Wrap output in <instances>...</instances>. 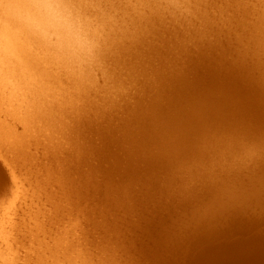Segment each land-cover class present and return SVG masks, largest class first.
I'll return each mask as SVG.
<instances>
[{"label": "rangeland", "instance_id": "374dc122", "mask_svg": "<svg viewBox=\"0 0 264 264\" xmlns=\"http://www.w3.org/2000/svg\"><path fill=\"white\" fill-rule=\"evenodd\" d=\"M67 1H69V4H70V6L71 5H75V8H73L74 6H71V7H67V9L68 8H70L71 10H69V11H71V12H77V14L76 13H74V14H72L71 12H70V14H72L73 16L75 15L76 16V19H74L75 18V16H74V18H73V16H72V18L74 19V20H76L77 22H75L74 20H72L73 22H74V27L76 28L77 26H79L78 28H76V34H78V33H81L80 31H78V29L80 30L81 29V31L83 32V28H85V30L88 28L89 29V27H90V29L92 30V31H85L84 30V32H90L89 34H87L88 36L90 35V34H92V32L93 33H97V34H92V35H90V36H92V37H90L89 36V40H88V36L84 33V36L86 35V37H83V36H81L80 37V34H78L79 35V37H80V39H82V40H84L85 38V41H83L84 42V45L86 46L87 44V46H88V49H89V47L90 48H94L95 47V52H96V50H97V52H98V50H99V52L97 53H92V51L91 50H89V52L87 51V53L84 51V49L82 48V51H84L83 52V55H81V54H79L78 55V57H80V59L78 58V59H71L72 58V56L73 57H75L76 58V56H74V54H71L70 56V58L69 57H67L66 56V54H68V51H66L67 53L66 54H64L66 57H64L66 60H71L72 61V65H69V64H71L70 62L71 61H68V63H67V61H66V63H65V59L63 58V61H64V64L67 66H65V65H63V61H60V63L58 64V62H56V65L55 66H53L54 64H55V62H53L54 64L52 65L50 62L49 63H45V64H43V66H45V67H48L49 65L48 64H51L50 66H52V67H54V69H51L50 68V66H49V68L53 71V72H51V70H50V72L51 73H53V75L54 76H56L54 79H52V82H51V84L54 86L53 88V92L52 93H47L48 95L46 96V98H45V101H51L52 100V102H53V100H54V102L55 101H57V100H61V98H63V100H61L62 102H64L65 104L67 103V105L65 106V104H63V106H65V108L63 109V110H59L58 109V113H56L55 115H57V116H59V115H61L60 117H58L57 119H59V118H61V123H62V125H61V127H60V125L58 124V120L57 119H55L54 120V122L57 120V122H49L48 121V119H44L45 121H43V120H40V119H36L34 122H33V125H32V128L30 129V132H26L27 130H28V128L27 129H25L26 127L24 126V122L22 121H20V118L19 117H21V114H20V111H21V109L18 111V115H20L19 117H16L17 115L15 114V115H13L12 113V115H10V114H8V113H10V112H7L8 110H10L9 108H12V105H11V102H10V100H9V98H7V97H5V98H7L8 99V102H3L2 100L0 101V118H1V121H3V123H5L11 130H15L14 131V133L16 134V136L15 137H11L10 139H3V138H1L0 139V169H2V171L4 172V178H2V179H0V264H68L69 262H68V259L67 258H65V255H63V253L64 254H66V252H67V254H69V256H71V257H74L75 255V260L76 259H78L79 261H83L82 260V258L81 259H79L78 258V256L80 255H82L81 257H83V259H84V262H85V260H87V262L86 263H84V264H90V263H93V264H162V261H161V259L163 260V257H166V256H168L169 257V254H171L172 252H171V250H170V247H169V249L167 248L168 246L166 245L167 243H166V241H163V237L165 236V238L168 236V235H170L171 233H176V232H178V228L180 227V229H179V233L180 234H182V232L183 231H185L186 232V229H187V231H188V228L189 229H191L190 227H192L193 226V224H194V221L196 220V218H198V217H202V216H204L205 214H206V212L205 211H209V209H211V208H213V206L215 205V199L217 198V200H218V198H219V200H220V195L222 196L221 197V201H225L226 199H225V196L227 195L228 197H229V194H234V192H235V194H239L242 190L243 191H245V192H243L242 191V193H240V194H244V195H246L244 198H247L248 200V207L246 206L245 208L247 209L248 208V211H252V212H250V214H252V213H254V212H261V211H264V185L262 184V183H264L263 181H264V173H263V175H262V171L264 170V159H262V158H264V155H262V157L260 156V154L259 153H262V151H261V147H259V145L261 146V144H262V147L264 146V123L263 122H261L260 121V123H259V121L258 120H256V118H254V117H252V116H249V117H247L246 119H248V120H244V124H242V122H241V120H234L233 118V120L232 119H229V121H228V119L227 120H225V123L224 122H220V123H216L215 124V122L214 121H212V120H210V122H207L206 121V125H205V121H203L204 122V124H202V127L197 131V133H193V137L191 136V138L190 139H186V140H180V142L181 141H183V143H181V146L179 145V147L177 146V149L176 150H174V151H182L181 153V157L179 156V155H175V156H173V158L175 157V160H176V156H178L177 157V161H179V159H180V161L179 162H177V161H175L174 160V163H177V164H180V166H178V167H181V169L179 168L178 169V167L177 166H175V164L173 163V167H174V171H172V165H171V169L169 168V167H167L168 165H170V164H172V163H167V165H166V163H165V168L162 166V165H164V164H160V165H158V166H160L161 168H157L158 166H155V170H157L159 173H160V175L162 176V178H161V176L160 175H158L157 173V171H155L154 169H153V167L154 166H152V167H149L148 168V166L146 165V167H145V169H144V167H143V165L145 164V161H143L144 159H142V158H144L143 156V154H142V149H144L143 150V153L145 152V154H146V151H145V148L146 147H148V148H146V149H148V150H155L154 152H160V151H158L156 148H158V147H160V145L161 144H158V143H162V145H164V143H166L167 141H165V140H168V137L167 136H169V135H171V134H173V133H175L174 135V137H177L178 136V134L179 133H176V131H178V129H180V128H176V127H178L179 125H180V122H175V121H173L174 123H171V125L172 126H174V127H171V125H170V127H169V125L167 126H165V124H163L164 122H165V120H162V124H161V122H160V119H159V121L158 122H160V123H155L156 122V120L154 121V119H156L157 118V116H158V114H157V112H154V109L152 108V104L153 103H155L156 101H158V102H160V104H166V108H167V117H165L164 116V118H171L172 117V115H176V113H177V109L179 108V107H181V108H188V106H189V108H190V106H192L191 104L192 103H190V102H188V106L186 105V103L187 102H182L179 106H177V107H175V106H173V105H168L167 106V101H168V99H166V97H165V99L163 98V95L161 94L162 93V90L163 89H165L166 87H167V90L168 91H171L172 93L170 94L171 96H173L174 95V92H173V87H172V89L170 90V88H171V85H167L166 83H164V81L166 82L167 81V79H168V81L169 80H171V79H173L177 74L179 75V74H182V73H179L180 71L182 72H184L183 74H185L186 75V73H185V71H187L188 69V71H187V75L186 76H188L189 78H191V79H194L195 78V76H193V74H192V71H193V73L194 72H196V70L194 71L193 69H197V67L198 66H200L201 64H203V65H201V67H199L198 69H200V70H202L201 68H203V66L205 67V65H206V62L207 61H205V59H204V57H207L208 56V52H210V57H213V58H216L217 59V62L218 61H220V60H223V59H220L221 58V54H222V57H224V52L222 53V51H226V50H224V49H227V53H230V54H227L226 56H225V60H223V63H219V64H223V66H225V64L224 63H226V66H228L229 65V63H230V65L229 66H231V67H234V66H236V64H237V66H242L244 63H246V62H248V60L250 59V57L252 56V58L250 59L251 61H253V62H251L250 60V63L248 62V64L246 63V67H249V66H251L249 69L251 70V71H253V73H251L254 77V79H257V75H260L262 72H263V70H264V63H263V65L262 66H260L259 65V63H261V62H264V60H262V59H264V24H263V22H264V2H262V0L261 1H259V2H261V3H259L258 2V0H248L249 2H246V5L248 6H245V4H244V6L245 7H247V10L250 8V10H248L249 12H253V10L255 11V13L256 14H254V12L251 14V13H249L245 8H244V6H243V4H242V6L240 5V3H238L239 1L240 2H244V1H246V0H238V1H236V0H233V2H231V3H233V4H235V6L237 7V9L236 8H234L233 7V4H232V6H231V3H229L230 1L229 0H223V2L221 1L220 3H218L220 0H218L217 2L215 1V0H213V1H215L214 3H215V5H213L214 3H213V1L212 0H204V2H203V0H201V2H199V3H197L195 0H193V1H195V2H193V5L191 4L190 5V3H192V2H187L186 3V1H192V0H182V4L184 5V7H183V5H182V7H183V9H182V7L181 6H179L180 5V2H181V0H176V5L173 3V1L175 2V0H164V1H166L165 3H164V1L163 0H161V3H160V1L159 0H146L147 2L149 1V3L151 4V6H154L153 8H151V6H150V4L149 3H147V2H145V0H142V2L140 1V0H137V2H136V0H121V1H123V2H121L122 4L124 3V1H126V3L127 4H129L130 2H132V3H130V6H133L134 4L133 3H136L137 5H138V3L141 5V3H144V6H142L141 5V7H140V5H136L135 4V8H134V6H133V10H134V12L136 13H134V12H131L130 11V9L132 8V7H130L129 8V5L127 6V10H125L126 9V6L124 7V9H123V7H121L122 6V4L119 2V0H109L110 2H109V4L111 5V7L108 5V3L106 2V1H108V0H97V1H95V0H86V2H85V0L83 1V0H80V2H82L81 4H86L85 6H87V8L90 10L91 9V13L90 12H87L88 10H84V8L85 9H87L85 6L83 7V5L81 6V4H79L80 2H78V0H67ZM71 1V2H70ZM73 1V2H72ZM74 1H75V3H77V4H74ZM90 1V4L89 5H91L92 3L95 5V6H97L96 7V9H97V11L95 10V12L93 13V11H94V9L92 10V8L91 7H88L89 5L87 4V2H89ZM113 1H115V5L114 4H112V3H114ZM117 1V2H116ZM130 1V2H129ZM156 1V2H155ZM159 1V3H157ZM162 1H163V3L164 4H162ZM177 1H179V2H177ZM205 1H207V2H211L212 4H210V3H207L208 5H205L206 3H205ZM225 1V2H224ZM229 1V2H228ZM232 1V0H231ZM264 1V0H263ZM85 2V3H84ZM100 4H99V3ZM103 2V3H102ZM129 2V3H128ZM186 4V5H190V7H188V6H186L184 3ZM226 2H228V3H226ZM235 2V3H234ZM253 2H255V4L253 3ZM97 3V4H96ZM102 3V4H101ZM117 3V4H116ZM119 3V4H118ZM157 3V4H156ZM172 3L174 4V5H172ZM189 3V4H188ZM195 3V4H194ZM201 3V5L203 6L204 5V7L205 6H208V7H210L209 5H212L210 8L211 9H209L208 7H206L205 9H203L204 7H202V6H200L199 4ZM203 3H205V4H203ZM217 3V4H216ZM223 3H225V4H228L230 7H232L231 9H233V10H231L232 11V13H231V11L229 10V8H228V5L226 6H224L223 5ZM238 3V4H237ZM248 3V4H247ZM78 4H79V6H81V8H76V7H78ZM103 4H105L104 6H100V5H103ZM126 4V5H127ZM146 4H148V5H146ZM155 4V5H154ZM197 4V6L196 7H202L201 8V10H200V8H199V10L200 11H198V8H196L195 7V5ZM218 4H222L223 5V7L221 8V7H219V6H222V5H219V6H217ZM257 4V5H256ZM77 5V6H76ZM106 5L108 6V7H106ZM145 5L148 7V8H150L151 10H153V11H150L147 7H145ZM161 5H162V8H155V6L157 7H161ZM199 5V6H198ZM249 5H250V7H249ZM255 5V6H254ZM95 6L93 7V5H92V7L93 8H95ZM100 6V7H99ZM137 6V7H136ZM170 6H172L171 8H170ZM175 6V7H174ZM186 6V7H185ZM216 8V7H219V8H217V9H215L214 7ZM243 7V8H239V7ZM256 6H257V8H256ZM104 7H106V8H104ZM116 7H118L116 10L117 11H115V9L114 8H116ZM138 7H140V9L138 8ZM225 7V11H224V8ZM252 7V8H251ZM254 7V8H253ZM83 8V10L87 13V14H85V12L83 11V10H81V11H78V10H80V9H82ZM111 10L112 9V11H110L111 12V15H113V14H115L116 12H117V14H115V15H113L114 17H116L117 15H120V16H117V19L118 20H116L115 18L113 19V17H111V15L109 14V9ZM129 8V9H128ZM141 8H142V11H146L147 12V15H145L146 14V12H144L145 14H143L142 13V11H141ZM145 8H147V9H145ZM154 8H155V10H154ZM163 8H164V10L167 8V10H166V12L169 14V15H167V13L163 10ZM170 8V9H169ZM179 9L181 12H188V16L187 15H183L181 12H180V14L181 15H183V16H185V17H182L180 14H179V10H177V9ZM186 8V9H185ZM189 8V9H188ZM196 8L197 9V12H196V14H192L191 12H193L194 11V9ZM239 8V9H238ZM74 9H76L75 11H74ZM100 9V10H99ZM107 9H108V12H106L107 11ZM139 9V10H138ZM160 9V10H162V11H164V12H159L158 10ZM173 9H176V10H173ZM191 10V11H183V10ZM192 9H193V11H192ZM196 9H195V11H196ZM207 9V10H206ZM218 9H219V13L221 14H219L217 11H218ZM220 9H223V11H221ZM227 9H228V11H227ZM244 11H243V10ZM258 9V10H257ZM129 10V11H128ZM132 10V9H131ZM171 10H173L172 12H171ZM210 10H212V11H210ZM239 10H240V12H239ZM241 10H242V12L244 13V12H248L249 13V15L247 14V16H250V22H251V24H249V22H247V21H249V20H246L245 21V19L247 18V16H246V14H244L243 15V13L241 14ZM82 11H83V13H82ZM100 11V13H101V15H99V12ZM105 11V13H103ZM115 11V12H114ZM118 11H120V13L118 12ZM137 11H139V12H137ZM148 11H150V12H148ZM156 11V12H155ZM169 11L171 12V13H173L172 15H171V13H169ZM176 11H177V13H176ZM201 11L203 12V14L201 15L200 13H201ZM206 11H209V12H207L206 13ZM213 11L214 12H217L216 14L215 13H213ZM230 11V12H229ZM233 11H235V13L237 14V11H238V15H240L239 17H243L242 19H240L239 17L237 18V16H235L236 14L233 12ZM262 11V13H259V12H261ZM78 12H79V14H78ZM81 12V13H80ZM127 12H131V13H133V16H134V14L136 15V16H134L135 17V22H134V20H132V18H134L133 16H130V15H132L131 13H130V15H129V13H127ZM199 12V13H198ZM210 12H212V14H210ZM225 12H228L231 16H229L228 15V13H225ZM246 12V13H247ZM91 15H90V14ZM98 13V14H97ZM108 13V14H107ZM119 13V14H118ZM138 13H140V17L138 16L139 14ZM142 13V14H141ZM148 13H149V15H148ZM158 14V17L159 16H161V18L159 19V20H161V21H165L166 20V18L168 19V16H170V18L172 17H181L182 18V20L180 19V17L178 18L179 19V21H175L176 23H180V21L182 22H185L184 21V19L186 18V17H188V19H189V21H188V19H187V21H188V24H189V26L188 25H185V23H180V26H183V25H185V27L186 26H188L190 29H191V27L194 25V28L196 27V30H198V32L196 33V30L195 31H193V27H192V30H190V29H188L187 30V28L188 27H186V28H184V27H182V28H180V26H178V30H183V28H184V30H183V32H185L186 33V31H188V32H192V34H190V33H186L185 35L186 36H184V33L183 32H181V31H179V32H177V33H175L177 30H176V27H177V25H179V24H175L174 23V21L171 23H168L169 22V20L170 19H168V20H166L164 23V26H162L161 25V27L159 26L160 24H162L161 23V21L159 22V20L157 19L158 17L157 16H155V14ZM176 13V14H175ZM189 13H190V15H192L193 16V18H195V20L197 19L196 17L198 16V18H199V15H201L200 17L202 18L203 17V19L201 20V22L199 21V22H197L196 23V21H194V23H193V25L190 27V25L192 24L191 22H193L192 21V19L193 18H191V20H190V17H192V16H189ZM204 13H206V15L204 14ZM223 13H225V14H223ZM81 14L82 15H85V16H81ZM95 14V15H94ZM106 15V17H105V15ZM127 14V15H126ZM164 14H166L165 16H164ZM177 14L179 15V16H177ZM213 14H215V18L213 17ZM227 14V15H226ZM232 14L234 15V16H232ZM259 14H261V15H259ZM87 15H90L89 17L87 16ZM92 15H94L96 18H97V21H99V25L97 24V22H96V20H95V18H94V16L93 17H91ZM96 15H98V16H96ZM107 15L108 16H110L111 17V20L112 21H115V22H113V23H115V24H118V25H120V27H121V29H122V27H123V29L122 30H124V28L125 27H127L128 28V31H130V32H128L127 33V30H124V31H120V27H119V31H116V30H118L117 29V26L118 25H116V27L115 26H113V23L112 24H110L112 21L110 20V19H108V18H110V17H108L107 18ZM124 16V17H126V18H123L122 16ZM142 15H143V17H142ZM147 16L148 17V19H146V17L145 16ZM176 15V16H175ZM197 15V16H196ZM208 15H209V17L212 19H210L209 17H208ZM218 15H220V16H218ZM222 15H226V17L228 18V16H229V18L228 19H230V20H228V22H227V18L226 17H224V16H222ZM253 15V16H252ZM255 15V16H254ZM256 15H257V17H256ZM260 17H259V16ZM79 16H81V17H79ZM100 16L101 17H104L103 19L104 20H102L101 21V19H100ZM153 16H155L154 17V19H153ZM221 16H222V19L224 18H226V21L223 19V21H225V22H227L228 24L230 23V21H231V23H232V25H231V23L229 24V25H226V23L224 22L223 24H222V19H221V21H220V19H219V17L221 18ZM252 16V17H251ZM79 17V18H78ZM85 17H87L88 19H86ZM121 17V18H120ZM130 18V21H128L129 19L128 18ZM151 17V18H150ZM157 17V18H156ZM163 17V18H162ZM164 17H166V18H164ZM208 17V18H207ZM217 17V18H216ZM234 17H236L237 19H236V21H234L235 20V18ZM260 19H259V18ZM94 20H93V19ZM136 18H144L143 19V21L145 22V24L143 25V23L144 22H142L141 21V23H140V20L139 19H136ZM157 19V22H156V19ZM171 18V20H174V18L172 19ZM201 18H199V19H201ZM231 18H232V20H231ZM261 18H263L262 20H261ZM84 20L85 22H88L89 23V25L90 24H92V25H88L87 23L85 24L84 23V21H83V24L82 23H80V21H78V20ZM122 19V20H121ZM124 19V20H123ZM150 19V20H149ZM152 19L153 20H155V22L153 21V22H151L152 21ZM162 19H165V20H162ZM176 19V18H175ZM207 21H205V20ZM210 19V20H209ZM215 19V20H214ZM234 19V20H233ZM240 19V20H239ZM252 19V20H251ZM255 19H257V20H255ZM258 19H259V21H258ZM89 20H91L90 22H89ZM105 20H106V23H105ZM107 20H108V22L110 21V23H108L107 22ZM120 20V21H119ZM125 20H127L128 22L127 23H125L126 21ZM147 20V21H146ZM186 20V19H185ZM216 20H219V24L221 25V29L223 30V32L221 33L220 31H222L221 29L219 30L218 28H220L218 25L219 24H217V22H216ZM244 20V21H243ZM254 20H255V22H256V27H255V22H254ZM95 21V22H94ZM122 21H124L123 22V24L125 25V26H123V24H121L122 23ZM132 21L134 22V23H132ZM136 21H137V24H136ZM138 21H139V23H138ZM168 21V22H167ZM187 21H186V24H187ZM208 21H210L209 22V24H208ZM212 21H214L216 24L215 25H213L211 22ZM238 21V22H237ZM80 24H79V23ZM93 22V23H92ZM121 22V23H120ZM131 23V26L128 24V23ZM151 23V24H148V25H153L152 23H154L155 25H153V26H151V27H149V26H147V23ZM166 22H167V25H168V27L169 26H175V28H171V27H169V30H165L166 29ZM190 22V23H189ZM205 22H206V24H205ZM234 22V23H233ZM242 24L243 22H244V24H242V25H244V26H242L240 23ZM259 22V23H258ZM77 25H76V24ZM96 23V24H95ZM101 23V24H100ZM103 23H104V25H103ZM175 25H174V24ZM199 23H201L200 25H199ZM206 25V27L207 26H211V28L209 29V31H208V27L206 28V27H204L203 28V25L204 24ZM210 23H211V25H210ZM235 23H239V24H235ZM246 23H248L249 25H250V27H246V26H248V25H246ZM258 23V24H257ZM87 25V26H83V25ZM110 24V25H109ZM114 24V25H115ZM137 26H142V28H137V29H141V32H143V33H141V35L139 36L138 34H140V31L139 30H137L136 29V25ZM141 24V25H140ZM170 24V25H169ZM233 24H235V25H237V27L238 26H240L239 27V29H241V30H238V28L236 29V27H233V26H235V25H233ZM82 25V26H81ZM93 25H95V27H96V29H98L99 27H101L100 28V30L104 33V34H102L101 33V31L100 30H97V31H95V28H94V26ZM101 25V26H100ZM103 25V26H102ZM199 26L200 28L202 27V29H200V28H198L197 26ZM202 25V26H201ZM223 25H225V26H223ZM252 25V26H251ZM105 26H108V28H111L110 26H112V28H111V30L113 31L114 30V28H115V30H114V33L113 32H111V30L109 29L108 30V28H106L105 29ZM146 26H147V29H146ZM155 26H157L156 27V29L155 28H153L152 29V27H155ZM166 26V27H165ZM217 26V27H216ZM223 26V27H222ZM228 26H230L229 28H231L230 30H234V32H233V34H232V32L230 31L229 32V29H228ZM255 27V28H253L254 30H252V27ZM259 26V28H257ZM82 27V28H81ZM98 27V28H97ZM102 27H103V29H102ZM162 27H164V28H162ZM213 27H216L215 28V30H214V28ZM226 27V32H227V35H226V39H227V43L229 44H227L226 43V39L224 38L225 37V28ZM246 27V28H245ZM132 28V30H130ZM133 28H134V31L135 32H132L133 31ZM157 28H161V30L163 31V33H165V32H167V33H169L170 35H167L166 33L164 34V35H166L165 37L167 38H165L164 39V36H162L163 34L162 33H158V32H162V31H160L159 29V31L157 30ZM198 28V29H197ZM144 29V30H143ZM148 30V32H146V30ZM149 29H152L153 31H155V32H152V30L149 32ZM168 29V28H167ZM173 29H175V30H173ZM186 29V30H185ZM202 31H200V30ZM213 29V32L211 31L210 32V30H212ZM243 29V30H242ZM250 29H251V31H250ZM94 30V31H93ZM107 30H108V32H107ZM137 30V31H136ZM143 30V31H142ZM205 30V31H204ZM247 30V31H246ZM263 30V31H262ZM99 31H100V34H99ZM145 31V32H144ZM158 31V32H157ZM165 31V32H164ZM170 31V32H169ZM174 31V32H173ZM200 31V32H199ZM242 32L243 34L241 35V38H245V36H246V32L248 33L247 34V36H246V40H249L248 38V35L250 36V43H247L248 41H246L245 39H243V41H242V39L241 38H237V37H240V34L238 33V32ZM248 31H250V32H248ZM256 33H255V32ZM262 31V32H261ZM78 32V33H77ZM106 32H107V34H106ZM111 32V33H110ZM115 32H116V34L118 35H120V33H123V32H126V34L125 33H123V34H125V35H123V34H121V35H123L124 37L126 36V35H132V34H134L133 36H127L128 38H127V40L124 38H122L121 37V35H120V37H119V39H117V38H115L114 36H116V34H115ZM139 32V33H138ZM156 33L157 35H160V36H156L155 34H153V35H150V34H152V33ZM171 32H173L172 34H171ZM181 32V33H180ZM203 32H206L207 34H208V32H210V34L209 35H211V38L213 39H209L210 38V36L209 37H206V38H203L202 36H206L207 34H205V33H203ZM214 32H218L217 33V37H218V39L215 37L214 38V36L216 35ZM252 32H254V33H252ZM51 33H53V35L55 36V31H52ZM50 33V34H51ZM110 33V34H109ZM130 33V34H129ZM138 33V34H137ZM150 33V34H149ZM183 33V35L181 36L180 34H182ZM193 33L195 34L196 33V37H197V35H199V36H201L202 38H203V40H202V38L201 37H199V40H198V37L197 38H195V35L193 36ZM199 33V34H198ZM200 33H203V34H200ZM235 33V34H234ZM236 33H237V35H236ZM249 33H251V34H249ZM107 36H106V35ZM111 34H115L114 36L113 35H111ZM137 34V35H136ZM147 35V38L150 36L151 38H154V36H155V42H157V44H155L154 45V40L153 39H149V41H148V39H147V42H149L148 43V45H146L147 43H145L146 42V39H145V37H146V35ZM149 34V35H148ZM175 34H179V35H177V38H176V35ZM190 34V35H189ZM213 34H214V36H213ZM219 34H223L222 36H224V37H222V36H220ZM230 34V35H229ZM244 34H245V36H244ZM259 34V35H258ZM53 35H52V38H53ZM56 35L57 36H55V38L54 39H56L57 38V41H59V38L58 37H60V35L59 34H57L56 33ZM59 35V36H58ZM82 35V34H81ZM94 35H97V36H94ZM104 35V37H105V39H104V37H101V36H103ZM110 35V36H109ZM118 35V36H119ZM174 35V36H173ZM231 35H233V36H231ZM153 36V37H152ZM161 36H162V39L164 40H162V39H160L161 38ZM169 36V37H168ZM180 38H179V37ZM242 36H244V37H242ZM96 37H98L97 39H96ZM111 37V38H110ZM112 37H114V38H112ZM117 37V36H116ZM132 37V38H131ZM133 37H135V38H133ZM171 37V38H170ZM172 37H173V39H172ZM174 37L178 40V41H181V42H183V44L181 43L180 44V42H178L177 40L175 41V39H174ZM183 37V39L181 40V38ZM190 38V40H194V38H195V40L197 39V43H195L193 40H192V42H193V44L191 43V41L188 39V38ZM193 37V38H192ZM220 37L222 38V39H225V40H220ZM233 37V38H232ZM237 39V41H235L234 39L235 38ZM248 37V38H247ZM254 37V38H253ZM257 37H259V38H257ZM261 37V38H260ZM50 39H51V36L49 37ZM90 38H95V39H93L94 41H96V42H94L93 41V43H95V44H90V43H92V39H91V41H90ZM99 38H101V39H99ZM108 38H109V40H116V42H114V40L110 43L109 42V40H108ZM122 38V39H121ZM138 40H137V39ZM172 39V40H168V39ZM201 38V39H200ZM53 39V40H54ZM137 40V41H135V40ZM140 39H145V40H142V42H141V40ZM160 39V41H158ZM184 39L185 40H188V41H186V43H185V41H184ZM241 39V40H240ZM53 40L51 39L50 41H52L53 42ZM86 40H88L90 43H88V41H86ZM99 40H101V41H99L100 43L104 40V41H106V42H104L105 44L106 43H108V44H106V46L105 45H103V44H101L100 45V43L98 42ZM108 40V41H107ZM123 40V41H122ZM127 42H126V41ZM129 40H131V41H129ZM151 40V41H150ZM157 40V41H156ZM200 40L201 41H205L204 43L205 44H202V45H204V46H202V49H201V44H200ZM208 40H209V42H208ZM214 40H216V42H218L219 40L221 41V43H220V45H219V43H216V42H214ZM228 40H230V41H232L233 40V42L235 41L236 43L235 44H233V42H232V44L230 43V41H228ZM244 40L246 41L245 43H243L244 42ZM257 40V41H256ZM260 41V43H259V41ZM120 41H121V43H120ZM125 41V42H124ZM133 41V42H132ZM137 42L136 43V45H135V42ZM139 41H140V44H141V47H140V44H139ZM144 41V42H143ZM166 41V42H165ZM167 41H173V43L169 46V42L167 43ZM190 41V42H189ZM206 41H207V43H206ZM219 41V42H220ZM253 41V43L252 44H254L253 45V47L251 48V46L249 45V47L251 48V49H248L249 51H251L252 53H254L255 51V47H256V45H257V47H258V49H256L257 51H259V54H257L256 52L254 53V55L252 54V55H250L249 56V54H251L248 50H247V48H249V47H247L248 46V44H251V42ZM51 42V43H52ZM86 42V43H85ZM102 42V43H103ZM118 42V43H117ZM128 42H130V43H128ZM151 42L153 43V47H152V45H151ZM160 42H163V43H161L160 44ZM164 42L166 43L165 45L166 46H164ZM176 42H178L179 43V50L177 49V51L178 52H174L173 50H172V48H175V47H173V46H176V48H177V44H175ZM214 42V43H213ZM54 44L56 43V40H55V42H53ZM52 43V44H53ZM99 43V44H98ZM110 43V44H109ZM115 43H116V45L117 44H119V45H117L118 47H120V45H121V47L120 48H118V49H116L115 50V48L112 50L111 48V46H115ZM122 43H123V46L125 45V44H127V45H125V47L127 46V47H130V48H133V50L134 49H137L138 48V50H134L135 52L136 51H140L142 48V53H141V51H140V54L139 55H137L138 57H136V53H134L133 52V50H131L130 48H128V50H126L125 51V48L124 49H122L123 48V46H122ZM125 43V44H124ZM134 43V44H133ZM187 43H189L188 45H187ZM202 43V42H201ZM216 43V44H215ZM223 43V44H222ZM237 43H239L240 45H241V43H243L241 46L243 47H241L240 45H237V46H235L234 47V49H233V47H231V50H233V53H234V56H235V58H232L233 56H232V52H231V50L229 49V48H226V47H230L231 45H236ZM247 43V44H246ZM259 43V44H258ZM90 44V45H89ZM99 45L98 47H97V49H96V46L95 45ZM113 44V45H112ZM130 44V45H129ZM131 44H133V46L134 47H132L131 46ZM138 44H139V46H138ZM145 44V45H144ZM149 44L151 45V46H149ZM173 44H175V45H173ZM185 44V45H184ZM197 44V45H196ZM206 44H207V46H206ZM212 44H215V45H212ZM218 44V45H217ZM227 44V45H226ZM231 44V45H230ZM246 44V45H245ZM251 44V45H252ZM108 45H109V47H108ZM129 45V46H128ZM160 45H163L162 47H167V51H166V48H165V51H161V50H159V49H162L161 48V46ZM168 45V46H167ZM173 45V46H172ZM184 46V47H181L180 48V46ZM191 45H195V46H193V47H195L194 49H193V47H191ZM217 45V46H216ZM260 45V46H259ZM103 46H104V49H103ZM113 46V47H114ZM117 46H115L116 48H117ZM145 46V47H144ZM146 46H148L147 48H146ZM159 47V49H156V52H157V50L159 51V52H157V54L158 55H160V57L155 53V51H154V47ZM190 46V47H189ZM197 46L199 47V48H197ZM220 46V47H219ZM221 46H222V49H221ZM224 46H226L225 48H224ZM245 46H246V50H245ZM126 47V48H127ZM149 47H151L152 48V53H150L151 52V49L150 50H148V48ZM157 47V48H158ZM169 47H170V49H171V51H170V53L172 52L174 55H172V53H171V55L170 54H166V53H168V51H169ZM172 47V48H171ZM186 47V48H185ZM205 47V48H204ZM210 47V48H209ZM218 47V48H217ZM237 47V48H236ZM238 47H239V50H238ZM263 47V48H262ZM101 48H102V51H101ZM107 49V51H106V49ZM183 48V49H182ZM185 48V49H184ZM191 49L192 51V53L189 51V49ZM197 48V49H196ZM207 49V50H209V51H207V54H206V51L204 50V49ZM212 48V49H211ZM217 48V49H216ZM224 48V49H223ZM237 49V51H239L238 53L235 51L236 49ZM242 48V49H241ZM111 49V50H110ZM123 50V53H122V51L121 50ZM145 49H147V51H149V52H147V51H145ZM181 49H182V51H181ZM188 49V50H187ZM198 49H199V51H200V49H201V51L200 52H202V53H200L199 51H198ZM213 50L212 52V55H215V56H212L211 55V50ZM93 50V49H92ZM120 50V51H119ZM162 50H164V48L162 49ZM176 50V49H175ZM184 50H186V51H184ZM195 50V51H194ZM202 50H204V51H202ZM215 50V51H214ZM216 50H219L218 52L216 51ZM229 50V51H228ZM240 50H241V52H240ZM245 50V51H244ZM253 50V51H252ZM75 51H76V49H75ZM93 51V52H94ZM101 51V52H100ZM143 51H145V52H143ZM184 53V52H186V53H184L183 55H182V53ZM184 51V52H183ZM197 51V52H196ZM235 51V52H234ZM244 53H243V52ZM246 51H248L249 52V54H248V57H246L247 56V53L248 52H246ZM117 52V53H116ZM135 54H133V53ZM160 52H162L161 54H159ZM181 54H180V53ZM187 52L189 53H191V54H187ZM196 52V54H194ZM260 52H262V53H260ZM101 53V54H100ZM111 53H112V56H111ZM125 53V54H124ZM127 53V54H126ZM129 53V54H128ZM154 53V55L152 56V64H154V65H152V64H150L151 62H149L150 61V59H151V55ZM163 53H165V54H163ZM203 53H205V54H203ZM232 53V54H231ZM236 53V54H235ZM239 53H240V55H239ZM241 53H242V56H241ZM245 53H246V55H245ZM70 54V53H69ZM84 54H85V56H84ZM86 54H87V56H86ZM97 54V55H96ZM98 54H99V57H98ZM104 54V55H103ZM106 54V55H105ZM131 54V55H130ZM151 54V55H150ZM176 54V55H175ZM178 54V55H177ZM180 54V55H179ZM188 56H187V55ZM193 54H194V56H193ZM202 54V55H201ZM255 54H257V56L255 55ZM261 54V55H260ZM63 55V56H64ZM85 57L84 59L86 60V65H85V62L82 60V57ZM95 57H94V56ZM103 55V57L105 56L106 58H110V59H102L103 57H101ZM118 55H120V58H119V56ZM126 55V56H125ZM158 57H157V56ZM165 55V56H164ZM171 56L170 57V60H168L169 59V57L168 56ZM185 55V56H184ZM191 55H192V57H194V59L195 60H201V62H196L192 57H191ZM205 55V56H204ZM219 55V56H218ZM247 58L246 60H245V57ZM91 58H90V57ZM94 57V59H93V57ZM109 56V57H108ZM112 58H111V57ZM116 56V57H115ZM122 56H124V57H126L125 59H124V57H122ZM136 57V58H132V57ZM154 56H155V58L156 59H154ZM163 56V57H162ZM168 58H167V57ZM173 56V57H172ZM181 57V61L183 60L182 58H184L185 60H187L188 59V61H183L185 64H186V66H188V64H191V65H189V67H188V69H186L187 67H185V64L183 63V62H181L180 61V57ZM189 56H190V58H189ZM199 58H198V57ZM201 56V57H200ZM218 56V57H217ZM229 56V57H228ZM232 56V57H231ZM237 56L240 58V60H238V58H237ZM259 56H261V57H263V58H259L258 59V57ZM119 59H118V58ZM122 57V58H121ZM130 57L133 59V60H131L130 61ZM175 57H176V61L178 60V61H180L179 63H177V64H175ZM179 57V58H178ZM185 57H188V58H185ZM197 57V58H196ZM210 57H208V58H210ZM231 57V59H228V58H230ZM241 57H243V58H241ZM254 57H257V59L256 58H254ZM88 58H90V60H92V61H90ZM98 58V59H97ZM116 60L117 59V63L116 62H113L114 61V59ZM127 58H129V60L127 59ZM140 58H142L141 60H140ZM144 58H145V61H147V62H143L142 60H144ZM158 58H162V59H158ZM163 58H167L166 59V61H165V59L163 60ZM174 58V59H173ZM193 59V61L196 63H194V62H192V59ZM220 60H219V59ZM256 60V62H255V60ZM113 59V60H112ZM121 59V60H120ZM124 59V60H123ZM190 59V60H189ZM241 59H242V61H241ZM97 60H99L98 62H97ZM103 60H105V62L103 63ZM111 60V61H110ZM123 60V61H122ZM162 60H163V64L161 63L162 62ZM174 60V61H173ZM245 60V62H243ZM260 60H262L261 62H258V61H260ZM74 61V62H73ZM76 61H78V63L76 62ZM80 61H82L83 63H81ZM107 61V62H106ZM119 61V62H118ZM121 61H122V63H121ZM137 61L139 62V63H137ZM154 61H156V62H154ZM168 61L170 62V63H168ZM172 61V62H171ZM190 61V62H189ZM91 62L93 63V62H95V63H93L94 64V66H92L93 64H91ZM99 62H101L100 64H99ZM109 62H110V64H109ZM134 62H136V63H134ZM165 62V63H164ZM186 62H189V63H186ZM234 62V63H233ZM236 62V63H235ZM243 63V64H241V63ZM255 62V63H254ZM79 63H81L80 65L81 66H83L84 67V69H83V67H80V69H79ZM114 63V64H113ZM116 63V64H115ZM121 63V64H120ZM133 63V64H132ZM145 63V64H144ZM147 63V64H146ZM159 63V65H156V67H153V66H155V64H158ZM168 65H167V64ZM174 64V65H172V64ZM183 63V64H182ZM194 63V66L192 65ZM197 63H198V66H197ZM231 63H232V65H231ZM240 63V64H239ZM254 64V65H252V64ZM75 64V65H74ZM96 64H97V67H96ZM107 64V65H106ZM113 65V67H112V65ZM136 64V66H134ZM138 64H141V65H138ZM181 64V65H180ZM200 64V65H199ZM233 64H234V66H233ZM239 64V65H238ZM48 65V66H47ZM59 65H61L58 69L56 68V67H58ZM62 65H63V67H62ZM71 66L70 68H75V69H71V70H69V69H65V68H68L69 66ZM86 67H85V66ZM87 65H89V67L87 66ZM98 65H99V67H98ZM101 65V66H100ZM111 65V66H110ZM138 65V66H137ZM143 65V67H141ZM149 65L150 66H152V68L150 67L149 68ZM176 65H179L181 68L183 67V69H185V70H183V69H181L179 66H178V68H176L177 66ZM183 65V66H182ZM72 66H75V67H72ZM105 66V67H104ZM108 68H107V67ZM119 66H121V68L123 67V69H121ZM131 66H134L133 67V70H141V71H139V74L141 75V73L143 74V73H145V74H143L144 75V77H139V74H137L138 72H136V71H133L132 70V67ZM140 66V67H139ZM146 66V67H145ZM165 66V67H164ZM170 66V67H169ZM172 66V67H171ZM197 66V67H196ZM257 66H258V69H259V67H262V69H260V70H258L257 69ZM76 67H78V68H76ZM87 67H88V69H87ZM93 67V68H92ZM102 67V68H101ZM104 67V68H103ZM112 67V69H109V68H111ZM119 67V68H118ZM131 67V68H130ZM137 67V68H136ZM148 67V68H147ZM192 67V70L190 69ZM193 67H195V68H193ZM48 68V69H49ZM62 68V69H61ZM81 68L83 69V73H82V70H81ZM89 68H91V69H89ZM100 68V69H99ZM119 69V70H116V69ZM145 68V69H144ZM162 68V69H161ZM170 68L172 69H174V72L172 71V70H170ZM177 70H176V69ZM251 68H255V69H251ZM55 69H56V71H55ZM77 69V70H76ZM79 69V70H78ZM87 70V72H86V70ZM105 69H107V72H106V70ZM142 69H144V71L142 70ZM153 71H152V70ZM167 69V70H166ZM178 69H180V70H178ZM248 69V68H247ZM66 70V71H65ZM81 70V71H80ZM92 72H90V71ZM116 70V71H115ZM120 70L122 71L121 73H123V74H119L120 73ZM150 70V72H152V73H150V74H148L149 72H147V71H149ZM191 70V71H190ZM203 70H204V68H203ZM258 70V71H257ZM54 71H55V73L57 74H59V76H58V74L56 75V74H54ZM68 71V72H67ZM77 71L80 73V75H83V74H85V73H87L86 75H88V76H79V73H78V75H75V74H77ZM97 71H99V72H101L100 73V75H98L99 73L97 72ZM105 73H104V72ZM112 71V72H111ZM118 71V72H117ZM132 71H133V73H134V75H133V73H132ZM146 71V72H145ZM157 71V72H156ZM160 73H159V72ZM176 71H177V74H176ZM250 71V72H251ZM68 73V74H66V73ZM71 72V73H70ZM88 72H90V74L88 73ZM115 72H117V75L115 74ZM132 74V77L133 76H135V74H137L136 76L138 77V79L137 78H135V77H133V78H135L136 79V83L134 82L135 81V79H134V81L132 80L133 78L131 77V74ZM188 72H190V73H188ZM197 72L199 73V70H197ZM196 72V74H194V75H197L198 73ZM201 72V71H200ZM261 72V73H260ZM69 73H70V75L72 74L73 75V73H74V77H76V80H75V78L71 75H69ZM96 73H98V74H96ZM102 73H103V75H102ZM111 73H113L112 75L115 77V79L116 80H114V77L112 78V75H110ZM154 73V74H153ZM164 73V74H163ZM173 73V74H172ZM176 75H175V74ZM257 73V75H255V74ZM258 73H260V74H258ZM109 74V75H108ZM119 74V75H118ZM149 75L150 77H145L146 75ZM157 74V75H156ZM159 74V75H158ZM168 74H169V76H168ZM189 74V75H188ZM190 74H192V77H191V75ZM52 75V74H51ZM68 75L70 76V77H68ZM96 75H97V77L99 78V76H100V78L99 79H97V77H96ZM121 75H123V76H121ZM125 75L127 76L126 78H125ZM152 75V76H151ZM155 75V76H154ZM162 75V76H161ZM175 75V76H174ZM177 75V76H178ZM82 78L81 80H80V78ZM95 76V77H94ZM110 76V77H109ZM116 76H117V78H116ZM119 76L122 78H124V80H121L120 78H119ZM156 76H158V77H156ZM61 78V79H63L62 81H61V79H60V81L61 82H59L60 83V85H59V83H58V80L59 79H57V78ZM63 77V78H62ZM64 77H65V80H64ZM94 77V78H93ZM102 77V78H101ZM152 77H153V79H152ZM155 77V78H154ZM168 77V78H167ZM79 78V79H78ZM108 78V79H107ZM113 79V80H111L112 82H110V80L109 79ZM146 78V79H150V82L148 81V80H144V79ZM159 78H161V79H159ZM165 78V79H164ZM170 78V79H169ZM55 79H57V81L55 80ZM68 79H73L74 80V82L73 81H69ZM118 79H120V81H118ZM53 80L55 81V83L53 82ZM79 80V81H78ZM101 80V81H100ZM130 80H132L130 83H132V82H134V83H132L131 85L133 86V87H135V90L137 91H132L134 88L133 87H131V85H130V83L128 82V81H130ZM140 80V81H139ZM164 80V81H163ZM63 81H64V84H62L63 83ZM76 81H78V84H79V87H77L78 85L76 84L77 82ZM100 81V82H99ZM103 81V82H102ZM109 81V82H108ZM114 81H116V82H114ZM143 81V82H142ZM147 83H146V82ZM153 83H152V82ZM56 82L58 83V85L56 86ZM70 82V83H69ZM73 82V83H72ZM86 82V85H81V84H84ZM92 82L94 83V84H92ZM122 82H125V83H123L124 84V86L126 87L127 85L130 87V90L129 91H127V90H125L124 89V92H123V89H121V88H123V85L121 84ZM140 82V83H139ZM159 82V83H158ZM69 83V84H68ZM81 83V84H80ZM98 83H100V84H98ZM102 83V84H101ZM105 83V84H104ZM108 83H115V84H113V86H115V87H113L112 85H111V87L109 86L110 84H108ZM118 83V84H117ZM144 83V84H143ZM148 83H149V85H148ZM157 83V84H156ZM161 83V84H160ZM164 83V84H163ZM74 84H76V85H74ZM88 84V85H87ZM136 85V86H134V85ZM138 84V85H137ZM141 84V85H140ZM148 86L147 88H151L152 86V89H147L146 88V85ZM151 84H152V86H151ZM166 84V85H165ZM89 85H91V88H92V85H93V88L91 89V91H90V88H87V87H89ZM104 85H108V86H104ZM117 85H119V87H121V88H119ZM139 85L140 86H143V87H141V89L140 88H138L139 89V91L136 89V87H139ZM157 85V86H156ZM161 85H163V86H161ZM75 86V87H74ZM82 86V87H81ZM96 86V87H95ZM100 86H102V87H100ZM150 86V87H149ZM164 86H166V87H164ZM67 87V88H66ZM84 87H85V89H84ZM95 87V88H94ZM98 87H100V88H104V89H106V91L107 92H113V93H111V94H106L105 95V93H106V91H102V89H101V91H100V88H98ZM109 87V88H108ZM117 87V88H116ZM155 87V88H154ZM170 87V88H169ZM66 88V89H65ZM78 88H80L79 90H78V92H77V89ZM114 88H116V90H117V93L115 92L116 90H112V89H114ZM118 88L122 91V92H120L119 93V91H118ZM131 88H133V89H131ZM69 89V90H68ZM82 89H83V91L84 92H82ZM90 91H88V90ZM108 89V90H107ZM111 89V90H110ZM126 89H127V87H126ZM155 89V90H154ZM159 91H158V90ZM161 89V90H160ZM68 90V91H67ZM85 90L87 91V94H85L86 92H85ZM140 90H142V91H140ZM76 92L75 94L78 96L77 98H73V95L76 97V95L75 94H73L72 96L70 95V93H68V92H71V94L72 93H74V92ZM80 91V92H79ZM126 91V92H125ZM146 93H145V92ZM155 91V92H154ZM156 91H157V93H156ZM201 91H203L202 89L200 90V93H201ZM89 92V93H88ZM129 92V93H128ZM150 92H152V93H150ZM154 92V93H153ZM104 93V94H103ZM134 93V94H133ZM135 93H137V94H135ZM140 93H141V95H140ZM143 93V94H142ZM149 93V94H148ZM54 94V98L52 97V95ZM82 94V95H81ZM83 94L85 95V96H83ZM120 94H122L121 96H120ZM124 94V95H123ZM147 94V96L145 97V95ZM150 94H152L150 97H148V95H150ZM110 95H114L113 97H109ZM129 95H131V96H129ZM137 96V97H139L138 99H135L134 98V96ZM161 95H162V98H161ZM106 96H108L109 97V99H107V101L109 100V102H107L106 101V103H113L111 106V109H113V110H108L109 112L108 113H110V112H112L113 113V115H112V113H110L111 115H107L106 113V110L107 109H105L104 108V104H106V103H104L105 101L104 100H106ZM126 98H125V97ZM132 96H133V98H132ZM143 96V97H142ZM59 97V98H58ZM69 97V98H68ZM83 97V98H82ZM86 97V98H85ZM102 97H103V99H102ZM114 97H117V98H114ZM127 97L129 98V97H131L132 99H130V101L127 99ZM142 97V98H141ZM153 97V98H152ZM56 98V99H55ZM71 98H72V100H71ZM79 98H81V100L80 101H82L83 99L85 100H83L82 101V103H80L79 104V102L80 101H78V99ZM100 98H101V100H100ZM112 98V99H111ZM116 99V100H114V99ZM141 98V99H140ZM143 98H144V100H143ZM146 98V99H145ZM151 98V99H150ZM89 99H90V101L92 102L93 100H94V102H93V105L94 104H98L97 102H99V104H102V106L100 105L99 106V104L97 105V106H95V108H97V107H102L103 109H101V108H98V110H95V109H93V107L94 106H92V103L90 102L89 104H88V101H89ZM98 99H99V101H98ZM141 101H140V100ZM189 99H192L193 100V98H189ZM65 100H66V102H65ZM111 100H113V101H118V102H116V105L118 104V103H120V105L119 106H121V107H119L118 105L116 106L114 103L115 102H113V101H111ZM119 100H120V102H119ZM133 100H135V101H137V102H135L134 103V101ZM143 100V101H142ZM145 100H147V101H145ZM167 100V101H166ZM16 101V99L14 100V102ZM60 101V102H61ZM78 101V102H77ZM102 101H104V102H102ZM129 101V102H128ZM133 101V102H132ZM61 102V103H62ZM87 102V103H86ZM146 102V103H145ZM147 102H148V104H147ZM59 102H57V104H58ZM68 103H69V105H68ZM83 103H85V104H87V106L89 105H91L92 107H84L85 106V104H83ZM128 103H132L133 105H135L134 107H136V109L131 105V104H128ZM138 103V104H137ZM140 103L142 104V106H144L142 109H141V105H140ZM144 103V104H143ZM184 103V104H183ZM190 103V104H189ZM56 104V103H55ZM73 104V105H72ZM83 104V105H82ZM54 105V104H53ZM78 106V108H77V106ZM82 105V107H80ZM113 105H115V106H113ZM124 105V106H123ZM137 105H140V107L139 106H137ZM60 106V105H59ZM58 106V107H59ZM61 106H62V104H61ZM107 107H108V109H109V104L108 105H106ZM105 106V107H106ZM126 106V107H125ZM147 106V107H146ZM57 107V108H58ZM66 107H68V108H71V107H73L72 109H73V111L71 112V109H68V108H66ZM84 107V108H83ZM106 107V108H107ZM118 107V108H117ZM78 109L77 111H76V109ZM83 108V109H82ZM85 108H87L86 110H87V112H86V110L85 111H83V113H81V111L82 110H84ZM119 110H117V109ZM122 108H126V109H122ZM137 108H138V110H137ZM149 108V109H148ZM177 108V109H176ZM8 109V110H7ZM90 109V110H89ZM102 111H101V110ZM140 109V110H139ZM66 110V111H65ZM67 110H69V112H67ZM75 110V111H74ZM81 110V111H80ZM118 112H117V111ZM134 110V111H133ZM143 110V111H142ZM169 110H171V111H169ZM91 112V114L92 113H94L93 111H96L95 113H97V114H99V115H101V114H103L104 113V115L102 116V118H101V116H100V118H99V116H97V115H95V113L94 114H92V116L94 117H92L91 116V114H90V112ZM104 111V112H103ZM114 111H116L115 113L118 115V116H120L121 118H122V121H121V118H119L118 119V116H117V118H114V117H116V115L114 116ZM125 111V112H124ZM138 112V114L136 113V112ZM143 113V114H141V112ZM173 111H175L173 114H172V112ZM57 112V111H56ZM66 113L65 114V116L66 117H69V118H71V115H73L74 117H75V115H74V113H76V115H78V117H75V119H77L76 121H78V123L75 121V119L73 118V116H72V118L74 119V122H73V120H72V118H71V120L70 121H68L69 120V118H66L65 116H64V113ZM74 112V113H73ZM79 112L82 114V116L84 117V113H85V119L84 120H86L85 122H84V120H82V118L80 119V117H81V114H79ZM99 112V113H98ZM100 112H103V113H100ZM106 112V113H105ZM148 112V113H147ZM22 113V112H21ZM61 113H63V114H61ZM68 113H72L71 115H69ZM87 113H89V114H87ZM171 114V116H170V114ZM185 113V112H184ZM59 114V115H58ZM105 114H106V116H105ZM125 114H127V115H125ZM131 116V117H129V115ZM134 114V115H133ZM144 114H147V115H144ZM157 114V115H156ZM161 114V113H160ZM79 115H80V117H79ZM124 115H125V117H124ZM142 115V117L140 118V120L138 119L139 118V116H141ZM153 117V123H155L154 125L156 126L157 124H159L161 127H159V125H158V127H155L154 129H155V132H154V134H152V135H149V138L148 137H146L147 138V141H149V142H146V140H144V138H142L143 140H141V141H144V142H141L140 140V142L141 143H139V146L137 147L136 146V142H137V144H138V142L139 141H134L133 142V140H135V139H133L132 141H131V139L133 138V136L134 135H136V134H138L139 135V133H140V131L142 130V125H143V122L144 123H146V121H148V118L150 117ZM156 115V116H155ZM63 116V117H62ZM86 116H87V118H86ZM88 116H89V119H91L90 118V116L92 117V121H90L89 119H88ZM95 116H97L96 118H95ZM108 116L110 117H112V118H114V119H110V118H108ZM138 116V118H135V117H137ZM144 116V117H143ZM148 116V118L146 119V117ZM170 116V117H169ZM65 117V118H64ZM104 117H105V119L107 118V119H109V121L108 122H110V123H108L105 119H104ZM127 117H129L130 118V120H128L129 118H127ZM159 117V116H158ZM19 118V119H18ZM64 118V119H63ZM134 118H135V120H134ZM252 118V119H251ZM254 118V119H253ZM4 119V120H3ZM66 120V119H68V120H66V121H64L65 123L63 124V120ZM81 120V121H83V123H81V122H79V120ZM103 119V120H102ZM136 119H138V120H136ZM144 119H145V121H144ZM53 120V119H52ZM105 120V121H104ZM114 120V121H113ZM116 120V121H115ZM121 122H120V121ZM151 120V119H150ZM250 120H251V122H250ZM68 121V122H67ZM113 121V122H112ZM126 121V122H125ZM138 121V122H137ZM140 121V122H139ZM164 121V122H163ZM228 121V122H227ZM235 121V122H234ZM246 121V122H245ZM7 122H9V123H7ZM71 122V123H70ZM88 122L89 123H93L94 125H98V127H99V125H100V129H102L103 130V128L102 127H105V129H104V131L107 133V135H106V138L103 140V138L105 137V135L104 134H106V133H101V130L98 128V130H100V131H98V130H96L95 128H97V125L95 126V128H94V125L93 126H91V124L89 125L88 124ZM111 122L113 123L112 125H114L115 127H112V125H109V124H111ZM129 122V123H128ZM214 122V123H213ZM233 122V123H232ZM238 122H240V124L238 123ZM249 123L250 122V126L248 125V124H246V123ZM50 123L52 124V125H50ZM55 125H54V124ZM70 124V128H67L66 126H68L69 127V124ZM72 123L74 124V123H77V125H79V127H77L76 126V124H74L75 126H73L72 125ZM86 123H87V126H86ZM96 123V124H95ZM118 123H119V125L120 126H124V125H126V126H124V129H123V127H122V129L123 130H125V133H123L122 131V133L123 134H126V130H128L129 132V135L132 133L131 131H133V135L131 136H127V137H130L129 139L127 138L126 140H128V141H131L132 143H130V142H127L126 143V141L124 142V144H123V140H125V139H123L124 137H125V135H122V133L120 132V131H118L117 129H121V127L120 126H118ZM121 123V124H120ZM140 123H142V125H140ZM224 123V124H223ZM253 123H255V125H263V127L261 126H255V125H252ZM80 124H82V126H84L86 129H89L90 128V130H83V128H81L80 127ZM174 124V125H173ZM209 124V125H208ZM218 124V125H217ZM221 124V125H220ZM243 125V126H241L240 127V129H239V125ZM58 125H59V127H58ZM65 127H64V126ZM89 125V126H88ZM138 125V126H137ZM176 125H178V126H176ZM213 125V126H212ZM217 126V129H216V127L215 126ZM234 125V126H233ZM235 125H236V128H235ZM246 125V126H245ZM58 128H57V127ZM73 128H72V127ZM92 128H91V127ZM117 126H118V128H117ZM140 126V127H139ZM207 126V127H206ZM232 126V127H231ZM12 127V128H11ZM64 127V128H63ZM75 127H77L78 129H76ZM89 127V128H88ZM109 127V128H108ZM110 127H112L111 129H113V128H116V131L114 132L115 134H116V132H117V134H116V136H115V134L114 133H111V132H113L115 129H113V131H111V129H110ZM120 127V128H119ZM167 127H169L170 128V130H169V128H168V131H166L167 130ZM243 127V128H242ZM251 127V128H250ZM253 127V128H252ZM68 129V130H71V128H72V130L74 131V132H72L73 133V135L71 136L70 134V131H69V135L71 136V137H69L68 138V136L69 135H67L66 133L68 132L66 129ZM75 128V129H74ZM81 130H80V129ZM94 128V129H93ZM131 128H132V130H131ZM157 128H159V129H161V130H159V129H157ZM219 128V129H218ZM92 129V130H91ZM130 129V130H129ZM156 129L158 130V131H156ZM166 129V130H165ZM172 129H176V131H174L173 133H171L170 134V131L172 130ZM257 129V130H256ZM23 130L25 131V133L23 132ZM66 130V131H65ZM71 130V131H72ZM78 130H79V132H78ZM109 130H110V133H108L109 132ZM138 130V131H137ZM208 132H207V131ZM209 130H210V132H209ZM213 130V132H212V135H210L211 134V131ZM23 133H22V132ZM64 131L66 132L65 134L67 135H64ZM76 131V132H75ZM84 131L86 132V131H91V134H90V136L91 135H93V136H91V137H93V138H90L89 137V134L86 132V134H88V135H82L83 133H84ZM94 131V134H92V132ZM96 131V132H95ZM108 131V132H107ZM164 131H166L165 133H163ZM180 131V130H179ZM205 131V132H204ZM235 131V132H234ZM262 131H263V133H262ZM16 132H18V133H16ZM19 132H21V133H19ZM77 132H78V134H80L81 135V138L80 139H78L79 140V144L78 145H80L81 144V139L83 138V136H84V139L88 136L90 139H93L92 141H90L89 142V140L90 139H88V138H86L85 140H87V142H89V143H91V144H89V143H86V141H83V144H81V145H84V147L86 148V147H88V148H86V149H88V152H87V150L86 149H83L82 151L84 152H82L81 151V149L83 148V146H77L76 144L78 143L77 142V136L76 135H78L77 134ZM99 132V133H98ZM103 132V131H102ZM119 132V133H118ZM172 132V131H171ZM199 132V133H198ZM201 132H204V133H201ZM234 132V133H233ZM242 132H243V134H244V136H243V134H242ZM255 132V133H254ZM90 133V132H89ZM95 133H97V134H95ZM159 133H161V134H159ZM166 133H169V135L167 134V136L165 135V136H163L164 134H166ZM214 133H217V134H214ZM236 133H237V135H236ZM246 133V134H245ZM254 133V134H253ZM258 133L259 134H262V136L260 137L259 135H258ZM21 134L23 135V134H25V135H29L28 136V138H27V140L25 139V141H24V143H27L26 144V146H25V144H23V147L24 148H22V146H21V142L19 141V137L18 136H21ZM100 134H103V135H101V137L99 136ZM109 134H111L110 135V137H111V139H112V137H114L112 140L111 139H109ZM112 134H114L113 136H112ZM163 134V135H162ZM199 134V135H198ZM200 134H202V136H203V138L201 137V135ZM205 134H207V135H205ZM241 134V135H240ZM18 135V136H17ZM74 135L76 136V138L74 137ZM80 135H78V138H79V136ZM98 135V136H97ZM118 135H120V136H124V137H122V141H119L120 143H115L114 144V142H116V141H114V139H118V138H120V136H118ZM177 135V136H176ZM197 135L199 136L198 138H197ZM205 135V136H204ZM216 135V137H214V136ZM224 135V136H223ZM251 135H257L258 136V138L260 139V141L258 140L257 141V144H259V145H257L256 144V140L258 139H256V137L254 136V138L253 139H251L253 136H251ZM96 138H95V137ZM118 136V137H117ZM173 136V135H172ZM171 136V137H172ZM207 136V137H206ZM209 136V137H208ZM210 136H212L213 137V139H215V140H212V139H209V138H212V137H210ZM231 136V137H230ZM235 136V137H234ZM238 138H237V137ZM241 136V137H240ZM249 137V138H247V137ZM27 137V136H26ZM72 137L73 138H75V140H76V142L74 143V140L72 141L73 143H74V145H76V147L77 148H74L75 146L73 145V147H72V142H70L71 140H69L70 138L72 139ZM108 137V138H107ZM152 137V138H151ZM153 137H154V139H153ZM167 138V139H165L164 140V138ZM196 139H195V138ZM222 137H223V139H222ZM240 137V138H239ZM251 137V138H250ZM97 138H99V139H97ZM157 139V141H156V139ZM170 138V137H169ZM194 138V139H193ZM229 138V139H228ZM233 138H235V141H234V139ZM150 139V140H149ZM192 139V140H191ZM200 139V140H199ZM203 139V141L201 142V140ZM206 141H205V140ZM216 139L217 140H219L220 142H218V141H216ZM227 139V140H226ZM236 139H240V140H238V143H239V145L236 147V149L233 147V146H231L232 144L231 143H228V141L229 140H232V141H230V142H236ZM99 140V141H98ZM105 140H107V142L109 141V140H111V141H113V142H108V144H107V142L105 141ZM118 140H120V139H118ZM118 140H117V142H118ZM171 140H174L173 139V137H172V139ZM189 140V141H188ZM190 140H191V143H190ZM226 140V141H225ZM96 143H95V142ZM97 141L100 143V141H101V144H99V143H97ZM106 143H105V142ZM160 141V142H159ZM169 141H170V139H169ZM168 141V143H167V146L171 143V141L169 142ZM192 141H195L194 143L197 145V146H195V145H193L194 143L192 142ZM211 141H215V143H211ZM223 141V142H222ZM242 141V142H241ZM84 142L88 145L89 144V146H85V144H84ZM94 142V143H93ZM102 142H104V144H107L106 146L102 143ZM122 142V143H121ZM157 142V143H156ZM175 142V141H174ZM197 142V143H196ZM243 142H245V143H243ZM254 142H255V145H254ZM70 143V144H69ZM72 143V144H71ZM114 145H113V144ZM128 143H130V144H132V145H130V144H128ZM147 144V146L146 147H144V145H146ZM185 143H187V144H185ZM193 143V144H192ZM201 145H203V144H205V143H208V144H210L211 143V145H206L205 144V146L203 145V146H201ZM217 143V145L215 146V144ZM237 143V142H236ZM237 143V144H238ZM243 143V144H242ZM93 144H94V146L96 147L98 144V146L97 147H99V148H97V150H98V152H99V149H100V151L102 152V150L104 151V154L107 152V149L109 150V153L107 152L106 153V155L109 157V160L107 159L108 157L106 156H104V157H101V156H103L104 154H103V152L100 154V152L99 153H97L96 151V149H93V150H95V151H93L92 149H90V145H92L93 146ZM97 144V145H96ZM112 144V145H111ZM116 144H121L122 146H124V148L123 147H121V149H120V146L118 145V147H116L117 145ZM135 144V145H134ZM141 144V145H140ZM144 144V145H143ZM191 144V145H190ZM198 144H199V147H198ZM219 144V145H218ZM226 144H228V145H226ZM229 144H231V145H229ZM245 144L247 145V144H249V145H247V146H249L250 147V150H249V147H247V146H245ZM56 145V146H55ZM104 145V146H103ZM116 145V146H115ZM127 145V149L128 148H130L131 149V147L133 146V147H135L136 148V154H137V157H136V154L134 155L135 157L133 158L132 156H130V154L132 153V150L134 149V148H132V150L130 151V149H128V151L129 152H131V153H129L128 151H127V149H126V151L125 152H128L129 153V155H127L126 153H123V152H119V150L120 151H122L123 149H125V146ZM151 145H152V148L151 149H149L150 147H151ZM182 145H183V148H182ZM186 145V146H185ZM223 145H226L225 147L228 149V153L226 152V149H224V147H222ZM233 145L234 146H236L234 143H233ZM241 145H243V147L245 146V148H243ZM20 146H21V148L22 149H24L25 151H22V149L20 148ZM60 147L59 149H58V147ZM69 146L70 147H72V148H74V150L75 149H77L78 150V148L79 147H81V148H79L80 149V151H72L71 153H73V154H76L77 156H73L72 154H69L70 153V151H69V149H71V148H69ZM114 146V148L112 149V147ZM141 146V147H140ZM142 146H143V148H142ZM150 146V147H149ZM185 146V147H184ZM193 148H192V147ZM195 146V147H194ZM201 146V147H200ZM208 147L207 149L206 148H204V147ZM218 146L220 147L221 146V148H222V151H221V153L220 152H218V150H219V148H218ZM227 146H229V147H227ZM230 146L234 149V152L235 151H238V153L237 152H235V153H233V149L232 148H230ZM26 147V148H25ZM55 147H57V148H55ZM100 147H108L107 149L106 148H102V150H101V148ZM140 147V148H139ZM155 147V148H154ZM189 147H190V149L192 148V150H188L189 149ZM196 147H197V149L198 150H196ZM217 147V148H216ZM243 149H242V148ZM247 147V148H246ZM255 147H258L257 149L255 148ZM57 149V150H60V151H54L53 152V149ZM117 148H119V150L117 151ZM186 148H188V149H186ZM200 148V149H199ZM220 148V149H221ZM238 148V149H237ZM68 149V151H69V153H68V151H66ZM106 151H105V150ZM112 149V150H111ZM139 149H141V151L139 150ZM185 149H186V151L188 150L189 152H186L185 151ZM232 151H230V150ZM244 149H246V151L244 150ZM256 149V150H255ZM63 152H65V153H68L67 154V156L69 155H71V157H72V159H74L73 161H76L75 160V158L77 159V161H78V159L80 158H82V156L81 155H84V154H88V156L91 154V150H92V153L94 152H96L95 154H92L93 155V157H95V158H91L92 156L90 155V157L88 158L87 156V158H85V155H84V158L85 159H88L89 161H86V160H84V158H82V160H81V162H85V164L83 165L81 162V164H82V166L81 165H79V161H78V164H77V162H73L72 161V159L70 160L69 158L70 157H68V159L70 160V162H72V163H74L75 165H76V168L78 167L79 169H80V166H81V169L79 170L78 168V172H79V174H78V172L77 173H75V170L77 171V169L76 168H74L75 167V165H73V164H71V163H69V161H68V159H67V157H63L62 156V151ZM73 150V149H72ZM85 150H86V152L87 153H85ZM114 150H116V151H114ZM139 150V151H138ZM148 150H147V152H148ZM197 151V153H196V151ZM203 150V151H202ZM240 150H242V152H243V150L245 151V152H247V154H240V155H238L239 154V152H240ZM248 150V151H247ZM260 150V151H259ZM262 150H264V148L262 149ZM124 151V150H123ZM134 151V150H133ZM139 153H138V152ZM152 151V152H153ZM183 151H185L184 153H183ZM226 152V153H224V152ZM250 151V152H249ZM252 151H254V152H252ZM51 152H53L52 154H51ZM57 152V153H56ZM61 152V153H60ZM79 152H81V155H78V153ZM90 152V153H89ZM115 152L116 153H119L120 155H127L128 157H127V159H129L130 160V162L132 161V159H133V162H131V164H133L134 163V159H136V161H137V163H134L135 165L136 164H138V166H135L134 164H133V167H130V166H132V165H130L129 163V160H128V162H126L125 163V165H128L127 167H130V168H126V166L124 165V158H125V161H127L126 160V155L125 156H121L122 157V159H121V161L123 162V166L125 167V168H123V166L120 168V164L118 165V168H120V169H118L117 168V166L115 167V165H117V162L118 163H120L119 162V160H115V161H117L116 163H114L113 161H114V158L115 159H117L120 155L119 154H117L118 155V157H114L113 158V155H115ZM140 152H141V154L143 155L142 156V158H141V154H140ZM152 152H150V153H152ZM192 152H194V154L196 155V157H195V155L192 153ZM202 152H203V154H202ZM205 152H208L209 154H210V152L212 153L211 155H209L208 153H207V155H209V157L208 156H206L205 154ZM242 152H240V153H242ZM258 152V154H259V156H258V154H256V153ZM61 154V156H62V160H64V161H62V163L61 162H59V161H61V159H59V157H61V156H58L57 154ZM83 153V154H82ZM133 153H135V152H133ZM133 153H132V155H133ZM150 153H148V154H150ZM180 153V152H179ZM186 153H187V155H186ZM188 153L189 154H191V155H188ZM223 153H224V155H223ZM232 153H233V155H232ZM244 153V152H243ZM250 153V154H249ZM253 153V154H252ZM80 154V153H79ZM96 154H97V157H99L98 156V154H100V157H101V159H102V161L103 160H105V162L103 161H101L102 163L101 164H98L99 166H97V169H99V170H101V171H99L100 173L102 172L103 173V175L102 174H100L99 176H101L100 178L102 179H99V177L97 178V176H98V170L96 169V168H94V166H95V163H97V161H99V160H97V159H99V158H97L96 157ZM103 154V155H102ZM110 154V155H109ZM111 154H113V155H111ZM139 154V155H138ZM198 154V155H197ZM221 156H220V155ZM262 154H264V153H262ZM55 156V155H57L56 156V158L54 157L53 158V156ZM65 156H66V154H64ZM186 155V157H184ZM192 155L195 157H192ZM200 155H203L202 157H198V156H200ZM213 155V156H212ZM218 156V159L216 158L217 156ZM223 155V156H222ZM236 155H238V156H236ZM251 155H252V159H253V163H252V160H251ZM22 156H23V158H22ZM78 156H81V157H78ZM112 156V157H111ZM116 156V155H115ZM140 156V158H138ZM146 156V155H145ZM188 156H190V157H188ZM215 156V157H214ZM220 156V157H219ZM224 156H225V162H226V164L227 165H229L228 163L229 162H231V160L233 161V163L234 162H236L238 165L240 164L239 162L241 161V160H243V158L246 160H243V162H246L248 165L250 164V167L251 166H253L252 168H255L256 166V168L255 169H257V171H258V169H262L263 168V170H261V172H260V170L258 171V173L255 171V169H253L254 171H252V170H248V172L246 171V168L247 167H249L246 163V165L241 161V164H240V166H238V165H234V167L236 168V170H234L235 168L233 167L232 169H231V167H232V165H233V163L231 164L230 163V167H229V169H228V167H227V165L225 166V164H223V163H225L223 160H221V157H223L222 159H224ZM236 156V157H235ZM256 156H257V160H256ZM29 157V158H28ZM74 157V158H73ZM111 157V158H110ZM121 157H119V158H121ZM132 157V158H131ZM188 157V159H186V160H183V158L185 159V158H187ZM203 157H206V159L207 158H209L208 159V161H210L211 160V162H210V164H208V162H206V159H205V162L207 163H202V162H200V161H204L203 160ZM210 157L212 158V157H214V159L212 160V159H210ZM232 157H233V159H232ZM248 157H250L249 158V160H251V163H250V161H248L247 160V158ZM260 157H261V159H260ZM64 158V159H63ZM90 158H91V160L92 159H94L96 162L94 163V162H92V161H90ZM97 158V159H96ZM104 158H106V159H104ZM113 158V159H112ZM118 158V159H119ZM137 158L138 159H142V161L144 162V164L142 165V161L141 160H139L140 162H142V163H140V162H138V160H137ZM179 158V159H178ZM194 159V161H191V159ZM199 158V159H198ZM227 158V159H226ZM240 158H242L241 160H240ZM258 158H259V160H258ZM59 161H58V160ZM79 159V160H80ZM192 159V160H193ZM228 159H230V160H228ZM237 159H239V161L237 160ZM84 160V161H83ZM112 160V161H111ZM173 159H171L170 161H172ZM188 160V161H187ZM220 160L222 161V163H219L220 162ZM227 160V161H226ZM68 161V162H67ZM135 161V162H136ZM184 162L183 164L185 165V166H183V164L181 163V162ZM191 161V162H190ZM212 161H215V162H212ZM216 161H217V163H219V164H222L223 165V171H222V169L220 168L221 166H217L218 164L216 163ZM59 162V163H58ZM91 165V166H93L92 167V169H91V166L89 167V164ZM93 164H91V163ZM188 162V163H187ZM198 162H200V163H198ZM249 162V163H248ZM57 163H58V165H57ZM64 165L65 163H67V164H65V166H64V171H63V173H62V171H60L61 169H63V168H59V166L61 165ZM64 163V164H63ZM68 163L69 164H71V165H68ZM99 163H100V161H99ZM198 163V164H197ZM202 163V164H201ZM212 163V164H211ZM256 165H255V164ZM263 164V166L261 165V164ZM48 164H49V168H48ZM52 164H54V167H58L57 168V170L58 171H53V169H52ZM110 164H115L114 166L113 165H110ZM122 164V163H121ZM182 164V165H181ZM190 167V165L191 166H193V165H196V166H198L197 168L198 169H196V171H191V170H193V168H194V170H195V168H196V166H194L193 168L192 167H190V168H188V166ZM199 164H201V165H203V167H201V165H199ZM261 166H260V165ZM47 165V166H46ZM56 165V166H55ZM68 165V166H67ZM73 165V166H72ZM77 165H79V166H77ZM88 168H90L87 172L89 173V172H93V174H95V176L93 175V174H91V173H87V172H84L83 171V169L85 170L87 167ZM97 165V164H96ZM130 165V166H129ZM140 165H142L141 167H139ZM206 165H207V167H206ZM211 165H213V166H211ZM241 165H244V166H247V167H245V169H244V167L242 168V166ZM51 166V167H50ZM67 166V167H66ZM69 166H70V168H69ZM109 166H113L114 167V169L116 170V168H117V170L116 171H114V169H113V167H112V169L109 167ZM145 166V165H144ZM47 167V168H46ZM53 167V168H54ZM96 167V166H95ZM102 167V168H101ZM135 167V168H134ZM136 167H138V168H143V170H146L147 172H150L151 171V169H153L152 171H155L154 173L153 172H150V173H148V174H145V172L146 171H143L142 173H141V171H139V170H137L138 168H136ZM201 167V169H202V174L200 175L199 173L201 172L200 170L201 169H199ZM210 167V169H208ZM226 167V168H225ZM241 167V169H238V171H237V168H240ZM259 167V168H258ZM49 169L50 171H53L54 173L55 172H58V174L56 173L54 176H55V179L52 177L51 179H52V181H54L55 182V186L53 185V183H52V181L49 179V177H51V174L50 173H47L49 170H47L46 171V174H45V170L46 169ZM51 168V169H50ZM56 168H54V170L56 169ZM71 168H73L72 170L74 171H71ZM87 168V169H88ZM94 168V169H93ZM101 168V169H100ZM133 168V169H132ZM146 168H148V169H146ZM151 168V169H150ZM164 168V169H163ZM185 168H187V170H184ZM211 168H212V170H213V168H214V173L217 175V177L215 176V174H213L212 172H210L209 173V171L211 170ZM220 168V169H219ZM225 168V169H224ZM251 168V169H252ZM75 169V170H74ZM86 169V170H87ZM128 169V170H127ZM132 169V170H131ZM163 169V170H162ZM169 171H168V170ZM179 171H178V170ZM190 169V170H189ZM231 169V170H230ZM245 171H244V170ZM248 169V168H247ZM65 170H69L67 173H68V175L67 176H69L70 178V180L68 181V177L66 176V171ZM85 170V171H86ZM127 170V171H126ZM134 170L136 171V172H140L141 174L140 175H136L137 173L136 172H134ZM165 170V171H164ZM176 170H177V172L179 173H181V171H188L187 173L188 174H190V172H191V174L189 175V177L188 178H184L183 177V179H185L184 181H189L188 183H186V182H184L185 184H184V186L185 185H187V186H182V176L181 175H183V176H187L188 174L186 173V175H185V172H184V174H183V172L181 173V175H180V173H179V175L181 176H179V175H175V173H176ZM181 170V171H180ZM199 171V173H198V171ZM211 170V171H212ZM227 171L228 172V170H230L229 172H228V174L226 173L225 174V171ZM240 170H243L242 171V174H240L241 172H240ZM49 171V172H50ZM80 171H83V172H80ZM96 171V172H95ZM120 171H123L124 172V174L126 175V173H127V175H128V172L130 171V172H132V175H131V173L129 172V174L131 175V177H130V175H129V177L130 178H125V175H124V177H123V174L121 175V172ZM125 171H126V173H125ZM232 171V172H231ZM235 171V172H234ZM237 171V172H236ZM65 174L64 176L61 174ZM65 172V173H64ZM69 172H70V174L73 172L74 173V175H69ZM105 172V173H104ZM113 172V173H112ZM117 172H120V173H118V174H116ZM122 172V173H123ZM165 172V174H163ZM168 172V173H167ZM175 172V173H174ZM193 172L194 173H196L197 175H199V177L195 174L194 176H196V178H193ZM231 172V173H230ZM234 172V173H233ZM243 172H244V174H246V177L247 178H249V179H253L254 178V180L253 181H257L258 179L259 180H262V181H260L261 182V184H259L258 182H255V183H253L251 180L249 181L247 178L245 179V178H242L243 176H245L244 174H243ZM247 172V173H246ZM261 174H260V173ZM264 172V171H263ZM52 173V172H51ZM54 173H52V174H54ZM72 173V174H73ZM84 175V176H86L87 174V177H84L82 174ZM107 173H109L110 175H113V177H110V175H109V179L111 180L110 182H102L103 180L104 181H107L108 180V175L107 176H105V178L103 179V176L104 175H106ZM136 173V174H135ZM151 173H153L154 175H155V177L157 176H159L158 178H160V179H156ZM170 173H174L173 174V177H175V178H177L178 179V181H180V179H179V177L181 178V181L180 182H182V183H178V181L176 182V179H170V178H173L172 177V174H170ZM218 173H220V174H218ZM225 174L226 175V177L227 178H225V175L223 176V174ZM235 173H237V175L235 174ZM239 173V174H238ZM48 174V175H47ZM50 174V175H49ZM61 174V175H60ZM139 174V173H138ZM145 174V175H147V176H150V177H154V180H155V183L157 184V182H158V184H157V187H159V184H160V187L159 188H161V189H163V190H161V191H163V193H164V190H165V196H163L164 194L163 193H161V196L160 197H158L159 196V192H158V188L157 187H155V185L156 184H154V186H151V185H153V181L151 180L150 181V186H151V188L152 189H154V188H157V189H155V190H157L156 192H158L157 194H156V196H157V198H159V199H155L154 197V199H155V201H154V199H152L151 201L153 202V203H151V205H150V202L151 201H149L151 198H152V196H155L154 195V193L152 194V191L153 190H151V188H150V190H147V188H148V186H149V184H148V182H149V180L147 181V179H149V178H147V177H144L143 175ZM177 174V173H176ZM248 174H249V177H248ZM81 175H82V177H81ZM134 175H136V176H134ZM152 175V176H151ZM168 175H170L169 177H168ZM203 175H205V176H203ZM209 175V176H208ZM220 175H221V177H220ZM228 175V176H227ZM230 175H233L232 177H233V179H237V180H233L232 179V177L230 176ZM234 175H236L237 176V178H236V176H234ZM238 175H240V176H242V177H238ZM59 176H61V177H59ZM67 177V181H68V185H67V183L65 182V180H66V177ZM89 176H90V178H89ZM91 176H93V177H91ZM119 176V177H118ZM141 176V178H143L144 177V179H140V178H138V177H140ZM143 176V177H142ZM167 176V179H169L168 181H167V179L165 180V177ZM176 176H179V177H176ZM191 176V177H190ZM201 176V177H200ZM203 176V177H202ZM213 177V178H207V177ZM48 177V178H47ZM57 177L60 179L61 178V180L63 179V178H65L64 180H62V181H60V183L61 182H65V185H66V187H65V185L63 184V183H58L59 181H57V180H59V179H57ZM76 177H77V179H76ZM78 177H81L82 179L84 178V181L87 179V182H88V178L89 179H93V178H95V181H94V179L93 180H90L89 181V183H85V187H81L80 186V183H79V180H82L81 178H78ZM107 177V178H106ZM126 177H128V176H126ZM133 177H135V179L133 178ZM136 177H137V180H136ZM163 177H164V180L165 181H167L168 183H170L169 181H171V182H176V183H174L175 184V187L178 189H174V184L173 183H170L172 186H173V188H172V186H171V189H170V187L169 186H167L166 185V183H165V185H163L164 183L163 182H165L164 180H162L163 179ZM229 177V178H228ZM235 177V178H234ZM131 178H133V180H134V183H136V181H137V183L136 184H130V183H132L133 181H131L130 183H129V181L130 180H132ZM146 178V179H145ZM195 179V182H194V180L193 179ZM204 178H205V180H204ZM214 178H216V179H214ZM43 179H45L46 181H45V184H44V180ZM48 179H49V181H48ZM99 179V180H98ZM114 179V180H113ZM120 179V180H119ZM129 179V180H128ZM140 179V180H139ZM150 179H153V178H150ZM198 179H200L201 180V184L202 185H211V186H206L207 187V189H204V187L203 186H201V188L203 189V194L205 193V195L207 194L206 193V191L205 190H207V192L208 193H210L211 192V190L210 191H208V189H212V193H214V194H212V195H210V196H212V198L215 200V201H213V199L210 197V196H208L209 194H207V197L205 196V195H203V194H201L202 192H201V190L199 191V184L200 183H198V186L197 185H195V183L197 184V180ZM207 179L209 180V181H211V182H209V181H207ZM227 179V180H226ZM241 179H243V182L245 181V183L246 184H243V182L241 181ZM245 179V180H244ZM96 180H98V181H96ZM128 182H127V181ZM191 180H193V182H194V185L195 186H197V187H195L194 185H192V183L190 184V181ZM199 180V181H200ZM204 181V184H203V181ZM213 180V181H212ZM214 180H216L215 182H214ZM219 181V183L221 184V185H223V186H221V185H218V181ZM224 180V181H223ZM239 180V181H238ZM258 180V181H259ZM48 181V182H47ZM51 181V182H50ZM93 181H94V183H93ZM100 181V182H99ZM114 183H118L119 185H120V187H119V185L117 184H115L116 185V188L118 189V188H121V190L124 188V190L123 191H125V189H129L130 187V192L132 191L133 193H130L129 191H128V194H126L127 192H125L124 194H126V195H124L123 194V191H120V189L119 190H117L116 192H117V195H113V194H116V193H112L111 194V189H112V192H115V191H113V190H115L116 188H115V185H113V182ZM116 181V182H115ZM138 181H140V182H138ZM142 181H146V183L148 184H145V182H142ZM160 181H163V182H161L160 183ZM198 181V182H199ZM70 182H72L73 183V187H75V185L76 186H80L81 187V190L79 191V188L80 187H75L79 192H77V191H75L76 189H72V187H70L71 185V183ZM86 182V181H85ZM124 182H126L125 184H123V187H121L122 185L120 184V183H124ZM192 182V181H191ZM205 182H207V183H205ZM213 182V184H215V186H217V187H215L213 184H211ZM247 182H249V184L248 185H250L251 183L250 182H252L253 184H256L254 187H255V189L254 190H258L259 191V193L260 194H262V195H259V193L257 192H255L254 190H252L251 188L249 189V187H252V186H249L248 187V185H247ZM50 183V185L49 186H47L48 184ZM52 183V184H51ZM70 183V184H69ZM84 182H82L81 181V185H83L84 186V184H83ZM90 183H93V185L92 184H90ZM96 183H100V185H101V183H103L102 184V186L99 188V184H97L96 185V187H98L99 188V190L102 188V187H104V190H103V188H102V190H100V192H102L103 194H104V196H102L103 194L102 193H100L99 192V190H98V188L96 189V187H95V185L94 184H96ZM106 183V184H105ZM107 183H108V185H109V183H111L109 186L107 185ZM128 183H129V185H131L129 188H127L129 185H128ZM139 183H141V184H139ZM167 183V184H168ZM177 183H178V185H177ZM58 184V186L59 187H63V189L61 188H58V186H56ZM60 184V185H59ZM139 185V187H138V185ZM181 184V185H180ZM200 184V185H201ZM258 184V185H257ZM91 185H92V187H91ZM106 185H107V187H111V189L110 190H108V191H105L106 189ZM128 185V186H127ZM132 185H134V188H133V186ZM135 185H137L136 187H135ZM141 185H145V187H144V190H143V186H141ZM147 185V186H146ZM169 185V184H168ZM194 186V188H196V189H198L197 191H199V192H193V191H195V190H192L191 188H192V186ZM229 185H231V186H229ZM246 187H245V186ZM263 185V186H262ZM94 186V187H93ZM118 186V187H117ZM127 186V187H126ZM162 186V187H161ZM168 187L169 188V190H168V188H165V187ZM178 186H180L179 188H178ZM181 186H182V188L186 191L187 190V193L185 194V191L181 188ZM212 186H214V187H212ZM258 187V189H257V187ZM259 186H260V189H259ZM68 187H70V188H68ZM88 187H89V189H90V197H89V190H88ZM114 187V188H113ZM126 187V188H125ZM147 187V188H146ZM154 187V188H153ZM187 187V188H186ZM205 187V188H206ZM225 187H226V189H228L227 187H229V189L228 190H225ZM232 187H234L235 189H232ZM54 188H58V189H54ZM82 188L83 189H85V190H82ZM135 188H137L136 190H135ZM142 189V191H141V189ZM193 188V189H194ZM216 188H219L220 189V191L221 192H225V193H220V192H218L217 194H216V192H217V190L218 189H216ZM223 188V189H222ZM244 188V189H243ZM246 188L248 189V190H246ZM262 188V189H261ZM47 189V190H46ZM52 189H54V190H52ZM93 189V190H92ZM94 189H95V191H94ZM109 189V188H108ZM132 189H134V190H132ZM145 189H146V193L147 194H145L144 195V193H145ZM166 189H167V191H166ZM179 189H180V191H181V193H182V190H183V196H180L179 194H181L180 193V191H179ZM216 189V190H215ZM238 189H241V190H238ZM57 190H59L58 192H62V193H58V192H56ZM64 190H66V191H64ZM71 190H73L74 191V194H73V191H71ZM138 190H139V192H138ZM154 190V191H155ZM159 190V191H160ZM170 190L173 192V193H171L170 192ZM174 190H175V193H174ZM215 190V191H214ZM250 190H252V191H254V192H252V193H250L251 191ZM67 191L69 192H72V193H69V194H66L67 193ZM81 191H82V193H83V195L81 194ZM84 191V192H83ZM87 191V192H86ZM91 191H94V192H91ZM96 191H97V193L99 194H97L96 193ZM103 191H105V192H103ZM135 191V192H134ZM148 191H150V193L148 192ZM176 191H177V193H178V195L176 194ZM226 191H229V192H226ZM230 191H231V193H230ZM239 191V192H238ZM248 191H250V192H248ZM263 191V192H262ZM56 192V193H55ZM63 192L65 193V195H71L70 196V198L72 199L73 198V202H77L75 205L77 206L78 205V207H82L81 205H83L84 206V208L82 209H80V208H78V207H76L75 205H74V203L72 204L71 203V199L69 200V199H67L68 197L66 196V198L65 197H63V195H61V194H63ZM77 193V195H82V197H81V199H79L78 197H80V196H77L76 195V193ZM106 192H107V194H106ZM138 194H137V193ZM155 192V193H156ZM171 194H170V193ZM191 192H193V193H191ZM201 192V193H200ZM247 192V193H246ZM262 192V193H261ZM85 193V194H84ZM87 193V194H86ZM120 193H122V194H120ZM135 193V194H134ZM142 193V194H141ZM168 193V194H167ZM194 193H197V194H195L194 195ZM198 193L200 194V195H198ZM228 193V194H227ZM59 194H60V196H59ZM97 194V195H96ZM102 194V195H101ZM108 194H109V196H115L114 197V200H112L113 199V197H108ZM111 194V195H110ZM136 194L138 195V196H140V197H142L143 196V198H141V200H140V197H136L135 198V196H136ZM150 194V195H149ZM167 194V195H166ZM187 195V196H185V195ZM216 194V195H215ZM226 194V195H225ZM256 194V195H255ZM257 194L259 195V196H257ZM58 195V196H57ZM76 195V196H75ZM84 195H86L84 198H83V196ZM100 195H101V197H100ZM121 195H122V197L124 198V200H122L123 198H121ZM132 195H135V196H132ZM146 195H148V196H146ZM178 196V197H174V198H172L173 196ZM193 195V196H192ZM197 195H198V197H197ZM96 196H98L99 198H101V199H103V200H105V201H102V200H100L98 197L96 198ZM146 196V197H145ZM149 196H151L150 197V199H147ZM155 196V197H156ZM165 197V198H169V199H167V201L168 202H166L165 200L166 199H162L161 197ZM190 196H192V197H190ZM262 198H261V197ZM52 197V198H51ZM55 197H57V198H55ZM59 197V198H58ZM103 197V198H102ZM108 197V199H110V201H106V198ZM131 197V198H130ZM134 197V198H133ZM182 197V198H181ZM186 197V198H185ZM189 197H190V202H188L187 200L189 199ZM202 197H203V199H202ZM206 197V198H205ZM210 198L209 200L207 199V198ZM224 197V198H223ZM77 198V199H76ZM126 198L128 199V201L126 200ZM129 198L130 199H134V200H132L133 202L136 200L137 201V203L138 204H141V202H142V207L144 206L145 208H146V206L148 207V208H146L145 210H147L149 213L151 212V211H149V209H151L152 210V212L149 214L147 211L146 212H142V211H144V208H142L140 205L138 206V204L136 203V201L134 202V205H135V207H133L132 206V201L130 200L129 201ZM144 198H146V199H144ZM172 198V199H171ZM176 198H178V199H176ZM180 198V199H179ZM186 200H185V199ZM192 198V199H191ZM202 200H201V199ZM227 198V197H226ZM66 199H67V201H66ZM96 199H97V203H96ZM98 199H99V203H98ZM160 199H162V200H164L165 201V203L163 202V201H160ZM171 199V200H170ZM175 199L177 200V201H175ZM198 199H200L201 200V203H199L200 201L198 200ZM207 199V200H206ZM212 199V200H211ZM253 200V201H249V200ZM258 199V200H257ZM76 200H78V201H76ZM81 202H80V201ZM120 200V201H119ZM126 200V201H125ZM144 200H147L148 201V203H147V201H145L144 202ZM179 200H183V202L181 201V203L179 202ZM196 201V200H198V205L197 206H195L197 203H195V205H194V203L192 204L191 203V201ZM218 200V201H219ZM70 201V202H69ZM100 201L101 202H103V203H100ZM118 201V202H117ZM121 201H123V205H121ZM141 201V202H140ZM172 201H173V203H172ZM187 201V202H186ZM192 201V202H193ZM205 201H206V203L208 204H206L205 203ZM208 201V202H207ZM218 201L216 202V203H218ZM80 202V204H78ZM108 204H107V203ZM125 202V203H124ZM155 202H157L156 204H155ZM159 202L160 203H162L163 205H158L159 204ZM170 202V203H169ZM175 202V203H174ZM177 202H179V203H177ZM184 202H185V205H183V207H182V205L181 204H184ZM209 202H210V206H209ZM251 202V203H250ZM254 202L256 203L255 205H253L254 204ZM57 203V204H56ZM67 203H69V204H66ZM104 203H105V205H104ZM113 203H115V205L117 204V205H121V208L119 209L118 207L120 206H115V205H113ZM136 203V204H135ZM172 203V204H171ZM189 205H188V204ZM190 203H191V205H190ZM202 203H204V204H202ZM212 203V204H211ZM219 203H220V201H219ZM250 203V204H249ZM58 204H60L61 206L59 207V205ZM102 204L104 205V206H102ZM126 204H127V206L128 207H130V206H132V208H134V210L132 209H129L131 212H132V214H131V212H129L128 211V209L126 210V209H124V206H126ZM130 204V205H129ZM144 204V205H143ZM147 204V205H146ZM148 204L150 205V206H148ZM155 204V205H154ZM166 204V205H165ZM178 205L177 207L175 206V205ZM199 204H202V205H199ZM214 204V205H213ZM259 204H260V207H261V210H259L260 208H259ZM55 205H57V206H55ZM68 205H70V206H73V208H76V209H72V207L70 208V206H68ZM137 205V206H136ZM154 205V206H153ZM168 205V207H167V211H164L165 209V207ZM171 205L173 206V208L174 207H176V208H178L177 210H179V208L180 207H182L183 209H180L179 211H181L180 213V215H178L179 214V211H177L176 210V208H175V210H170V209H172V207H171ZM180 205V206H179ZM193 205V206H192ZM250 205V206H249ZM252 205V206H251ZM258 205V206H257ZM97 206H99V207H97ZM100 206H102V207H107V206H109V208L107 207L106 209H108L109 210V213H108V210H106L105 208H100ZM114 206L116 207V208H114ZM127 206H126V208H127ZM153 206V207H152ZM161 207L160 209H162V206L164 207L163 208V210L162 211H160V209L158 210V208L159 207ZM192 206V207H191ZM200 206H202V207H200ZM203 206H205V207H203ZM209 206V207H208ZM55 207H57L56 209H55ZM58 207H59V209H58ZM86 207V208H85ZM95 207L97 208L96 210H95ZM111 207L113 208V214L111 213V211H112V209H111ZM137 207V208H136ZM154 207L155 208H157L156 210H157V214H162V215H160V217H162V219L164 220L165 219V216H167V215H169V214H166L165 212H168L169 213V211H171L170 213H172L173 211H174V213L172 214L173 216L174 215H177V218H175V219H171V218H174V217H170V215H169V218L167 219H165L164 220V222H166V223H164L163 221H162V219H160V217H159V215H157L156 214V216L157 217H155V214H154V212H156V210H154ZM190 207H191V209H190ZM194 207V208H193ZM196 207H198V208H196ZM199 207L200 208H202V210L203 209H205V211L203 210H201V209H199ZM78 208V209H77ZM98 208H100L101 209V211L102 212H100V209H98ZM117 208H118V212L116 213L115 211H117ZM136 208V209H135ZM141 208V210H139V209ZM195 208H196V210H195ZM249 208H250V210H249ZM257 208V209H256ZM259 208V209H258ZM57 209H58V212H57ZM80 209V211L82 210V212H83V210L85 211V213H83L82 214V212H78V210ZM103 209V210H102ZM104 209H105V212H103L104 211ZM116 209V210H115ZM137 209H138V211H140V212H137L138 214H135L136 212L135 211H137ZM169 209V210H168ZM252 209V210H251ZM111 210V211H110ZM201 210V212L204 214H202L201 215V213H199L198 211H200ZM230 210H234V209H232V208H229L228 207V209H227V211H230ZM254 210V211H253ZM258 210V211H257ZM56 211V212H55ZM96 211V212H95ZM107 211V212H106ZM121 211V212H120ZM125 211V213H124V215L126 214L129 218H130V220H129V218L127 217V218H125L126 217V215L124 216H122V214H123V212ZM127 211L129 212V213H127ZM162 212V213H158V212ZM164 211V212H163ZM176 211V212H175ZM195 211V212H194ZM178 212V213H177ZM182 212H183V216H182ZM77 213V214H76ZM79 213V214H78ZM81 213V214H80ZM101 213H104V216H102L101 215ZM107 215H106V214ZM112 215H114L115 214V216H112ZM119 213V214H118ZM141 213H143L144 215H141ZM176 213V214H175ZM197 213V214H196ZM116 214H118L119 215V218L120 217H122V219L125 221L126 220V223L125 222H123V220L120 218H118V215H116ZM146 214V215H145ZM149 214V215H148ZM152 214V215H151ZM154 214V215H153ZM164 214V215H163ZM166 214V215H165ZM79 215H81L80 216V218L78 217V219H77V216H79ZM130 215V216H129ZM135 216L136 215V218L135 217H133V218H131V216ZM137 215L139 216V217H137ZM171 215V216H172ZM258 215V217H256V216ZM263 216L264 215V213H259V214H254L253 216H248V218L249 219H252V221H255V222H263V220H264V217H261V216ZM83 216V217H82ZM84 217H85V222H84V220H83V222H82V218L84 219ZM95 217V218H94ZM105 217H106V219H105ZM111 217V218H110ZM124 217V218H123ZM110 218V221L112 222V223H116V224H118V226L115 224H113L112 225V223L110 222V221H108V219ZM112 218H114V219H112ZM119 220H122V222H120V221H118V219ZM182 218V219H181ZM81 219V222L79 221ZM94 219V220H93ZM100 221H99V220ZM103 219V220H102ZM105 219V220H104ZM127 219H128V221H127ZM131 219H132V222H130L131 221ZM158 219H160L161 220V223H160V221L158 220ZM179 219H181V220H179ZM186 221H185V220ZM254 219V220H253ZM99 223V225L96 223V225H95V222L96 221ZM135 222H134V221ZM144 220V221H143ZM149 220V221H148ZM167 220H169L170 222L172 221V220H174V221H172V223H170V222H168ZM183 220V221H182ZM107 221V222H106ZM158 221V222H157ZM178 221V222H177ZM248 221V220H247ZM101 222V223H100ZM105 222H106V226H105ZM108 222H109V224L111 225V227L112 226H114L113 228H115V229H113V230H115V231H113L112 230V232H115V233H112L111 232V227H108V226H110L109 224H108ZM138 222V223H137ZM148 222V223H147ZM173 222H175V223H173ZM182 224H181V223ZM240 220H238V222H236V224L235 225H233L232 227H230V229L227 231V233L226 234H221V235H219L217 238H218V240L216 241L217 243L218 242H220V241H225V243H229L227 240H233V241H240V240H246V241H248L249 242V249H253V250H255V251H257V255H251V254H249L251 257H243L241 260H239L237 263L239 264H264V251H263V253H262V257H261V243L260 242H264V228H261L263 225H262V223H261V226L259 227L258 225V223H257V225L255 224V222H254V224L256 225V227L257 228H259V229H257V230H259V231H262V229H263V233H262V235H261V232H259V231H257V230H253L255 227H251V226H249L248 224H249V222L247 223V222H240ZM83 223V224H82ZM121 223H122V225H121ZM132 223H135V225H133ZM181 224L182 225V227H181V225H172V224ZM187 224V226H186V224ZM82 224V225H81ZM104 224V225H103ZM125 224H126V226H125ZM128 224H129V226H128ZM166 224H169L168 226L166 225ZM248 225V227H245V225ZM263 224H264V222H263ZM103 225V226H102ZM120 225V226H119ZM131 225H133V227L131 226ZM137 225V226H136ZM165 225L166 227H168V228H171V226H172V228L171 229H169L168 230V228L166 229V227L165 228H163V231H161L162 230V227ZM171 225V226H170ZM183 225H185V226H183ZM254 225V226H255ZM100 226V227H99ZM101 226H102V228H101ZM117 226V227H116ZM124 226V227H123ZM127 226L129 227L128 229H127ZM136 226V227H135ZM148 226V227H147ZM160 226H162V227H160ZM175 226H177V227H175ZM245 227V228H241V227ZM103 227L104 228H106V229H103ZM119 227V228H118ZM122 227V228H121ZM156 227H159L158 229H156ZM173 227H175L176 229H173ZM184 227H188V228H184ZM253 228V229H251V228ZM84 228V229H83ZM101 228V229H100ZM110 228V229H109ZM132 228H135V229H133L132 230ZM183 228L185 229V230H183ZM250 228V229H249ZM150 229V230H149ZM152 229V230H151ZM165 229V230H164ZM103 230V231H102ZM106 230H110V232L112 233V235H115L114 237L112 236V235H110L109 234V231H106ZM118 230L120 231V232H118ZM125 230H127V232L125 231ZM129 230L132 232H129ZM139 230V231H138ZM141 230V231H140ZM146 230V231H145ZM147 230L148 231H151V232H147ZM155 230H156V232H159V231H161L160 233H161V237H160V234H159V236H158V234H157V237H159V238H157L156 237V235H154V233H155ZM158 230V231H157ZM166 230H168V232H166ZM171 230H173V232H171ZM175 230H177V231H175ZM181 230H183V231H181ZM124 231V233H122L121 234V232H123ZM152 231H153V234H152ZM165 231V232H164ZM169 231L171 232V233H169ZM107 232H108V234H107ZM185 232H183V234L185 233ZM69 234L70 235V237H71V242L70 241H68V240H70V238L67 240L66 238L67 237H69V236H67V234ZM106 233V234H105ZM117 233H119V235L120 236H118V234ZM126 233V234H125ZM143 233H145L144 235H143ZM147 233V234H146ZM148 233H151V237H150V234H148ZM163 233V234H162ZM165 233V234H164ZM167 233V234H166ZM179 233H176V234H179ZM191 233V232H190ZM123 234H125V235H123ZM129 234V235H128ZM156 234V233H155ZM257 234H258V236H262L263 237V241H261V236L260 237H257ZM62 236V237H60V236ZM108 235V236H107ZM122 235H123V238H122ZM138 237H137V236ZM139 235H140V237H139ZM142 235V236H141ZM152 235H153V238H152ZM164 235V236H163ZM186 235V234H185ZM111 236H112V238H111ZM155 236V237H154ZM59 238V240L60 239H62L63 238V242H61V241H59L58 240V238ZM119 237H121L123 240H121V238H119ZM124 237H126V238H124ZM57 238V239H56ZM111 238V239H110ZM117 238V239H116ZM144 238V239H143ZM151 238V239H150ZM146 239V240H145ZM159 239V240H158ZM56 240H58V241H56ZM127 240H128V242H127ZM138 241V244H137V241ZM142 240H145V241H142ZM148 240V241H147ZM152 240V241H151ZM157 241V243H156V241ZM124 241V242H123ZM155 241V242H154ZM53 242H55V243H53ZM60 243L61 242V244H57V243ZM70 242V244L67 246L66 244L67 243H69ZM73 242V243H72ZM129 242H130V244H129ZM118 243H119V246H118ZM126 243V245L124 246V244ZM135 243V244H134ZM152 245H151V244ZM156 243V244H155ZM160 243H162V244H160ZM220 243H222V242H220ZM88 244H89V247H88ZM117 245V246H114V245ZM122 244V245H121ZM129 244V245H128ZM185 244V243H184ZM222 244H224V243H222ZM232 244V243H231ZM59 245V246H58ZM71 245V246H70ZM144 245V246H143ZM147 245V247H145ZM149 245V246H148ZM226 245H230V244H226ZM63 246H66L67 248H68V250L67 249H65L66 247H63ZM78 248L77 249V251H79L78 253H79V255H78V253L77 252H75V250H74V248ZM113 246L114 247H116V248H114V249H116V251L117 252H121V253H119V257L118 256H116V254H117V252L114 250L113 251ZM124 246V247H123ZM129 246V247H128ZM135 246V247H134ZM158 246H159V249H158ZM189 246V244L187 243V247ZM123 247V248H122ZM134 247V248H133ZM156 247H157V249H156ZM62 248H64V249H62ZM73 249V250H70L69 251V249ZM82 248V250H80ZM112 248V249H111ZM129 248V249H128ZM166 248V250H164V249ZM185 248H186V245H185ZM84 249V250H83ZM96 249V250H95ZM154 249V250H153ZM63 250H67V251H63ZM125 250V251H124ZM173 250V249H172ZM212 250V252H213V250L214 249H211ZM240 250H241V252H243L242 250H244V249H241L240 248ZM60 251V252H59ZM73 252V254H75V255H72V253L70 254L69 252ZM81 251H83V253H81ZM86 251V252H85ZM162 251V252H161ZM255 251H253V252H255ZM63 252V253H62ZM93 252V253H92ZM97 252V253H96ZM115 252V253H114ZM128 252V253H127ZM210 250H209V253H212ZM60 253H62V255H60ZM89 253H92V254H89ZM112 253V254H111ZM195 253H197V252H195ZM258 253H259V257H258ZM66 254V256H68ZM84 254H87V255H85V257H84ZM98 256H97V255ZM107 254H108V256H107ZM115 254V255H114ZM120 254H122V255H120ZM176 254V253H175ZM91 255V259L89 258V256ZM93 255H94V257H93ZM96 255V256H95ZM100 255H101V257L103 258L104 257V259H102L101 257H100ZM103 255V256H102ZM105 255V256H104ZM178 255H182V254H178ZM178 255H176V256H178ZM68 256V257H69ZM79 256V257H80ZM86 256H88V257H86ZM113 256H115L114 258H113ZM123 256V257H122ZM183 256V255H182ZM180 257V256H178V258L180 259V261H183L184 260V258L183 257ZM71 257H69L70 259H71ZM116 257L117 258H119L118 259V261H117V259H116ZM64 258V259H63ZM74 258H73V262H72V260H71V262L74 264V263H76V262H78L77 260L75 261L74 260ZM89 258V259H88ZM96 260H95V259ZM100 258V259H99ZM108 258V261L106 260ZM228 258V256L227 255H224V254H221V256H219V258L218 257H216V258H214L213 260H210L209 262L211 263V264H213V263H216V262H218V261H225L226 259ZM70 259H69V261H70ZM91 260V261H90ZM101 260V261H100ZM90 261V263H88ZM106 261V262H105ZM130 261V262H129ZM80 262V264H83V263H81ZM101 262H103V263H101ZM118 262V263H117ZM72 263H70V264H72ZM184 264V263H183ZM194 264H198V263H196V262H194ZM208 264V263H207Z\"/></svg>", "mask_w": 264, "mask_h": 264}, {"label": "bare ground", "instance_id": "6f19581e", "mask_svg": "<svg viewBox=\"0 0 264 264\" xmlns=\"http://www.w3.org/2000/svg\"><path fill=\"white\" fill-rule=\"evenodd\" d=\"M83 1H84V0H83ZM92 1H93V0H92ZM95 1H97V0H95ZM100 1H101V0H100ZM120 1H121V0H119V2H120ZM140 1L142 2V0H140ZM150 1H151V0H150ZM152 1H153V0H152ZM156 1H157V0H156ZM156 1H155V2H156ZM159 1H160V3H161V0H159ZM159 1H158L157 3H159ZM163 1H164V0H163ZM163 1H162V4H164V3L166 2V1H164V3H163ZM169 1H170V0H169ZM184 1H185V0H184ZM195 1H196V0H195ZM195 1H193V0H192V1H186V3H187V2H189V3L192 2V3H190V5H191V4L193 5V2H195ZM197 1H198V0H197ZM197 1H196V2H197ZM212 1H213V0H212ZM215 1L217 2L218 0H215ZM215 1H213V3H214ZM221 1L223 2V0H220L218 3H220ZM226 1H227V0H226ZM229 1H230V2H229ZM229 1H228L229 3L233 2V0H232V1L229 0ZM236 1H238V0H236ZM250 1H251V0H250ZM252 1H253V0H252ZM252 1H251V2H252ZM259 1H261V0H258V2H259ZM70 2H71V1H70ZM72 2H73V1H72ZM78 2H80V0H78ZM85 2H86V0H85ZM85 2H84V3H85ZM93 2H94V1H93ZM106 2H107L108 5L111 7V5L109 4L110 1L108 0V1H106ZM113 2H114V3H112V4L115 5V1H113ZM116 2H117V1H116ZM121 2H123V1H121ZM121 2H120V3H121ZM129 2H130V1H129ZM129 2H128V3H129ZM136 2H137V0H136ZM145 2H147V1L145 0ZM177 2H179V1H177ZM199 2H201V0H199L197 3H199ZM203 2H204V0H203ZM224 2H225V1H224ZM228 2H226V3H228ZM246 2H249V1H248V0H246V1H244V2H243V1H242V2L239 1L238 3H240L241 6H242V4H243V6H244V4H245V6H247V5H246ZM262 2H264V1L262 0ZM81 3H82V2H80L79 4H81ZM88 3L90 4V1L87 2V4H88ZM98 3H99V2H98ZM102 3H103V2H102ZM102 3H101V4H102ZM130 3H132V2H130ZM130 3L127 4L126 1H124L123 4L121 3V4H122L121 7H123V6L125 7V6H126V9H125V10H127V6L129 5V8L132 7V8H131L132 10L130 9V11H131V12H134L133 9L135 8V4H136V3H133V4H134V5H133L134 8H133V6H130ZM139 3H140V2H139ZM139 3H138V5H140ZM147 3H149V1H148ZM150 3H151V2H150ZM150 3H149V4H150ZM157 3H156V4H157ZM166 3H167V2H166ZM173 3L175 4V3H176V0H175V2L173 1ZM173 3H172V5H174ZM183 3H184V2H183ZM189 3H188V4H189ZM201 3H202V2H201ZM201 3L199 4L200 6H202ZM205 3H206V4H205ZM205 3H203V4H205V5H208L207 3L212 4L210 1H209V2L205 1ZM229 3H228V4H229ZM234 3H235V2H234ZM238 3H237V4H238ZM249 3H250V2H249ZM253 3L255 4V2H253ZM259 3H261V2H259ZM74 4H77V3H75V1H74ZM79 4H78V7H76V8H78V9L81 8V6L83 5V4H81V6H79ZM89 4H88V5H89ZM96 4H97V3H96ZM99 4H100V3H99ZM116 4H117V3H116ZM118 4H119V3H118ZM126 4H127V5H126ZM142 4H143V5H142ZM151 4H152V3H151ZM151 4H150V6H151ZM181 4H182V0H181V2H180V5H179V6L182 7L183 4H182V5H181ZM184 4H185V3H184ZM194 4H195V3H194ZM216 4H217V3H216ZM228 4L223 3L224 6H225V5L227 6ZM232 4H233V3H231V6H232ZM247 4H248V3H247ZM85 5H86V4H84L83 7H84ZM92 5H93V7L95 6V5L92 3V4L89 5L88 7H91L92 10L94 9V11H93V13H94L95 10L97 11V9H96L97 6H95V8H93ZM104 5H105V4L100 5V6H104ZM136 5H137V4H136ZM138 5H137V6H138ZM141 5L144 6V3H141ZM141 5H140V7H141ZM146 5H148V4H146ZM146 5H145V7H147ZM154 5H155V4H154ZM175 5H176V4H175ZM185 5H186V4H185ZM190 5H186V6L190 7ZM199 5H198V6H199ZM213 5H215V3H214ZM219 5H222V4H218L217 6H219ZM223 5H222V6H219V7L222 8ZM229 5H230V4H229ZM229 5H228V8H229V10H230L232 7H230ZM256 5H257V4H256ZM263 5H264V4H263ZM71 6H74L73 8H75V5H71ZM71 6H70V4H69V1H67V0H0V101L2 100L3 102H8V99H7V98H9V100H10V102H11V105H12V108H9L10 110L7 109V110H8L7 112H10V113H8V114H10V115H12V114L15 115V114H16V115H17L16 117H19L20 115H18V114H19L18 111L21 109V111H20L21 117H19V118H20V121H21V122H22V121L24 122V126L26 127L25 129L28 128V130L26 131L27 133L30 132V129L32 128L33 122H34L36 119H40V120H43V121H45L46 119H48L49 122H50V121H51V122H54L55 119H57L58 117L61 116V115H59V114H58L59 116L55 115L56 113H58V109H59V110H60V109L63 110V109L65 108V106L67 105V103L65 104L64 102L61 101V100H63V98H61V100H60L62 103H61L59 100H57V101H55V102H54V100H53V102H52V100H51V101H48V102L45 101V98H46V96L48 95L47 93H48V92H49V93H52V92H53V89H54L53 87H54V86L51 84V82H52V79H54V78L56 77V76L53 75V73H51V72H53L51 69H54V67H52V66H50V65H51V64L53 65V64H54L53 62H55V64L53 65V66H55V65H56V62H58V64H59L60 61H63V58H64V57L67 56V57L70 58V57L72 56L71 54H74V53H75L74 56H76V58L72 56L71 59H75V60H76V59H78V58L80 59V57H78V55L81 54V53H82L81 55H83V52H84V51L87 53V51L89 52V50H91L92 53H94V54L97 52V50H96V52L94 51V50H95V47H94V48H93V47H92V48L89 47V49H88V46H87L88 44H87L86 46L84 45V42H83V41H85V39L87 38L86 35L89 34L90 32H88V33H87V32H84L85 28H83V32L81 31V29H80V30L78 29V31L81 32V33H78V32H77L78 34H80V37H81V36L86 37L84 40H82V39H83L82 37H81L82 39H80L79 35L76 34V31H77L76 28H78L79 26H77V27L75 28V27H74V26H75V25H74V22H73L72 20L76 19V16H77L76 14H77V12H74V13H76V14H75L76 16L74 15V16H75V18H74V16L72 15V14H74V13L71 12V11H69V10H71V9H70V8L67 9V7H71ZM76 6H77V5H76ZM100 6H99V7H100ZM137 6H136V7H137ZM176 6H177V5H176ZM186 6H185V7H186ZM196 6H197V4L195 5V7H196ZM209 6L211 7L212 5H209ZM234 6H235V4H233V7H234ZM245 6H244V8L247 10V7H248V6H247V7H245ZM254 6H255V5H254ZM85 7L87 8V6H85ZM106 7H108V6L106 5ZM106 7H104V8H106ZM124 7H123V9H124ZM140 7H138V8L140 9ZM153 7H154V6H151V8H153ZM171 7H172V6H170V8H171ZM174 7H175V6H174ZM183 7H184V5H183ZM183 7H182V9H183ZM202 7H204V5H203ZM202 7H201V8H202ZM206 7H208V6H205L203 9H205ZM210 7H208V8L211 9ZM213 7H214V6H213ZM219 7H216V8L214 7V8L217 9V8H219ZM238 7H239V6H238ZM249 7H250V5H249ZM71 8H72V7H71ZM73 8H72V9H73ZM117 8H118V7L114 8L115 11L118 10ZM129 8H128V9H129ZM147 8H148V7H147ZM147 8H145V9H147ZM155 8H162V5H161V7H158V6L156 7V6H155ZM155 8H154V10H155ZM170 8H169V9H170ZM196 8H198V11L201 10L200 7H196ZM196 8H195V9H196ZM199 8H200V10H199ZM234 8L237 9L236 6H235ZM234 8H233V9H234ZM239 8H243V7H239ZM239 8H238V9H239ZM251 8H252V7H251ZM253 8H254V7H253ZM256 8H257V6H256ZM108 9H109V8H108ZM108 9H107L106 12H108ZM116 9H117V10H116ZM135 9H136V8H135ZM139 9H138V10H139ZM148 9H149L150 11H153V10H151L150 8H148ZM176 9H177V8H176ZM176 9H173V10H176ZM179 9H180V8H179ZM179 9H177V10H179ZM185 9H186V8H185ZM188 9H189V8H188ZM188 9H187V10H183V11H191V10H188ZM193 9H194V8H193ZM193 9H192V11H193ZM195 9H194L193 12H191L192 14H196L197 9H196V11H195ZM223 9H224V11L226 10L225 7H224ZM223 9H220V10L223 11ZM233 9H231V10H233ZM245 9H244V10H245ZM75 10H76V9H74V11H75ZM81 10H83V8L80 9V10H78V11H81ZM84 10H88L87 12H90V13H91V9L89 10L88 8H87V9L84 8ZM84 10H83V11H84ZM99 10H100V9H99ZM157 10H158V9H157ZM163 10H164V8H163ZM166 10H167V8H166L164 11L166 12ZM173 10H171V12H172ZM206 10H207V9H206ZM231 10H230V11H231ZM234 10H235V9H234ZM242 10H243V9H242ZM242 10H241V14L243 13ZM244 10H243V11H244ZM248 10H250V8H249ZM248 10H247V11H248ZM257 10H258V9H257ZM83 11H82V13H83ZM110 11H112V9H111V10L109 9V14L111 15V12H110ZM115 11H114V12H115ZM128 11H129V10H128ZM141 11H142V8H141ZM150 11H148V12H150ZM158 11H159V12H160V11H161V12H164V11H162V10H160V9H159ZM210 11H212V10H210ZM227 11H228V9H227ZM230 11H229V12H230ZM247 11H246V12H247ZM70 12H71L72 14H70ZM84 12H85V11H84ZM118 12L120 13V11H118ZM131 12H130V13H131ZM137 12H139V11H137ZM144 12H146V11H142L143 14H145ZM155 12H156V11H155ZM161 12H160V13H161ZM171 12L169 11V13H171ZM178 12H179V14H180L181 11L179 10ZM203 12H204V11H203ZM203 12L201 11L200 14L202 15ZM207 12H209V11H206V13H207ZM217 12H218V13L220 12L219 9H218ZM217 12H214V11H213V13H215V14H216ZM233 12L235 13V11H233ZM239 12H240V10H239ZM246 12H244L243 15L246 14V16H247V14L249 15V13L252 14L253 12H254V14H256L254 10H253V12H249V11H248L249 13H248V12L246 13ZM80 13H81V12H80ZM90 13H89V14H90ZM98 13H99V15H101L102 12L100 13V11H99ZM98 13H97V14H98ZM103 13H105V11H104ZM119 13H118V14H119ZM127 13H129V12H127ZM130 13H129V15H130ZM134 13H135V12H134ZM142 13H141V14H142ZM166 13H167V12H166ZM176 13H177V11H176ZM176 13H175V14H176ZM181 13L184 15L186 12H184V13L181 12ZM198 13H199V12H198ZM206 13H204V14L206 15ZM225 13H228V12H225ZM225 13H223V14H225ZM231 13H232V11H231ZM259 13H262V11L259 12ZM78 14H79V12H78ZM85 14H87V13L85 12ZM91 14H92V13H91ZM91 14H90V15H91ZM105 14H106V13H105ZM105 14H104V15H105ZM107 14H108V13H107ZM115 14H117V12H116ZM115 14H113V15H115ZM131 14H132V15H130V16H133V13H131ZM135 14H136V13H135ZM135 14H134V16H136ZM138 14H139L138 16L140 17V13H138ZM154 14H155V13H154ZM161 14H162V13H161ZM172 14H173V13H171V15H172ZM187 14H188V12H187L185 15H187ZM210 14H212V12H210ZM215 14H213V17L215 16ZM219 14H220V13H219ZM235 14H236V13H235ZM241 14H240V15H241ZM71 15L73 16L74 19L72 18ZM79 15H80V14H79ZM90 15H87V16L89 17ZM94 15H95V14H94ZM94 15H92L91 17H93ZM113 15H111V17H113V19H114V18H115L116 20L119 19V18L117 19V16H120V15H117L116 17H114ZM126 15H127V14H126ZM145 15H147V12H146ZM145 15H144V16H145ZM148 15H149V13H148ZM165 15H166V14H164V16H165ZM167 15H169V14L167 13ZM180 15H181V14H180ZM183 15H181V16H182V17H185V16H183ZM201 15H199V18H201V17H200ZM216 15H217V14H216ZM220 15H221V14H220ZM220 15H218V16H220ZM226 15H227V14H226ZM226 15H225V16L222 15V16L226 17ZM228 15L231 16L229 13H228ZM240 15H238V11H237V14H236L235 16H237V18H238ZM259 15H261V14H259ZM259 15H258V16H259ZM81 16H85V15H82V14H81ZM81 16H79V17H81ZM96 16H98V15H96ZM121 16H122V15H121ZM124 16H125V15H124ZM124 16H122V17H123V18H126V17H124ZM134 16H133V17H134ZM155 16L158 17V14H155ZM155 16H153V19H154ZM175 16H176V15H175ZM177 16H179V15L177 14ZM187 16H188V15H187ZM189 16H192V15H190V13H189ZM196 16H197V15H196ZM222 16H221V18L219 17L220 21H221V19H222ZM229 16H228V18H229ZM232 16H234V15L232 14ZM246 16H245V17H246ZM252 16H253V15H252ZM252 16H251V17H252ZM254 16H255V15H254ZM79 17H78V18H79ZM98 17H99V16H98ZM105 17H106V15H105ZM108 17H110V16L107 15V18H108ZM111 17L108 18V19L111 20ZM142 17H143V15H142ZM145 17H146V19H148L147 16H145ZM157 17H156V18H157ZM179 17H180V16H179ZM179 17H175L176 19L173 17L174 20H171L172 17L170 18V16H168V19H170L169 22L167 21L168 23H170L171 21H172V22L174 21L175 24H179V25H177V27H176V30H177V31H176L175 33L181 31V30H178V29H179L178 26H180V23H181V24H182V23H185V25H188V26H189V24H188V21H189L188 17L185 18L186 20L184 19L185 22H183V21L181 22V21H180V23H176L175 21H176ZM208 17H209V15H208ZM208 17H207V18H208ZM243 17H244V16H243ZM243 17H242V18H243ZM245 17H244V18H245ZM256 17H257V15H256ZM259 17H260V16H259ZM259 17H258V18H259ZM85 18L88 19L87 17H85ZM94 18H95V20H96V22H97V24H98L99 21H97V18H96L95 16H94ZM101 18H102V19H101ZM103 18H104V17H101V16H100L101 21L104 20ZM120 18H121V17H120ZM127 18H128V17H127ZM150 18H151V17H150ZM156 18H155V19H156ZM160 18H161V16H159L157 19L159 20ZM162 18H163V17H162ZM164 18H166V17H164ZM173 18H172V19H173ZM191 18H193V16L190 17V20H191ZM196 18H197V19H196L197 21L195 20V18H193L192 21L194 20V21H196V23H197V22H199V21L201 22V20L203 19V17H202L201 19H199L198 16H197ZM209 18H210V17H209ZM214 18H215V17H214ZM216 18H217V17H216ZM226 18H227V17H226ZM226 18H225V19L223 18V19L226 21ZM228 18H227V22H228V20H230V19H228ZM234 18H235V20H234V19H233V20L236 21L237 18H236V17H234ZM239 18L242 19L241 17H239ZM248 18L250 19V16H247V18L245 19V21H246V20H249ZM92 19H93V18H92ZM128 19H129L128 21H130V18H128ZM134 19H135V17L132 18V20H134ZM136 19H139V18H136ZM140 19H141V20H140ZM140 19H139V20H140V23H141V21L144 22V21H143L144 18H143V19L140 18ZM153 19H152L151 22H153V21L155 22V20H153ZM157 19H156V22H157ZM168 19L166 18V20H168ZM180 19L182 20L181 17H180ZM187 19H188V21H187ZM210 19H211V18H210ZM210 19H209V20H210ZM223 19H222V21H223ZM240 19H239V20H240ZM259 19H260V18H259ZM259 19H258V21H259ZM262 19H263V18H261V20H262ZM76 20H77V19H76ZM76 20H74V21L77 22ZM84 20H85V19H84ZM84 20H83V21H84ZM93 20H94V19H93ZM121 20H122V19H121ZM123 20H124V19H123ZM149 20H150V19H149ZM162 20H165V19H162ZM166 20H165V21H166ZM204 20H205V19H204ZM211 20H212V19H211ZM214 20H215V19H214ZM231 20H232V18H231ZM251 20H252V19H251ZM255 20H257V19H255ZM255 20H254V22H255ZM78 21H80V23L83 24V21H82V20L79 19ZM85 21H86V20H85ZM85 21H84V23H85V24L87 23V24L89 25V23H88V22H85ZM90 21H91V20H89V22H90ZM111 21H112V20H111ZM119 21H120V20H119ZM125 21H126L125 23L128 22L127 20H125ZM146 21H147V20H146ZM160 21H161V20H159V22H160ZM165 21H161V23H162V22H163V23L160 24L159 26H160V27H161V25L164 26V24H165L164 22H165ZM177 21H179V19H178ZM186 21H187V24H186ZM194 21L191 22L192 24L190 25V27L193 25ZM205 21H206V20H205ZM217 21L219 22V20H216V22H217ZM225 21H223L222 24H223ZM243 21H244V20H243ZM94 22H95V21H94ZM107 22H108V20H107ZM113 22H115V21H112L111 23H110V21H109L108 23L112 24ZM123 22H124V21H122V23H121V22H120V23L123 24ZM130 22H131V21H130ZM130 22H129L128 24L131 26V23H130ZM134 22H135V20H134ZM134 22L132 21V23H134ZM167 22H166V26H167V27L165 26V27H166L165 30H169V27H171V28H175L176 25H175L174 23H173V24H174L175 26H173V27H172V26H169V27H168ZM172 22H171V23H172ZM206 22H207V21H206ZM206 22H205V24H206ZM209 22H210V21H208V24H209ZM218 22H217V24L220 23V22H219V23H218ZM227 22H225L226 25H229V24L231 23V21H230L229 24H228ZM237 22H238V21H237ZM247 22H249V24H251L250 20L247 21ZM256 22H257V21H256ZM256 22H255V24H254L255 27L257 26V25H256ZM78 23H79V22H78ZM80 23H79V24H80ZM90 23H91V22H90ZM92 23H93V22H92ZM105 23H106V20H105ZM138 23H139V21H138ZM189 23H190V22H189ZM201 23H202V22H201ZM201 23H199V25H200ZM211 23H212V24L214 23L213 25L216 24L214 21H212ZM211 23H210V25H211ZM233 23H234V22H233ZM239 23H240V22H239ZM239 23H235V24H239ZM258 23H259V22H258ZM258 23H257V24H258ZM75 24H76V23H75ZM85 24H84L83 26H87V25H85ZM95 24H96V23H95ZM100 24H101V23H100ZM110 24H109V25H110ZM114 24H115V23H113V26L116 27V25H118L119 23H118V24H115V25H114ZM136 24H137V21H136ZM136 24H135V25H136ZM144 24H145V22L143 23V25H144ZM148 24H151V23H150V22L147 23V26H149V27L155 25L154 23H152L153 25H151V26L148 25ZM203 24H204V23H203ZM205 24L203 25V28L206 27ZM217 24H216V25H217ZM222 24H221V25H222ZM235 24H233V25H235ZM240 24H241V23H240ZM240 24H239V25H240ZM242 24H244V22H243ZM242 24H241V25H242ZM249 24L246 23V25H248V26H246V27H250ZM263 24H264V22H263ZM76 25H77V24H76ZM90 25H92V24H90ZM90 25H89V26H90ZM98 25H99V24H98ZM103 25H104V23H103ZM103 25H102V26H103ZM140 25H141V24H140ZM143 25H142V26H143ZM169 25H170V24H169ZM185 25L180 26V28H182V27H184V28L188 27V26L185 27ZM221 25H220V24L218 25V26L220 27V28H218L219 30L221 29ZM231 25H232V23H231ZM241 25H240V26H241ZM81 26H82V25H81ZM93 26H94V28H95V31L100 30V28H101V27H99V28L97 27L98 29H96L95 25H93ZM100 26H101V25H100ZM123 26H125V25L123 24ZM142 26L140 27V26H137V25H136L135 27H136V29H137V28H139V27L142 28ZM147 26H146V29H147ZM196 26H197V25H196ZM201 26H202V25H201ZM223 26H225V25H223ZM223 26H222V27H223ZM240 26L237 27V25H235V26H233V27H236V29L238 28V30H241V29H239ZM242 26H244V25H242ZM251 26H252V25H251ZM90 27H91V26H90ZM90 27H89V29L87 28L86 30H87V31H92V30L90 29ZM110 27L112 28V26H110ZM119 27H120V25L117 26V29H118V30H116V31H119ZM156 27H157V26L152 27V29H153V28L156 29ZM192 27H193V31H195V30H196V27L194 28V25H193ZM192 27H191V29L188 27L187 30H188V29L192 30ZM197 27L200 28L199 26H197ZM207 27H208V31H209V29L211 28V26H207ZM207 27H206V28H207ZM209 27H210V28H209ZM216 27H217V26H216ZM216 27H213L214 30H215ZM229 27H230V26H228L229 32L231 31L232 34H233L234 30H230L231 28H229ZM246 27H245V28H246ZM255 27L253 26V27H252V30H254L253 28H255ZM79 28H80V27H79ZM81 28H82V27H81ZM106 28H108V26H105V29H106ZM111 28H108V30H109V29L111 30ZM162 28H164V27H162ZM167 28H168V29H167ZM184 28H183V30H184ZM198 28H197V29H198ZM240 28H241V27H240ZM257 28H259V26H258ZM102 29H103V27H102ZM122 29H123V27H122ZM122 29H121V27H120V31H121V32L124 31V30H127V33L130 32V31H128V28H127V27H125L124 30H122ZM146 29H145V30H146ZM152 29H149V32H150ZM158 29H159L160 31L163 30V29L161 30V28H157V30H158ZM194 29H195V30H194ZM200 29H202V27H201ZM200 29H199V30H200ZM216 29H217V28H216ZM224 29H225V32H226V27H225ZM255 29H256V28H255ZM86 30H85V31H86ZM108 30H107V32H108ZM114 30H115V28H114ZM114 30H113V31L111 30V32L114 33ZM130 30H132V28H131ZM137 30H139V29H137ZM137 30H136V31H137ZM143 30H144V29H143ZM143 30H142V31H143ZM159 30H158V31H159ZM173 30H175V29H173ZM183 30H182L181 32H183ZM185 30H186V29H185ZM221 30H222V29H221ZM242 30H243V29H242ZM52 31H55V36H57L56 33L60 35V37H58V38H59V41H57V38L54 39L55 36L53 35V33H51ZM93 31H94V30H93ZM100 31H101V30H100ZM100 31H99V34H100ZM120 31H119V32H120ZM139 31H140V34H138L139 32H138L137 34L140 36L141 33H143V32H141V29H140ZM158 31H157V32H158ZM193 31H192V32H193ZM200 31H201V30H200ZM200 31H199V32H200ZM202 31H203V30H202ZM202 31H201V32H202ZM204 31H205V30H204ZM211 31L213 32V29L210 30V32H211ZM215 31H216V30H215ZM246 31H247V30H246ZM250 31H251V29H250ZM250 31H248V32H250ZM262 31H263V30H262ZM262 31H261V32H262ZM107 32H106V34H107ZM111 32H110V33H111ZM132 32H135V31H134V28H133V31H132ZM144 32H145V31H144ZM146 32H148V30H146ZM152 32H155V31L152 30ZM152 32H151V33H152ZM164 32H165V31H164ZM169 32H170V31H169ZM173 32H174V31H173ZM173 32H171V34H172ZM181 32H180V33H181ZM187 32H188V31H186V33H187ZM192 32H188V33L192 34ZM197 32H198V30H196V33H197ZM210 32H208V34H207L206 32H203V33H205V34H207V35H206V36H202V35H201V36H202L203 38H206V37H209V36H210L209 39L211 40V39H212V38H211V35H209ZM220 32L222 33L223 30L220 31ZM242 32H243V31H242ZM242 32H240V31L238 32V33L240 34V37H237V38H241V35L243 34ZM254 32H255V31H254ZM254 32H252V33H254ZM256 32H257V31H256ZM256 32H255V33H256ZM50 33H51V34H50ZM84 33H85V34L87 33V34L84 36ZM101 33L104 34L102 31H101ZM110 33H109V34H110ZM123 33L126 34V32H123ZM123 33H120V35L123 34ZM130 33H131V32H130ZM130 33H129V34H130ZM158 33H159V34L162 33V34H163L162 36H164V39L167 37L166 35H164L165 33H166L167 35H170V34L167 33V32L163 33V31H162V32H158ZM183 33H184V36L187 35L185 32H183ZM183 33L180 34V35L182 36ZM196 33H195V34L193 33V36L195 35V38H197V37L199 36V35H197V37H196ZM203 33H200V34H203ZM214 33L216 34L215 36H214V34H213L214 38L216 37V38L218 39V37H217V33H218V32H217V33L214 32ZM81 34H82V35H81ZM92 34H97V33H96V32H95V33L92 32ZM92 34H90V35H92ZM106 34H105V35H106ZM115 34H116V32H115ZM115 34H114V35H115ZM125 34H123V35H125ZM137 34H136V35H137ZM149 34H150V33H149ZM149 34H148V35H149ZM153 34H155L156 36H160V35H161V34H160V35H157L156 33H152V34H150V35H153ZM185 34H186V35H185ZM190 34H189V35H190ZM198 34H199V33H198ZM234 34H235V33H234ZM245 34H246V36H247L248 33L246 32ZM245 34H244V36H245ZM249 34H251V33H249ZM52 35H53V38H52ZM59 35H58V36H59ZM90 35H89V36H90ZM100 35H101V34H100ZM107 35H108V34H107ZM107 35H106V36H107ZM111 35H113V34H111ZM114 35H113V36H114ZM118 35H119V34H118ZM118 35L116 34L117 37H116V36H114V37L117 38V39H119L120 35H119V36H118ZM123 35H121V37H122ZM133 35H134V34H132V35H126L125 37H124V36H123V37L127 40V38H128L127 36L130 37V36H133ZM145 35H146V34H145ZM175 35H176V38H177V35H179V34H175ZM180 35H179V36H180ZM203 35H204V34H203ZM208 35H209V36H208ZM219 35L222 36L223 34H219ZM226 35H227V32L225 33V37H224V36H222V37H224V38L226 39ZM229 35H230V34H229ZM236 35H237V33H236ZM258 35H259V34H258ZM50 36H51V39H52V40L54 39L53 42H55V40H56V43H55V44H54L52 41H50V40H51V39L49 38ZM87 36H88V35H87ZM89 36H88V40H89ZM94 36H97V35H94ZM106 36H105V37H106ZM109 36H110V35H109ZM162 36H161L160 39H162ZM165 36H166V37H165ZM170 36H171V35H170ZM173 36H174V35H173ZM179 36H178V37H179ZM181 36H180V37H181ZM201 36H199V37H201ZM231 36H233V35H231ZM244 36H242V37H244ZM246 36H245V38H246ZM90 37H92V36H90ZM101 37H104V35L101 36ZM105 37H104V39H105ZM114 37H112V38H114ZM123 37H122V38H123ZM152 37H153V36H152ZM168 37H169V36H168ZM180 37H179V38H180ZM199 37H198V40H199ZM202 37H201V38H202ZM248 37H249V38H248ZM248 37H247V38H248L249 40H246L245 38H241V39H242V41H243V39H245L246 41H248L247 43H250V42H249V41H250V36L248 35ZM263 37H264V36H263ZM97 38H98V37H96V39H97ZM110 38H111V37H110ZM122 38H121V39H122ZM124 38H123V39H124ZM131 38H132V37H131ZM133 38H135V37H133ZM146 38H147V35H146L145 39H146ZM148 38L154 40V45L157 44V42H155V39H156L155 36H154V38H151L150 36H149ZM148 38H147V39H148ZM170 38H171V37H170ZM170 38H169L168 40H172V39H173V37H172V39H170ZM176 38L174 37L175 41L178 39V38H177V39H176ZM187 38H188V37H187ZM192 38H193V37H192ZM195 38H194V40H193V39H192V40H193L195 43H197V42H196L197 39L195 40ZM201 38H200V39H201ZM203 38H202V40H203ZM232 38H233V37H232ZM234 38H235V37H234ZM253 38H254V37H253ZM257 38H259V37H257ZM260 38H261V37H260ZM91 39H92V43H90L88 40H86V41H88V43H90L91 45H92V44H95V43H93V41H94L93 39H95V38H90V41H91ZM99 39H101V38H99ZM117 39H116V40H117ZM136 39H137V38H136ZM138 39H139V38H138ZM138 39H137V40H138ZM145 39H140V40H141V42H142V40H145ZM147 39H146V42H145V43H147L146 45H148V43H149V42H147ZM149 39H148V41H149ZM160 39H159L158 41H160ZM166 39H167V38H166ZM182 39H183V37L181 38V40H182ZM188 39L190 40V38H188ZM206 39H207V38H206ZM221 39H222V38L220 37V40H221ZM225 39H222V40H225ZM241 39H240V40H241ZM101 40H102V39H101ZM101 40H99V41H101ZM108 40H109V38H108ZM108 40H107V41H108ZM113 40H114V39H113ZM113 40H112V41H113ZM116 40H114V42H116ZM126 40H125V41H126ZM134 40H135V39H134ZM137 40H135V41H137ZM162 40H163V39H162ZM192 40H190V41H191V43L193 44ZM212 40H213V39H212ZM212 40H211V41H212ZM220 40H219V41H220ZM222 40H221V41H222ZM234 40L237 41L236 38H235ZM245 40H244L243 43L246 42ZM97 41H98V40H97ZM99 41H98V42H99ZM103 41H104V40H103ZM103 41H102V42H103ZM110 41H111V40H109V42H110ZM112 41H111V42H112ZM117 41H118V40H117ZM122 41H123V40H122ZM125 41H124V42H125ZM129 41H131V40H129ZM135 41H134V42H135ZM150 41H151V40H150ZM156 41H157V40H156ZM163 41H164V40H163ZM177 41H178V40H177ZM184 41H185V43H186V41H188V40H185V39H184ZM190 41H189V42H190ZM219 41L216 42V40H214V42L219 43V45H220L221 41H220V42H219ZM228 41H230V40H228ZM235 41L233 42V40H232V41H230V43L232 44V42H233V44H235V43H236ZM256 41H257V40H256ZM258 41H259V40H258ZM51 42H52L53 44H52ZM94 42H96V41H94ZM102 42H101V43L99 42L100 45L103 44V45L106 46V44H108V43H106V44L104 43V42H106V41H104L103 43H102ZM111 42H110V43H111ZM126 42H127V41H126ZM132 42H133V41H132ZM137 42H138V41H137ZM137 42H135V45H136ZM143 42H144V41H143ZM165 42H166V41H165ZM165 42H164V46H166V45H165V44H166ZM168 42H169V46L173 43V41H171L172 43H171L170 41H167V43H168ZM178 42H180V44H181V43L183 44V42H181V41H178ZM178 42H176L175 44H177ZM201 42H202V43H201ZM204 42H205V41H201V40H200L201 49H202V46H204V45H202V44H205ZM208 42H209V40H208ZM214 42H213V43H214ZM222 42H223V41H222ZM85 43H86V42H85ZM96 43H97V42H96ZM99 43H98V44H99ZM110 43H109V44H110ZM117 43H118V42H117ZM120 43H121V41H120ZM128 43H130V42H128ZM161 43H163V42H160V44H161ZM170 43H171V44H170ZM198 43H199V42H198ZM198 43H197V44H198ZM206 43H207V41H206ZM216 43H215V44H216ZM223 43H224V42H223ZM223 43H222V44H223ZM226 43H227V39H226ZM243 43H241V45H242ZM247 43H246V44H247ZM252 43H253V41L251 42V44H252ZM259 43H260V41H259ZM259 43H258V44H259ZM90 44H89V45H90ZM98 44L95 45V46H96V49H97V47L99 46ZM124 44H125V43H124ZM133 44H134V43H133ZM133 44H131L132 47H134ZM139 44H140V41H139ZM139 44H138V46H139ZM158 44H159V43H158ZM158 44H157V45H158ZM175 44H173V45H175ZM188 44H189V43H187V45H188ZM197 44H196V45H197ZM207 44H208V43H207ZM207 44H206V46H207ZM215 44H212V45H215ZM227 44H228V43H227ZM227 44H226V45H227ZM231 44H230V45H231ZM246 44H245V45H246ZM251 44H248L247 47H249V45H250L251 48H252L254 44H252V45H251ZM112 45H113V44H112ZM117 45H119V44H117ZM117 45H116V43H115V46H117ZM125 45H127V44H125ZM125 45L123 46V43H122V46H123L122 49L125 48V51H126V50H128V48H130V47H127V46H126V47H127V48H126ZM129 45H130V44H129ZM129 45H128V46H129ZM144 45H145V44H144ZM151 45H152V47H153V43H152V42H151ZM151 45L149 44V46H151ZM173 45H172V46H173ZM184 45H185V44H184ZM217 45H218V44H217ZM217 45H216V46H217ZM228 45H229V44H228ZM237 45H240V44L237 43L236 45H234V46L231 45L230 47H226V46H224V48L226 47V48H229V49L231 50V47H233V49H234V47L237 46ZM241 45H240V46H241ZM113 46H114V45H113ZM113 46H111V47H112V48H111L112 50H113L114 48H115V50H116V49H118V48L121 47V45H120V47L117 46V48H116L115 46H114V47H113ZM155 46H156V45H155ZM160 46H161L162 49L164 48V50L159 49ZM160 46H159V47L157 46L158 48H157V47H154V51H155L156 54H157V52H159L158 50H157V52H156V49H159V50H161V51H165V48H166V51H167V47H162L163 45H160ZM167 46H168V45H167ZM193 46H195V45H191V47H193ZM254 46H255V45H254ZM259 46H260V45H259ZM108 47H109V45H108ZM140 47H141V44H140ZM144 47H145V46H144ZM147 47H148V46H146V48H147ZM173 47H175V48H172V47H171L172 50L174 49V50H173L174 52H178L177 49L179 50V43L177 44V48H176V46H173ZM181 47H184V46L181 45L180 48H181ZM189 47H190V46H189ZM207 47H208V46H207ZM219 47H220V46H219ZM241 47H242V46H241ZM243 47H244V46H243ZM243 47H242V48H243ZM263 47H264V46H263ZM263 47H262V48H263ZM82 48L84 49V51H82ZM109 48H110V47H109ZM155 48H156V49H155ZM185 48H186V47H185ZM185 48H184V49H185ZM194 48H195V47H193V49H194ZM197 48H199V47L197 46ZM197 48H196V49H197ZM204 48H205V47H204ZM204 48H203V49H204ZM209 48H210V47H209ZM217 48H218V47H217ZM217 48H216V49H217ZM224 48H223V49H224ZM236 48H237V47H236ZM236 48H235V49H236ZM242 48H241V49H242ZM251 48L249 47V48H247V50H248V49H251ZM255 48L258 49L257 45H256ZM75 49H76V51H75ZM92 49H93V50H92ZM103 49H104V46H103ZM105 49H106V48H105ZM111 49H110V50H111ZM130 49L133 50V48H130ZM142 49H143V48H142ZM142 49H141V50H142ZM150 49H151V52H150V53H152V52H153V51H152V48L149 47L148 50H150ZM175 49H176V50H175ZM182 49H183V48H182ZM182 49H181V51H182ZM188 49H189V48H188ZM188 49H187V50H188ZM201 49H200V51H201ZM211 49H212V48H211ZM211 49H210V50H211ZM221 49H222V46H221ZM256 49H255L254 51H255L257 54H259V51H260V50L257 51ZM120 50H121V49H120ZM120 50H119V51H120ZM134 50H138V48H137V49H134ZM134 50H133V52L136 53V57H138L137 55L140 54V51H141V50H140L139 52H138V51L135 52ZM204 50L206 51L207 49H204ZM204 50H202V51H204ZM224 50H226V51H222V53L224 52V54H225L224 57H222V54L220 55V56H221L220 59H223V58H224L223 60H225V56H226L227 54H230V53H227V49H224ZM238 50H239V47H238ZM245 50H246V46H245ZM245 50H244V51H245ZM66 51H68V54H66V53H67ZM93 51H94V52H93ZM101 51H102V48H101ZM101 51H100V52H101ZM106 51H107V49H106ZM108 51H109V50H108ZM108 51H107V52H108ZM116 51H117V50H116ZM121 51H122V53H123V50H121ZM145 51H147V49H145ZM145 51H143V52H145ZM170 51H171V49H170V47H169V51H168V53H166V54H170V55H171L172 52L170 53ZM181 51H180V52H181ZM184 51H186V50H184ZM184 51H183V52H184ZM189 51L191 52L192 50L189 49ZM194 51H195V50H194ZM198 51H199V49H198ZM200 51H199V52H200ZM207 51H209V50H207ZM207 51H206V54H207ZM212 51H213V50H211V55H212V53H213ZM214 51H215V50H214ZM216 51L218 52L219 50H216ZM228 51H229V50H228ZM235 51H236L237 53L239 52V51H237V49H236ZM235 51H234V52H235ZM248 51H249V50H248ZM248 51H246V52H248ZM252 51H253V50H252ZM98 52H99V50H98ZM98 52H97V53H98ZM133 52H132V53H133ZM147 52H149V51H147ZM180 52H179V53H180ZM190 52H189V53L187 52V54L189 55V54H191L193 51H192L191 53H190ZM196 52H197V51H196ZM196 52H195L194 54H196ZM219 52H220V51H219ZM231 52L233 53V50H231ZM240 52H241V50H240ZM242 52H243V51H242ZM249 52H250L251 54H249ZM249 52L247 53V56H246V57H248V54H249V56H250V55H252V54L254 55V53H255V52L252 53L251 51H249ZM69 53H70V54H69ZM116 53H117V52H116ZM134 53H133V54H134ZM141 53H142V51H141ZM161 53H162V52H160L159 54H161ZM181 53H182V52H181ZM181 53H180V54H181ZM184 53H186V52H184ZM184 53H182V55H183ZM200 53H202V52H200ZM232 53H231V54H232ZM243 53H244V52H243ZM260 53H262V52H260ZM64 54H66V56H65ZM100 54H101V53H100ZM124 54H125V53H124ZM126 54H127V53H126ZM128 54H129V53H128ZM163 54H165V53H163ZM180 54H179V55H180ZM187 54H186V55H187ZM194 54H193V56H194ZM203 54H205V53H203ZM235 54H236V53H235ZM257 54H255V55L257 56ZM63 55H64V56H63ZM70 55H71V56H70ZM81 55H80V56H81ZM96 55H97V54H96ZM103 55H104V54H103ZM103 55H102L101 57H103ZM105 55H106V54H105ZM130 55H131V54H130ZM134 55H135V54H134ZM150 55H151V54H150ZM153 55H154V53L151 55V59H150L149 62L152 61V56H153ZM157 55H158V54H157ZM157 55H156V56H157ZM170 55L168 56V57H169L168 60H170V57H171ZM172 55H174V54L172 53ZM175 55H176V54H175ZM177 55H178V54H177ZM188 55H187V56H188ZM201 55H202V54H201ZM209 55H210V52H208V56H207V57H204L205 61H207L205 67L203 66L204 70H203V68H201L202 70L198 69L199 67H201V65H203V64H201V65L199 64L200 66H198V63H197V66H198V67L196 66L197 69H193L194 71L196 70V72H197V70H199V73L197 72V73H198L197 75H194V74H196V72L193 73V71H192L193 76H195L194 79H191V78H189L188 76H186V75H187V71L189 70L188 67H189V65H191V64H188V66H186V64L184 63L185 61H188V59L185 60L184 58H182L183 60L181 61V57H182V56H181V57L179 56L181 62H183V61L185 60L183 63L185 64V67H187L186 69H188L187 71H185L186 75L183 74V73H184L183 71H182V72L180 71L179 73H182V74H179V75H178V74H177V71H176V74H177L178 76L174 73L176 76L174 75L175 77H174L173 79H171V80H169V81H168V79H167L166 82L163 80L164 83H166L167 85H168V84L171 85V88L169 87L170 90H171L172 87H173V92H174V95L171 96L170 94H171L172 92H171V91H168V90H167V87L164 86V87H166V88L162 90V93H161V94L163 95V98H164V99H165V97H166V99H168V101L166 100V101H167V106L170 104V105H173V106L177 107V106H179L183 101H184V102H187V103H186L187 106H188V102L192 103V104H191L192 106H190V108H189V106H188V108H185V107H184V108H181L182 106L179 107V108L177 107L178 109H177V108H176V109H177L178 111H177V113H176L175 116L172 115L171 118H164V116L167 117L166 115H167V113H168V112H167L168 110H167V108H166V104H160V102L156 101L155 103H153V104L151 105L152 108L154 109V112H157V114H158V116H159V117L157 116V118L154 119V121L156 120L155 123H157V122L159 121V119H160V122H161V124H162V120H165V122L163 121V122H164L163 124H165V126L168 124L169 127H170L171 123H174L173 121H175V122H180V125H179V126L176 125V126H178V127H176V128H177V129L180 128V129H178V131H176V129H175V130L172 129V130H171L172 132L170 131V134L173 133L174 131H176V133H179L178 136L176 135L177 137H174V136H175V135H174L175 133H173V134H171V135H169V133H166V134H164V135L162 134L163 136H165V135L167 136V134H168L169 136H167V137H168V140H165V139H167L166 137L164 138V140L167 141L166 143H164V145H162V143L159 141L160 143H158V144H161V145H160V147H158V148H156V149H157V150L159 149L158 151H160V152H157V151L154 152L155 150H154V151H153V150L150 151V150L146 149V148H148V147H146L147 144H146V143H145L146 145L143 144L144 147H146V148H145L146 154H145V152L143 153V150H144V149H142V154H143L144 156L141 154V152H140V154H141L140 156H141V158H142V156L144 157V158H142V159H144L143 161H145V164H144V162L142 161V159H138V158H140V156L137 158V160H138V162H140L139 160H141V161L143 162V163H142V162H140V163H142V165H143V164L145 165V166L143 165L144 169H145L146 165L148 166V168L154 166L153 169L155 170V166H158V165H160V164H161V165L164 164V165H162V166L164 167V166H165V163H166V165H167L168 162H169V163H172V162L174 163L175 157L173 158V156H175V155H179V156H180V155L182 154V153H181L182 151H174V150L177 149V146L179 147V145L181 146V143H183V141L180 142V140H182V139H183V140L190 139L191 136L193 135V133H197V131L202 127V124H204L203 121H205V125H206V121H207V122H210V120H212V121H214L215 124H216V123H220V122H224V123H225V120H227L228 118H229V119H232V118H233V119L236 120V121H237V120H241V122L243 121L242 124H244V120H245L247 117L252 116V117L256 118V120H258L259 123H260V121L264 123V70H263L262 73L260 72L261 74L258 73V74H260V75H257V73H256V74L254 73L255 75H257V79H254V78H253L254 76L251 74V73H253V71H251V70L249 69L251 66L246 67V63H247V64H248V62L250 63V61H251L250 59L252 58V56H251L250 59H249L250 61L248 60V62H246V63H244V64L240 62L241 64H243L242 66H237V64H236V66H234V64H233L234 67H231V66H229L230 63H229L228 66H226V63H224L225 66H223V64H222V65L219 64L220 62L223 63V60H220V59L218 58L220 61L217 62V59H216V58L210 57ZM215 55H216V54H215ZM215 55H212V56H215ZM239 55H240V53H239ZM245 55H246V53H245ZM260 55H261V54H260ZM84 56H85V54H84ZM86 56H87V54H86ZM93 56H94V55H93ZM93 56H92V57H93ZM111 56H112V53H111ZM111 56H110V57H111ZM113 56H114V55H113ZM113 56H112V57H113ZM118 56H119V58H120V55H118ZM125 56H126V55H125ZM158 56L160 57V55H158ZM158 56H157V57H158ZM164 56H165V55H164ZM184 56H185V55H184ZM195 56H196V55H195ZM195 56H194V57H195ZM204 56H205V55H204ZM218 56H219V55H218ZM218 56H217V57H218ZM232 56H233V57H232ZM232 56H231L232 58H235L236 55L234 56V53H233ZM241 56H242V53H241ZM243 56H244V55H243ZM67 57H66V58H67ZM77 57H78V58H77ZM81 57H82V56H81ZM89 57H90V56H89ZM94 57H95V56H94ZM94 57H93V59H94ZM98 57H99V54H98ZM108 57H109V56H108ZM112 57H111V58H112ZM115 57H116V56H115ZM122 57H124V56H122ZM122 57H121V58H122ZM131 57H132V56H131ZM131 57H130V61L133 60L132 58H136V57H132V58H131ZM157 57H156V58H157ZM162 57H163V56H162ZM166 57H167V56H166ZM168 57H167V58H168ZM172 57H173V56H172ZM179 57H178V58H179ZM191 57H192V55H191ZM194 57H192V58L194 59ZM197 57H198V56H197ZM197 57H196V58H197ZM200 57H201V56H200ZM208 57H210V58H208ZM228 57H229V56H228ZM231 57L228 58V59H231ZM244 57H245V56H244ZM246 57H245V60L247 59ZM260 57H261V56H259L258 59H259ZM84 58H85V57H82V60H83ZM90 58H91V57H90ZM90 58H88V59L90 60ZM105 58H106V57L104 56L102 59H105ZM117 58H118V57H117ZM119 58H118V59H119ZM125 58H126V57H124V59H125ZM156 58H155V56H154V59H156ZM167 58H166V59H167ZM185 58H188V57H185ZM189 58H190V56H189ZM192 58H191V59H192ZM198 58H199V57H198ZM237 58H238V60H240V58H239L238 56H237ZM241 58H243V57H241ZM254 58L257 59V57H254ZM254 58H253V59H254ZM261 58H263V57H261ZM64 59H65V58H64ZM85 59H86V58H85ZM85 59H84L83 61L85 62V65H86V64H87V63H86V60H87V59H86V60H85ZM97 59H98V58H97ZM106 59L108 60V59H110V58H106ZM113 59H114V58H113ZM113 59H112V60H113ZM124 59H123V60H124ZM127 59L129 60V58H127ZM136 59H137V58H136ZM141 59H142V58H140V60H141ZM158 59H162V58H158ZM164 59H165V58H163V60H164ZM166 59H165V61H166ZM173 59H174V58H173ZM193 59H192V62H194ZM120 60H121V59H120ZM123 60H122V61H123ZM163 60H162V62H161L162 64H163ZM178 60H179V59H178ZM178 60H177V61H178ZM189 60H190V59H189ZM194 60H195V59H194ZM245 60H244L243 62H245ZM254 60H255V59H254ZM262 60H264V59H262ZM262 60H260V61H258V62H261ZM66 61H67V63H68V61H71V60H66V59H65V63H66ZM90 61H92V60H90ZM98 61H99V60H97V62H98ZM110 61H111V60H110ZM116 61H117V59H116V60L114 59L113 62H116ZM122 61H121V63H122ZM142 61H143V62H147V61H145V58H144V60H142ZM173 61H174V60H173ZM177 61H176V57H175V64H177V63L180 62V61H178V62H177ZM195 61H196V62H201V60H200V61H199V60H198V61L195 60ZM241 61H242V59H241ZM49 62H50L51 64H48V65L50 66L51 69L49 68L48 65H47L48 67L43 66V64H45V63L47 64V63H49ZM73 62H74V61H73ZM76 62L78 63V61H76ZM80 62L83 63L82 61H80ZM104 62H105V60H103V63H104ZM106 62H107V61H106ZM118 62H119V61H118ZM139 62H140V61H139ZM139 62L137 61V63H139ZM154 62H156V61H154ZM171 62H172V61H171ZM176 62H177V63H176ZM189 62H190V61H189ZM189 62H186V63H189ZM251 62H253V61H251ZM255 62H256V60H255ZM255 62H254V63H255ZM62 63H63V65H65V64H64V61H63ZM70 63H71V64H69V65H72V61H71ZM81 63H79V65H80ZM93 63H95V62H93ZM93 63L91 62V64H93ZM100 63H101V62H99V64H100ZM116 63H117V62H116ZM116 63H115V64H116ZM121 63H120V64H121ZM134 63H136V62H134ZM147 63H148V62H147ZM147 63H146V64H147ZM164 63H165V62H164ZM168 63H170V62L168 61ZM183 63H182V64H183ZM194 63H195V62H194ZM194 63L192 64L193 66H194ZM233 63H234V62H233ZM235 63H236V62H235ZM240 63H239V64H240ZM263 63H264V62H261V63H259V65L262 66ZM46 64H45V65H46ZM109 64H110V62H109ZM113 64H114V63H113ZM132 64H133V63H132ZM144 64H145V63H144ZM150 64H152V62H151ZM166 64H167V63H166ZM171 64H172V63H171ZM195 64H196V63H195ZM239 64H238V65H239ZM251 64H252V63H251ZM63 65H62V67H63ZM66 65H67V64H66ZM66 65H65V66H66ZM69 65H68V66H69ZM74 65H75V64H74ZM85 65H84V66H85ZM106 65H107V64H106ZM111 65H112V64H111ZM111 65H110V66H111ZM138 65H141V64H138ZM138 65H137V66H138ZM152 65H154V64H152ZM156 65H159V63H158V64H155V66H153V67H156ZM167 65H168V64H167ZM172 65H174V64H172ZM180 65H181V64H180ZM231 65H232V63H231ZM248 65H249V64H248ZM252 65H254V64H252ZM60 66H61V65H59V66L56 67V68L58 69ZM87 66L89 67V65H87ZM92 66H94V64H93ZM100 66H101V65H100ZM134 66H136V64H135ZM134 66H131V67H132V70H133V67H134ZM159 66H160V65H159ZM176 66H177L176 68H178L179 65H176ZM182 66H183V65H182ZM66 67H67V66H66ZM70 67H71V66H69L68 68H65V69H69V70H71V69H75V68H70ZM72 67H75V66H72ZM80 67H83V66L80 65V66H79V69H80ZM85 67H86V66H85ZM88 67H87V69H88ZM96 67H97V64H96ZM98 67H99V65H98ZM104 67H105V66H104ZM104 67H103V68H104ZM106 67H107V66H106ZM108 67H109V66H108ZM108 67H107V68H108ZM112 67H113V65H112ZM112 67L109 68V69H112ZM119 67L121 68V66H119ZM119 67H118V68H119ZM131 67H130V68H131ZM139 67H140V66H139ZM141 67H143V65H142ZM145 67H146V66H145ZM150 67L152 68V66L149 65V68H150ZM164 67H165V66H164ZM169 67H170V66H169ZM171 67H172V66H171ZM179 67H180V66H179ZM48 68H49V69H48ZM76 68H78V67H76ZM92 68H93V67H92ZM101 68H102V67H101ZM118 68H117L116 70H119ZM136 68H137V67H136ZM147 68H148V67H147ZM176 68H175V69H176ZM180 68H181V67H180ZM193 68H195V67H193ZM247 68H248V69H247ZM61 69H62V68H61ZM79 69H78V70H79ZM83 69H84V67H83ZM83 69L81 68L82 73L84 72ZM89 69H91V68H89ZM99 69H100V68H99ZM121 69H123V67H122ZM144 69H145V68H144ZM144 69H142V70L144 71ZM161 69H162V68H161ZM172 69H173V68H172ZM172 69L170 68V70H172ZM181 69H183V67H182ZM190 69L192 70V67H191ZM251 69H255V68H251ZM257 69H258V66H257ZM260 69H262V67H259L258 70H260ZM50 70H51V72H50ZM76 70H77V69H76ZM81 70H80V71H81ZM85 70H86V69H85ZM105 70H106V72H107V69H105ZM116 70H115V71H116ZM151 70H152V69H151ZM166 70H167V69H166ZM176 70H177V69H176ZM178 70H180V69H178ZM183 70H185V69H183ZM191 70H190V71H191ZM258 70H257V71H258ZM55 71H56V69H55ZM55 71H54V74H56ZM65 71H66V70H65ZM80 71H79V72H80ZM89 71H90V70H89ZM91 71H92V70H91ZM91 71H90V72H91ZM122 71H123V70H122ZM122 71L120 70V73H119V74H123V73H121ZM133 71H136V70H133ZM133 71H132V73H133ZM139 71H141V70H139ZM139 71H138V70L136 71V72H138L137 74H139ZM152 71H153V70H152ZM172 71L174 72V69H173ZM200 71H201V72H200ZM250 71H251V72H250ZM56 72H57V71H56ZM67 72H68V71H67ZM79 72L77 71V74H75V75H78ZM86 72H87V70H86ZM90 72H88V73L90 74ZM97 72H98L99 74H98V73H96V74L100 75L101 72H99V71H97ZM103 72H104V71H103ZM111 72H112V71H111ZM117 72H118V71H117ZM117 72H115L116 75H117ZM145 72H146V71H145ZM147 72H149L148 74L152 73V72H150V70L147 71ZM156 72H157V71H156ZM158 72H159V71H158ZM65 73H66V72H65ZM70 73H71V72H70ZM70 73H69V75H70ZM80 73H81V72H80ZM80 73H79V76H80V77L83 76V75H84L85 77L88 76V75H86L87 73H85V74H83V75H80ZM91 73H92V72H91ZM104 73H105V72H104ZM129 73H130V72H129ZM134 73H135V72H134ZM134 73H133V75H134ZM159 73H160V72H159ZM188 73H190V72H188ZM51 74H52V75H51ZM57 74H58V73H57ZM57 74H56V75H57ZM66 74H68V73H66ZM109 74H110V73H109ZM109 74H108V75H109ZM112 74H113V73H111L110 75H112ZM119 74H118V75H119ZM130 74H131V73H130ZM137 74H135V76H133V77H135V78L138 79V77L136 76ZM143 74H145V73H143ZM143 74L141 73L142 76L139 74V77H140V76H141V77H144ZM148 74H147L145 77H147V76L150 77ZM153 74H154V73H153ZM163 74H164V73H163ZM172 74H173V73H172ZM192 74H190L191 77H192ZM69 75H68V77H70L72 74H71L70 76H69ZM73 75H74V73H73ZM73 75H72V76H73ZM90 75H91V74H90ZM102 75H103V73H102ZM113 75H114V74H113ZM113 75H112V78L114 77ZM123 75H124V74H123ZM123 75H121V76H123ZM156 75H157V74H156ZM158 75H159V74H158ZM188 75H189V74H188ZM58 76H59V74H58ZM79 76H78V77H79ZM100 76H101V75H100ZM100 76H99V78H100ZM103 76H104V75H103ZM151 76H152V75H151ZM154 76H155V75H154ZM161 76H162V75H161ZM168 76H169V74H168ZM53 77H54V78H53ZM73 77H74V76H73ZM80 77H79V78H80ZM94 77H95V76H94ZM94 77H93V78H94ZM96 77H97V75H96ZM109 77H110V76H109ZM126 77H127V76L125 75V78H126ZM131 77H132V74H131ZM133 77H132V78H133ZM156 77H158V76H156ZM62 78H63V77H62ZM74 78H75V80H76V77H74ZM79 78H78V79H79ZM82 78H83V77H82ZM82 78H80V80H81ZM99 78L97 77V79H99ZM101 78H102V77H101ZM112 78L109 79L110 82H112V81H111V80H113ZM116 78H117V76H116ZM119 78H120L121 80H124L123 77L121 78V77L119 76ZM135 78H133L132 80L134 81ZM150 78H151V77H150ZM154 78H155V77H154ZM167 78H168V77H167ZM57 79H59V80H58V83L61 82V81L63 80V79H61V78H59V77H58ZM57 79H55V80L57 81ZM60 79H61V81H60ZM107 79H108V78H107ZM120 79H118V81H120ZM143 79H144V78H143ZM152 79H153V77H152ZM159 79H161V78H159ZM164 79H165V78H164ZM169 79H170V78H169ZM64 80H65V77H64ZM68 80H69V81L71 80V81L74 82L73 79H68ZM114 80H116L115 77H114ZM132 80H130V81H128V82L130 83ZM144 80H148V79L145 78ZM65 81H66V80H65ZM71 81H70V82H71ZM78 81H79V80H78ZM78 81H76V82H77L76 84H77L78 86H77L76 84H74V85H76L77 87H79ZM100 81H101V80H100ZM100 81H99V82H100ZM139 81H140V80H139ZM148 81L150 82V79H149ZM148 81H147V82H148ZM53 82L55 83L54 80H53ZM70 82H69V83H70ZM73 82H72V83H73ZM102 82H103V81H102ZM108 82H109V81H108ZM114 82H116V81H114ZM134 82L136 83V79H135ZM134 82H132V83H134ZM142 82H143V81H142ZM145 82H146V81H145ZM147 82H146V83H147ZM151 82H152V81H151ZM58 83L56 82V86L58 85ZM69 83H68V84H69ZM74 83H75V82H74ZM123 83H125V82H122V83H121V84L123 85V88H121L122 86H121V87H119V85H117V86H118L119 88L123 89V92H124V89L127 90V91H129V90H130V87L127 85V86H126L127 89H126V87L124 86ZM132 83H130V85H131ZM135 83H134V84H135ZM139 83H140V82H139ZM152 83H153V82H152ZM158 83H159V82H158ZM164 83H163V84H164ZM62 84H64V81H63ZM80 84H81V83H80ZM92 84H94V83L92 82ZM98 84H100V83H98ZM101 84H102V83H101ZM104 84H105V83H104ZM108 84H110V83H108ZM113 84H115V83H113ZM113 84L111 83L109 86L111 87V85L113 86ZM117 84H118V83H117ZM134 84H133V85H134ZM143 84H144V83H143ZM156 84H157V83H156ZM160 84H161V83H160ZM166 84H165V85H166ZM59 85H60V83H59ZM81 85H83V86L86 85V82H85L84 84H81ZM87 85H88V84H87ZM137 85H138V84H137ZM140 85H141V84H140ZM140 85H139V87H136V89H137L138 91H139L138 88L141 89V87H143V86H140ZM145 85H146V84H145ZM148 85H149V83H148ZM104 86L106 87V86H108V85H104ZM115 86H116V85H115ZM115 86H113V87H115ZM134 86H136V85H134ZM151 86H152V84H151ZM156 86H157V85H156ZM161 86H163V85H161ZM74 87H75V86H74ZM81 87H82V86H81ZM95 87H96V86H95ZM95 87H94V88H95ZM100 87H102V86H100ZM100 87H98V88H100ZM131 87H133V86L131 85ZM147 87H148V86L146 85V88H147ZM149 87H150V86H149ZM152 87H153V86H152ZM152 87H151V88H147V89L150 90V89H152ZM66 88H67V87H66ZM66 88H65V89H66ZM87 88H90V91H91V89L93 88V85H92V88H91V85H89V87H87ZM106 88H107V87H106ZM108 88H109V87H108ZM116 88H117V87H116ZM116 88H114V89H112V90H116ZM119 88H118V91L120 90ZM133 88H134V89H133ZM133 88H131V89H133L132 91H136V90H135V87H133ZM154 88H155V87H154ZM79 89H80V88L77 89V92H78ZM84 89H85V87H84ZM101 89H102V88H100V91H101ZM201 89H202L203 91H201V93H200V90H201ZM68 90H69V89H68ZM68 90H67V91H68ZM80 90H81V89H80ZM87 90H88V89H87ZM107 90H108V89H107ZM110 90H111V89H110ZM154 90H155V89H154ZM157 90H158V89H157ZM160 90H161V89H160ZM88 91H89V90H88ZM90 91H89V92H90ZM102 91L104 92V91H106V89L103 88ZM140 91H142V90H140ZM158 91H159V90H158ZM73 92H74V91H73ZM79 92H80V91H79ZM82 92H84L83 89H82ZM85 92H86L85 94H87V91H86V90H85ZM89 92H88V93H89ZM115 92L117 93V90H116ZM120 92H122V91L120 90L119 93H120ZM125 92H126V91H125ZM136 92H137V91H136ZM142 92H143V91H142ZM144 92H145V91H144ZM154 92H155V91H154ZM154 92H153V93H154ZM68 93H70V95L72 96V95L75 94L76 92H74V93H72V94H71V92H68ZM107 93H108V94H111V93H113V92H107V91H106L105 95H106ZM128 93H129V92H128ZM145 93H146V92H145ZM150 93H152V92H150ZM156 93H157V91H156ZM76 94H77V93H76ZM76 94H75V95H76ZM103 94H104V93H103ZM113 94H114V93H113ZM133 94H134V93H133ZM135 94H137V93H135ZM142 94H143V93H142ZM148 94H149V93H148ZM172 94H173V93H172ZM77 95H78V94H77ZM77 95H76V97L73 95V98H77L80 94H79L78 96H77ZM81 95H82V94H81ZM121 95H122V94H120V96H121ZM123 95H124V94H123ZM137 95H138V94H137ZM140 95H141V93H140ZM151 95H152V94L148 95V97H150ZM162 95H161V98H162ZM83 96H85V95L83 94ZM113 96H114V95H113ZM113 96L110 95L109 97H113ZM129 96H131V95H129ZM133 96H134V95H133ZM133 96H132V98H133ZM138 96H139V95H138ZM146 96H147V94L145 95V97H146ZM5 97H7V98H5ZM52 97L54 98V94L52 95ZM79 97H80V96H79ZM106 97H107L106 100H104L103 97H102V99L105 101V102H104V101H102V102L106 103L107 99H109L108 96H106ZM124 97H125V96H124ZM135 97H136V98H135ZM139 97H140V96H139ZM139 97L134 96L135 99H138ZM142 97H143V96H142ZM142 97H141V98H142ZM190 97L193 98V100H192V99H189ZM58 98H59V97H58ZM68 98H69V97H68ZM82 98H83V97H82ZM85 98H86V97H85ZM114 98H117V97H114ZM114 98H113V99H114ZM125 98H126V97H125ZM129 98L132 99L131 97H129ZM129 98L127 97V99L130 101ZM141 98H140V99H141ZM152 98H153V97H152ZM15 99H16V101L14 102ZM55 99H56V98H55ZM111 99H112V98H111ZM140 99H139V100H140ZM145 99H146V98H145ZM150 99H151V98H150ZM71 100H72V98H71ZM80 100H81V98L78 99V101H80ZM83 100H84V99H83ZM83 100H82V101H83ZM100 100H101V98H100ZM114 100H116V99H114ZM143 100H144V98H143ZM143 100H142V101H143ZM78 101H77V102H78ZM82 101H80L79 104L82 103ZM84 101H85V100H84ZM84 101H83V102H84ZM98 101H99V99H98ZM111 101H113V100H111ZM129 101H128V102H129ZM133 101H134V103L137 102V101H135V100H133ZM133 101H132V102H133ZM140 101H141V100H140ZM145 101H147V100H145ZM57 102H59V103L57 104ZM65 102H66V100H65ZM90 102H91V101H90V99H89L88 104H89ZM93 102H94V100L91 102V103H92V106H94V105L97 106V105L99 104L100 101L97 102V103H98L97 105H96V104L93 105ZM107 102H109V100H108ZM113 102H115L114 104L116 105V102H118V101H113ZM119 102H120V100H119ZM55 103H56V104H55ZM86 103H87V102H86ZM94 103H95V102H94ZM100 103H101V102H100ZM145 103H146V102H145ZM190 103H189V104H190ZM53 104H54V105H53ZM61 104H62V106H61ZM63 104H65V106H63ZM83 104H85V103H83ZM83 104H82V105H83ZM102 104H103V103H102ZM102 104H99V106H100V105L102 106ZM108 104L110 105V106H109V109H108V107L106 106V105H108ZM112 104H113V103H111V104H110V103H106V104H104L107 108L103 105L104 108L107 109V110H106L107 113L105 112L107 115H111L110 113L113 112V111H112V112L108 113L110 110H113V109H114V108L111 109V107H112L111 105H112ZM118 104L120 105V103H118ZM118 104H117V105H118ZM128 104H131L133 107L135 106V105H133L132 103H128ZM135 104H136V103H135ZM137 104H138V103H137ZM143 104H144V103H143ZM147 104H148V102H147ZM183 104H184V103H183ZM59 105H60V106H59ZM68 105H69V103H68ZM72 105H73V104H72ZM82 105H81L80 107H82ZM115 105H113V106H115ZM117 105H116V106H117ZM119 105H118V106H119ZM140 105H141V109H142L144 106H142L141 103H140ZM140 105H137V106L140 107ZM58 106H59V107H58ZM76 106H77V105H76ZM78 106H79V105H78ZM78 106H77V108H78ZM86 106H87V104H85L84 107H86ZM92 106H91V105H90V106L88 105L87 107L90 108V107H92ZM95 106L93 107V109H95V110H98V108L103 109V108H102L103 106H102V107H97V108H95ZM121 106H122V105H121ZM121 106H119V107H121ZM123 106H124V105H123ZM57 107H58V108H57ZM84 107H83V108H84ZM125 107H126V106H125ZM146 107H147V106H146ZM66 108H68V107H66ZM72 108H73V107L68 108V109H71V112H72L73 109H74V108H73V109H72ZM83 108H82V109H83ZM117 108H118V107H117ZM117 108H116V109H117ZM134 108L136 109V107H134ZM75 109H76V108H75ZM86 109H87V108H85V109L82 110V111L80 110L81 113H83V111H85ZM101 109H100V110H101ZM122 109L124 110V109H126V108H122ZM148 109H149V108H148ZM17 110H18V111H17ZM77 110H78V109H76V111H77ZM89 110H90V109H89ZM108 110H109V111H108ZM117 110H118V109H117ZM117 110H116V111H117ZM137 110H138V108H137ZM139 110H140V109H139ZM56 111H57V112H56ZM65 111H66V110H65ZM74 111H75V110H74ZM98 111H99V110H98ZM101 111H102V110H101ZM116 111H114V113H115ZM118 111H119V110H118ZM118 111H117V112H118ZM133 111H134V110H133ZM142 111H143V110H142ZM169 111H171V110H169ZM21 112H22V113H21ZM67 112H69V110H67ZM67 112H66V113H67ZM86 112H87V110H86ZM89 112H90V111H89ZM93 112L95 113L96 111H93ZM103 112H104V111H103ZM103 112H100V113H103ZM117 112H116V113H117ZM124 112H125V111H124ZM135 112H136V111H135ZM140 112H141V111H140ZM174 112H175V111H173L172 114H173ZM184 112H185V113H184ZM11 113H12V114H11ZM17 113H18V114H17ZM63 113H64V112H63ZM63 113H61V114H63ZM66 113H64V116H65ZM73 113H74V112H73ZM76 113H77V112H76ZM76 113H74V115H75V117H78V115H76ZM81 113L79 112V114H81ZM94 113H92V114H94ZM98 113H99V112H98ZM116 113L114 114V116L116 115V117H114V118H117V116L120 114V113H119V114L117 113V114H118V115H117ZM136 113L138 114V112H136ZM147 113H148V112H147ZM160 113H161V114H160ZM68 114L71 115L72 113H71V114L68 113ZM77 114H78V113H77ZM87 114H89V113H87ZM90 114H91V112H90ZM90 114H89V115H90ZM92 114H91V116H92ZM106 114H105V116H106ZM141 114H143V113L141 112ZM157 114H156V115H157ZM169 114H170V113H169ZM83 115H84V117H85V113H84ZM95 115L99 116V118H100V116H101V115L103 116L104 113L101 114V115L95 113ZM112 115H113V113H112ZM125 115H127V114H125ZM125 115H124V117H125ZM128 115H129V114H128ZM133 115H134V114H133ZM144 115H147V114H144ZM156 115H155V116H156ZM72 116H73V115H71V118H72ZM91 116H90L91 119H89V116H88V119H89L90 121H92V117H93V116H92V117H91ZM97 116H95V118H96ZM102 116H101V118H102ZM149 116H150V115H149ZM170 116H171V114H170ZM170 116H169V117H170ZM62 117H63V116H62ZM65 117H66V116H65ZM65 117H64V118H65ZM69 117H70V116H69ZM69 117H66V118H69ZM75 117L73 116L74 119H75ZM79 117H80V115H79ZM82 117H83V116H82V114H81L80 119H81ZM84 117L82 118V120L85 119ZM110 117H111V116H110ZM110 117L108 116V118H110ZM112 117H113V116H112ZM112 117H111L110 119H114V118H112ZM129 117H131V116L129 115ZM129 117H127V118H129ZM141 117H142V115L139 116V118H138V116L135 117V118H138V119L140 120ZM143 117H144V116H143ZM145 117H146V116H145ZM19 118H18V119H19ZM64 118H63V119H64ZM71 118H69V120H68V119H66V120L70 121ZM73 118H72V120H73V122H74V119H73ZM86 118H87V116H86ZM93 118H94V117H93ZM97 118H98V117H97ZM119 118H121V117L118 116V119H119ZM135 118H134V120H135ZM147 118H148V116L146 117V119H147ZM254 118H253V119H254ZM44 119H45V120H44ZM52 119H53V120H52ZM59 119L61 120V118H59ZM59 119H57V120L59 121L58 124L60 123V124L62 125V123H61V121H60ZM63 119H62V120H63ZM104 119H105V117H104ZM138 119H136V120H138ZM150 119H151V120H150ZM229 119H228V121H229ZM233 119H232V120H233ZM248 119H249V118H248ZM248 119H246V120H248ZM251 119H252V118H251ZM3 120H4V119H3ZM57 120H56L55 122H57ZM66 120H63V124L65 123L64 121H66ZM72 120H71V121H72ZM76 120H77V119H75V121H76ZM78 120H79V119H78ZM86 120H87V119H86ZM86 120H84V122H85ZM102 120H103V119H102ZM105 120H106V121H107V120L109 121V119H107V118H106ZM105 120H104V121H105ZM128 120H130V118H129ZM141 120H142V119H141ZM141 120H140V121H141ZM68 121H67V122H68ZM87 121H88V120H87ZM108 121H107V122H108ZM113 121H114V120H113ZM113 121H112V122H113ZM115 121H116V120H115ZM119 121H120V120H119ZM121 121H122V118H121ZM121 121H120V122H121ZM130 121H131V120H130ZM140 121H139V122H140ZM144 121H145V119H144ZM228 121H227V122H228ZM55 122H54V123H55ZM76 122L78 123V121H76ZM79 122L83 123V121H81V120H79ZM112 122H111V124H109V125H112V124H113ZM125 122H126V121H125ZM137 122H138V121H137ZM160 122H158V123H160ZM214 122H213V123H214ZM234 122H235V121H234ZM245 122H246V121H245ZM250 122H251V120H250ZM250 122H249V123L247 122L246 124L249 125ZM7 123H9V122H7ZM54 123H53V124H54ZM70 123H71V122H70ZM77 123H74V124H76V126L79 127V125H77ZM91 123H92V122H91ZM91 123L88 122L89 125H90ZM108 123H110V122H108ZM128 123H129V122H128ZM155 123H153V117H151V116L148 118V121H146V123L143 122V125H142V123H140V125H142V130L140 131L139 135H138V134L134 135L133 138L131 139V141H132L133 139H135V140H133V142H134V141L136 142V141H139V140L141 141V140H143L142 138H144V140H146V142H149V141H147V138H146V137L149 138V135L154 134V132H155V129H154V128H155V127H158V125H159V124H157V125L155 126V125H154ZM210 123H211V122H210ZM224 123H223V124H224ZM232 123H233V122H232ZM238 123L240 124V122H238ZM55 124H56V123H55ZM55 124H54V125H55ZM60 124H59V125H60ZM65 124H66V123H65ZM68 124H69V123H68ZM74 124L72 123L73 126H75ZM83 124H84V123H83ZM92 124H93V123H92ZM92 124H91V126L94 125V124H93V125H92ZM95 124H96V123H95ZM120 124H121V123H120ZM239 124H238V125H239ZM251 124H252V123H251ZM50 125H52V124L50 123ZM59 125H58V127H59ZM61 125H60V127H61ZM89 125H88V126H89ZM96 125H97V124H96ZM96 125H94V128H95ZM168 125H167V126H168ZM173 125H174V124H173ZM208 125H209V124H208ZM217 125H218V124H217ZM220 125H221V124H220ZM252 125H255V123H253ZM63 126H64V125H63ZM81 126H82V124H80V127H81ZM84 126H85V125H84ZM84 126H82L81 128H83ZM86 126H87V123H86ZM86 126H85V127H86ZM91 126H90V127H91ZM118 126H120L119 123H118ZM118 126H117V128H118ZM124 126H126V125H124ZM124 126H120L121 129H120V130L117 129V130L121 132V131L124 129ZM137 126H138V125H137ZM212 126H213V125H212ZM214 126H215V125H214ZM233 126H234V125H233ZM241 126H243V125H239V129H240ZM245 126H246V125H245ZM249 126H250V125H249ZM255 126H260V127L262 126V127H263V125H260V124H259V125H255ZM56 127H57V126H56ZM58 127H57V128H58ZM60 127H59V128H60ZM64 127H65V126H64ZM64 127H63V128H64ZM66 127H67V128H70V124H69V127H68V126H66ZM71 127H72V126H71ZM77 127H75V128L78 129ZM85 127L83 128V130H90L89 127H88L89 129H86ZM112 127H115V126L112 125ZM112 127H110V129H111ZM120 127H119V128H120ZM122 127H123V129H122ZM126 127H127V126H126ZM139 127H140V126H139ZM159 127H161V126L159 125ZM169 127H167V130H166V129H165V130L168 131V128H169ZM171 127H174V126L171 125ZM206 127H207V126H206ZM215 127H216V129H217V126H215ZM231 127H232V126H231ZM11 128H12V127H11ZM72 128H73V127H72ZM72 128H71V130H72ZM75 128H74V129H75ZM91 128H92V127H91ZM94 128H93V129H94ZM98 128L100 129V125H99V127H98V125H97V128H95V129L98 130ZM102 128H103V130L100 129V130H101V133H103V134L106 133V132L104 131L105 127H102ZM108 128H109V127H108ZM235 128H236V125H235ZM242 128H243V127H242ZM250 128H251V127H250ZM252 128H253V127H252ZM65 129H66V128H65ZM79 129H80V128H79ZM106 129H107V128H106ZM106 129H105V130H106ZM113 129H115V130L113 131ZM113 129H111V131H113V132H111V133H114V132L116 131V128H113ZM157 129H159V128H157ZM157 129H156V131H158ZM218 129H219V128H218ZM66 130L68 131L67 133L65 132ZM66 130L64 131V135H66V134L69 135V134H68L69 131H70V133H71L70 135H71V136L73 135V133H72V132H74L73 130H72V131H71V130H68V129H66ZM80 130H81V129H80ZM91 130H92V129H91ZM100 130H98V131H100ZM107 130H108V129H107ZM129 130H130V129H129ZM131 130H132V128H131ZM159 130H161V129H159ZM169 130H170V128H169ZM179 130H180V131H179ZM256 130H257V129H256ZM14 131H15V130H11V129H10L5 123H3V121H1V118H0V139H1V138H3V139H10L11 137H15L16 134L14 133ZM102 131H103V132H102ZM123 131H124V132H123ZM123 131H122V132L125 133V130H123ZM137 131H138V130H137ZM166 131H164L163 133H165ZM206 131H207V130H206ZM21 132H22V131H21ZM21 132H19V133H21ZM23 132L25 133L24 130H23ZM23 132H22V133H23ZM75 132H76V131H75ZM78 132H79V130H78ZM78 132H77V134H78ZM86 132L89 134V137H90V138H93V137H91V136H93V135L90 136L91 131H89L90 133H89L88 131H86ZM86 132L84 131V133H83L82 135H85V136L88 135V134H86ZM95 132H96V131H95ZM107 132H108V131H107ZM122 132H121V133H122ZM128 132H129V131L126 130V134H123V133H122V135H125V137H124V136H120V135H118V136H120V138H118V139H120V140L117 139V140H118V142H117V140L114 139V141H116V142H114V144H115V143H120L119 141H122V140H121L122 137H124L123 139H125V140L122 141L123 144H124L125 141H126V143H127V142L132 143L131 141L126 140L127 138H128V139L130 138V137H127V136L129 135ZM131 132H132V133H131L130 135L132 136L134 133H133V131H131ZM204 132H205V131H204ZM204 132H201V133H204ZM207 132H208V131H207ZM209 132H210V130H209ZM212 132H213V130L211 131V134H210V135H212ZM234 132H235V131H234ZM234 132H233V133H234ZM16 133H18V132H16ZM65 133H66V134H65ZM79 133H80V132H79ZM98 133H99V132H98ZM108 133H110V130H109ZM118 133H119V132H118ZM198 133H199V132H198ZM254 133H255V132H254ZM254 133H253V134H254ZM262 133H263V131H262ZM92 134H94V131L92 132ZM95 134H97V133H95ZM103 134H100L99 136L101 137V135H103ZM114 134H115V133H114ZM114 134H112V136H113ZM116 134H117V132H116ZM116 134H115V136H116ZM159 134H161V133H159ZM214 134H217V133H214ZM242 134H243V132H242ZM245 134H246V133H245ZM67 135H66V136H67ZM70 135L68 136V138L71 137ZM78 135H80V134H78ZM78 135H76L77 138H76V136L74 135V137L77 139V142H78V143L76 144L77 146H80L81 144H83V141H86V143H89L90 141L93 140V139H90V138L87 136L86 138L90 139L89 142H87L88 139L85 140L86 138L84 139V136H83V138L81 139V141H82L81 144L78 145V144H79V140H78V139L81 138V135L79 136V138H78ZM104 135H105V137L103 138V140L106 138L107 133L104 134ZM110 135H111V134H109V139H111ZM130 135H129V136H130ZM172 135H173V136H172ZM198 135H199V134H198ZM198 135H197V138L199 137ZM200 135H201V137L203 138L202 134H200ZM205 135H207V134H205ZM205 135H204V136H205ZM236 135H237V133H236ZM240 135H241V134H240ZM258 135H259L260 137L262 136V134H259V133H258ZM17 136H18V135H17ZM26 136H27V137H26ZM28 136H29L28 134H27V135H25V134L22 135V134H21V136H18V137H19V141L21 142V146H22V148H24V147H23V144H25V146H26L27 143H24V141H25V139L27 140ZM97 136H98V135H97ZM97 136H96V137H97ZM118 136H117V137H118ZM171 136L173 137L174 140H171V139H172ZM213 136H214V135H213ZM223 136H224V135H223ZM243 136H244V134H243ZM251 136H253V135H251ZM254 136H255V135H254ZM254 136H253L252 138H251V137H250V138L253 139ZM256 136H257V135H256ZM256 136H255V137H256ZM263 136H264V135H263ZM94 137H95V136H94ZM96 137H95V138H96ZM102 137H103V136H102ZM102 137H101V138H102ZM169 137H170V138H169ZM192 137H193V136H192ZM206 137H207V136H206ZM208 137H209V136H208ZM210 137H212V136H210ZM214 137H216V135H215ZM230 137H231V136H230ZM234 137H235V136H234ZM236 137H237V136H236ZM240 137H241V136H240ZM240 137H239V138H240ZM246 137H247V136H246ZM260 137H259V138H260ZM75 138H73V137H72V139L70 138V139H69V140H71L70 142H72V141L74 140V143H75V142H76ZM107 138H108V137H107ZM113 138H114V137H112V139H113ZM151 138H152V137H151ZM194 138H195V137H194ZM194 138H193V139H194ZM237 138H238V137H237ZM247 138H249V137H247ZM257 138H258V136L256 137V139H257ZM259 138L256 140V144H257V141H258V140L260 141ZM97 139H99V138H97ZM112 139H111V140H112ZM153 139H154V137H153ZM155 139H156V138H155ZM169 139H170L171 143L167 146V143H168ZM195 139H196V138H195ZM209 139L215 140V139H213V137H212V138H209ZM222 139H223V137H222ZM228 139H229V138H228ZM233 139H234V141H235V138H233ZM99 140H100V139H99ZM99 140H98V141H99ZM111 140H109L108 142H110ZM129 140H130V139H129ZM149 140H150V139H149ZM191 140H192V139H191ZM191 140H190V143H191ZM199 140H200V139H199ZM204 140H205V139H204ZM226 140H227V139H226ZM226 140H225V141H226ZM238 140H240V139H236V142H237V143H238ZM98 141H97V143H99ZM105 141L107 142V140H105ZM105 141H104V142H105ZM140 141L138 142V144H137V142H136V146H137V145L139 146V143L144 142V141H141V142H140ZM156 141H157V139H156ZM170 141H169V142H170ZM174 141H175V142H174ZM188 141H189V140H188ZM202 141H203V139L201 140V142H202ZM205 141H206V140H205ZM216 141L220 142V141L217 140V139H216ZM230 141H232V140H229L228 143H231L232 145H231V144H229V145L233 146V147L236 149V147L239 145V143L237 144L236 142H230ZM94 142H95V141H94ZM94 142H93V143H94ZM104 142H102V143L104 144ZM106 142H105V143H106ZM108 142H107V144H108ZM111 142H113V141H111ZM122 142H121V143H122ZM157 142H158V141H157ZM157 142H156V143H157ZM192 142L194 143L195 141H192ZM222 142H223V141H222ZM241 142H242V141H241ZM72 143H73V142H72ZM72 143H71V144H72ZM74 143L72 144V147H73ZM86 143L84 142L85 146L87 145ZM95 143H96V142H95ZM130 143H128V144H130ZM193 143H192V144H193ZM196 143H197V142H196ZM211 143H215V141H211ZM211 143H210V144L205 143V144H206V145H207V144H208V145H211ZM233 143H234L236 146H234ZM243 143H245V142H243ZM243 143H242V144H243ZM69 144H70V143H69ZM89 144H91V143H89ZM89 144H88L87 146H89ZM99 144H101V141H100ZM99 144H98V145H99ZM107 144H104V145L106 146ZM112 144H113V143H112ZM112 144H111V145H112ZM114 144H113V145H114ZM185 144H187V143H185ZM199 144H200V143H199ZM199 144H198V147H199ZM205 144H203V145L205 146ZM76 145H74V146H75L74 148H77ZM96 145H97V144H96ZM98 145H97V146H98ZM104 145H103V146H104ZM116 145H117V146H116ZM116 145H115V146L118 147L119 144H116ZM120 145H121V144H120ZM120 145H119V146H120ZM124 145H125V144H124ZM130 145H132V144H130ZM134 145H135V144H134ZM140 145H141V144H140ZM187 145H188V144H187ZM190 145H191V144H190ZM193 145L197 146L195 143H194ZM200 145H201V144H200ZM203 145H201V146H203ZM216 145H217V143L215 144V146H216ZM218 145H219V144H218ZM226 145H228V144H226ZM226 145H223L222 147H224V149H226V152L228 153V149L225 147ZM247 145H249V144H247ZM247 145L245 144V146H247ZM254 145H255V142H254ZM257 145H259V144H257ZM21 146H20V148H21ZM55 146H56V145H55ZM81 146H83V148L81 149V151H82L83 149L88 148V147L85 148L84 145H81ZM97 146H96V147H97ZM107 146H108V145H107ZM109 146H110V145H109ZM109 146H108V147H109ZM136 146H135V147H136ZM138 146H137V147H138ZM185 146H186V145H185ZM185 146H184V147H185ZM195 146H194V147H195ZM201 146H200V147H201ZM231 146H230V148H232ZM241 146L243 147V145H241ZM245 146H244L243 148H245ZM249 146H250V145H249ZM249 146H247V147H249ZM255 146H256V145H255ZM57 147H58V146H57ZM57 147H55V148H57ZM72 147L69 146V148H71V149H69L70 153H69L68 149H67L66 151H68V153H69V154H72L73 156H74V155L77 156V155H76L77 153H76V154H73V153H71V152H72V151L74 152L75 150H76V151H80L79 148H81V147H79L78 150H77V149L74 150V148H72ZM96 147L94 146V144H93V146L90 145V149L93 148V149H96V150H97V148H99V147H97V148H96ZM108 147H107V148H108ZM110 147H111V146H110ZM110 147H109V148H110ZM121 147L124 148V146L121 145V146H120V149H121ZM135 147L132 146L131 149L128 148V149H130V151L132 150V148H134V149H133L134 151L132 150V153L135 152V153H133V155H132L131 152L128 151V149H127V145L125 146V149H123L124 151H123V150L120 151L119 148H117V151L119 150V152H123V153H126V154L129 152V153H131L130 156H132V157L134 158V157H135L134 155L136 154V151H135V150H136V148H137V147H136V148H135ZM140 147H141V146H140ZM140 147H139V148H140ZM149 147H150V146H149ZM191 147H192V146H191ZM227 147H229V146H227ZM242 147H241V148H242ZM247 147H246V148H247ZM259 147H261L262 149L264 148V146L262 147V144H261V146L259 145ZM22 148H21V149H22ZM25 148H26V147H25ZM55 148L53 149V152H54V151H60V150H57V149H55ZM59 148H60V147H58V149H59ZM100 148H101V150H102V148H106V147H100ZM107 148H106V149H107ZM109 148H108V149H109ZM113 148H114V146L112 147V149H113ZM142 148H143V146H142ZM151 148H152V145H151V147H150L149 149H151ZM154 148H155V147H154ZM182 148H183V145H182ZM192 148H193V147H192ZM192 148L190 149V147H189V149H188V148H186V149H188V150H192ZM204 148L207 149L208 147L206 146V147H204ZM216 148H217V147H216ZM218 148H219L218 152L221 153V151H222L221 146H220V147L218 146ZM220 148H221V149H220ZM243 148H242V149H243ZM255 148L257 149L258 147H255ZM72 149H73V150H72ZM93 149H92V150H93ZM108 149H107V152L109 153V150H108ZM112 149H111V150H112ZM126 149H127L128 152H125ZM137 149H138V148H137ZM186 149H185V151H186ZM199 149H200V148H199ZM232 149H233V148H232ZM232 149H231V150H232ZM237 149H238V148H237ZM256 149H255V150H256ZM258 149H259V148H258ZM262 149H261V151H262V153H264V150H262ZM86 150H87V152H88V149H86ZM86 150H85V153H87ZM92 150L90 151V152H91L90 155L92 156L91 158H95V157H93L92 154H95L96 152H97V153L100 152V154L103 152V154H104V151H103V150H102V152H101L100 149H99V152H98V150H97L95 153H94V152L92 153ZM104 150H105V149H104ZM139 150L141 151V149H139ZM139 150H138V151H139ZM147 150H148V152H147ZM188 150H187L186 152H189ZM196 150H198L197 147H196ZM196 150H195V151H196ZM220 150H221V151H220ZM229 150H230V149H229ZM231 150H230V151H231ZM244 150L246 151V149H244ZM244 150H243L244 153L242 152V150H240V152H242V153L239 152L238 155H240V154H241V155H242V154H247V152H245ZM249 150H250V147H249ZM22 151H25V150L22 149ZM61 151H62V150H61ZM66 151H65V152H66ZM83 151H84V150H83ZM83 151H82V152H83ZM93 151H95V150H93ZM105 151H106V150H105ZM114 151H116V150H114ZM117 151H116V152H117ZM138 151H137V152H138ZM152 151H153V152H152ZM185 151H183V153H184ZM202 151H203V150H202ZM232 151H233V153H235V152L238 153V151H235V152H234V149H233ZM232 151H231V152H232ZM247 151H248V150H247ZM259 151H260V150H259ZM53 152H51V154H52ZM62 152H63V151H62ZM65 152L62 153V156H63V157H67V159H68V157H70L69 159L71 160V159H72L71 155H70V156H69V155L67 156L68 153H65ZM90 152H89V153H90ZM107 152H106V153H107ZM116 152H115V155H116V156L113 155V154H111V155H113V158H114V157H118L117 154H119V153H116ZM150 152H152V153H150ZM179 152H180V153H179ZM223 152H224V151H223ZM226 152H224V153H226ZM249 152H250V151H249ZM252 152H254V151H252ZM56 153H57V152H56ZM60 153H61V152H60ZM60 153L57 154V155H58V156H61ZM79 153H80V154H79ZM79 153H78V155H81V152H79ZM83 153H84V152H83ZM83 153H82V154H83ZM106 153H105L104 155L102 154L103 156H101V157H104V156L106 155ZM129 153H128L127 155H129ZM138 153H139V152H138ZM148 153H150V154H148ZM189 153H190V152H189ZM189 153H188V155H191L192 153L194 154V152H192L191 154H189ZM196 153H197V151H196ZM205 153H206L205 155L208 156V157H209V155L212 154L211 152H210V154H209L208 152H205ZM207 153H208L209 155H207ZM224 153H223V155H224ZM233 153H232V155H233ZM255 153H256V152H255ZM262 153H259L261 157H262V155H264V154H262ZM64 154H66V156H65ZM100 154H98L99 157H100ZM126 154H125V155H126ZM202 154H203V152H202ZM221 154H222V153H221ZM249 154H250V153H249ZM252 154H253V153H252ZM256 154H258V152H257ZM259 154H258V156H259ZM57 155H55V156L52 155V156H53V158H54V157L56 158ZM84 155H85V158H87V157L89 158V157H90V155L88 156V154H87V155L84 154ZM84 155H81L82 158H84ZM109 155H110V154H109ZM119 155H120V154H119ZM125 155H120L119 157H121V156H125ZM127 155L125 156L127 161H125V158L123 159V160H124V165H125V163L128 162V160L130 159V158H129L130 156L128 157ZM138 155H139V154H138ZM145 155H146V156H145ZM172 155H173V156H172ZM186 155H187V153H186ZM186 155H185L184 157H186ZM194 155H195V154H194ZM197 155H198V154H197ZM219 155H220V154H219ZM223 155H222V156H223ZM238 155H236V156H238ZM62 156L59 157V159H61V161H59V160L57 159V160H58L59 162H61V163H62V161L65 160L64 158H63L64 160H62ZM75 156H74V157H75ZM81 156H78V157H81ZM86 156H87V157H86ZM106 156H107V155H106ZM106 156H105V157H106ZM202 156H203V155H200V156H198V157H202ZM212 156H213V155H212ZM216 156H217V155H216ZM220 156H221V155H220ZM220 156H219V157H220ZM236 156H235V157H236ZM74 157H73V158H74ZM96 157H97V154H96ZM99 157H97V158H99ZM101 157H100L99 159L96 158L97 160L100 161V163H99V161H97V163H95L96 161H95L94 159H92V160H93V161H92L91 158H90V161H92V162L95 163V166H96V167L94 166V168L97 169V166H99L98 164H101L103 161L105 162V160L102 161ZM107 157H108V156H107ZM111 157H112V156H111ZM111 157H110V158H111ZM119 157H118V158H119ZM127 157H128L129 159H127ZM132 157H131V158H132ZM136 157H137V154H136ZM136 157H135V158H136ZM177 157H178V156H176V160H175V161H177ZM180 157H181V156H180ZM188 157H190V156H188ZM188 157L185 158V159L183 158V160L188 159ZM192 157H194V156L192 155ZM195 157H196V155H195ZM195 157H194V158H195ZM214 157H215V156H214ZM214 157H212V158L210 157V159L213 160ZM261 157H260V159H261ZM22 158H23V156H22ZM28 158H29V157H28ZM82 158H81V159L79 158L80 160L78 159V161H79V165H81V166H82L83 163L85 164V162H81ZM85 158H84V160L89 161L88 159H85ZM113 158H112V159H113ZM118 158H117V159L114 158V161H113V162L116 163L117 161H115V160H119L120 163L117 162V165H115V164H110V165H113V166L115 165V167L117 166V168H118V165L120 164L119 166H120V168H121V167L123 166V162L121 161L122 157L119 158V159H118ZM204 158L206 159V157H203V160H204V161H200V162H202V163H203V162H204V163L208 162V164H210L211 160L208 161L209 158H207V159H206V162H205V159H204ZM216 158L218 159V156H217ZM222 158H223V157H221V160H223V161L225 162V156H224V159H222ZM249 158H250V157H248L247 160L250 161V163H251V160H252V163L255 161V160L253 161V159H252V155H251V160H249ZM69 159H68L69 163L75 165L74 163L70 162ZM104 159H106V158H104ZM107 159L109 160V157H108ZM171 159H173V160L170 161ZM178 159H179V158H178ZM192 159H193V158H192ZM192 159H191V161H194V159H193V160H192ZM198 159H199V158H198ZM219 159H220V158H219ZM219 159H218V160H219ZM226 159H227V158H226ZM232 159H233V157H232ZM241 159H242V158H240V160H241ZM245 159H246V158H245ZM245 159L243 158V160H245ZM262 159H264V158H262ZM73 160H74V159H72V161H73ZM75 160H76V161H73V162H77V164H78V161H77L76 158H75ZM84 160H83V161H84ZM130 160H131V159H130ZM130 160H129V162H130ZM134 160L136 161V159H134ZM214 160H215V159H214ZM221 160H220L219 163H222ZM228 160H230V159H228ZM237 160L239 161V159H237ZM243 160H241V161L243 162ZM256 160H257V156H256ZM258 160H259V158H258ZM68 161H67V162H68ZM101 161H102V162H101ZM111 161H112V160H111ZM135 161H134V163H137V161H136V162H135ZM179 161H180V159H179ZM179 161H177V162H179ZM187 161H188V160H187ZM191 161H190V162H191ZM226 161H227V160H226ZM241 161L239 162L240 164H241ZM245 161H246V160H245ZM59 162H58V163H59ZM64 162H65V161H64ZM80 162H81L82 164H81ZM131 162H133V159H132ZM131 162H130L129 164L132 165V166H130V165H129V166H130V167H133V164H134V163L131 164ZM194 162H195V161H194ZM200 162H198V163H200ZM212 162H215V161H212ZM231 162L233 163L232 160H231ZM231 162L228 163L229 165H227L226 162L223 163V164H225V166L227 165V167H228V166L230 167V166H231V165H230ZM58 163H57V165H58ZM61 163H60V164H61ZM69 163H68V165H71V164H69ZM87 163H88V162H87ZM90 163H91V162H90ZM94 163H93V164H94ZM121 163H122V164H121ZM173 163L170 164V165H168L167 167L170 168L171 165H172V167H173ZM181 163L183 164L184 162L182 161ZM187 163H188V162H187ZM198 163H197V164H198ZM202 163H201V164H202ZM216 163H217V161H216ZM219 163H217V164H218V165H217L218 167L222 165V164H219ZM232 163H231V164H232ZM243 163L245 164L246 162H243ZM248 163H249V162H248ZM263 163H264V162H263ZM63 164H64V163H63ZM65 164H67V163H65ZM65 164H64V165L61 164V165L59 166V168H60L61 166H62L61 168H63V169L60 168V169H61L60 171H62V170L64 171V166H65ZM84 164H83V165H84ZM88 164H89V163H88ZM91 164H92V163H91ZM93 164H92V165H93ZM96 164H97V165H96ZM174 164H175V166H177V167L180 166V164H177V163H174ZM182 164H181V165H182ZM201 164H199V165H201ZM206 164H207V163H206ZM211 164H212V163H211ZM240 164L238 165L236 162H234L233 165H232V167H231V169L234 167V165H238V166H240ZM246 164H247V163H246ZM246 164H245V165H246ZM254 164H255V163H254ZM260 164H261V163H260ZM260 164H259V165H260ZM52 165H53V166H52L53 171H58V170H57L58 167L56 168V167H54V164H52ZM68 165H67V166H68ZM73 165H72V166H73ZM79 165H77V166H79ZM134 165H135V164H134ZM142 165H140L139 167H141ZM186 165H187V164H186ZM247 165H248V164H247ZM255 165H256V164H255ZM261 165L263 166V164H261ZM261 165H260V166H261ZM46 166H47V165H46ZM55 166H56V165H55ZM67 166H66V167H67ZM81 166H80V169H81ZM85 166H86V165H85ZM87 166H88V165H87ZM87 166H86V167H87ZM90 166H91V165L89 164V167H90ZM113 166H112V167H113ZM125 166H126V168H130V167H127L128 165H125ZM135 166H138V164H136ZM183 166H185V165L183 164ZM187 166H188V165H187ZM194 166H196V165H193V166L190 165V167H192V168H193ZM211 166H213V165H211ZM241 166H242V168L244 167V169H245V167H247V166H244V165H241ZM248 166H249V167H247L248 169L246 168V171H247V172H248V170H252V171H254L253 169H255V168L257 167V166H256L255 168H252L253 166L250 167V164H249ZM0 167H1V166H0ZM50 167H51V166H50ZM53 167L56 168V169L54 170ZM92 167H93V166H91V169H92ZM109 167L112 169L111 166H109ZM172 167H171V168H172ZM190 167L188 166V168H190ZM197 167H198V166H196L195 170H194V168H193V170H191V171H196V169H198ZM201 167H203V165H201ZM201 167H200L199 169H201ZM206 167H207V165H206ZM213 167H214V166H213ZM222 167H223V165L220 167V168L222 169V171H223V168H222ZM229 167H228V169H229ZM235 167H236V166H235ZM235 167H234V168H235ZM46 168H47V167H46ZM46 168H45V169H46ZM48 168H49V164H48ZM69 168H70V166H69ZM74 168H76V165H75ZM77 168H78V167H77ZM77 168H76V169H77ZM87 168H88V167H87ZM87 168H86V169H87ZM94 168H93V169H94ZM101 168H102V167H101ZM101 168H100V169H101ZM117 168H116V170H117ZM120 168H118V169H120ZM123 168H125V167L123 166ZM134 168H135V167H134ZM136 168H138V167H136ZM148 168H146V169H148ZM157 168H161V167L158 166ZM164 168H165V167H164ZM164 168H163V169H164ZM171 168H170V169H171ZM179 168L181 169V167H178V169H179ZM220 168H219V169H220ZM225 168H226V167H225ZM225 168H224V169H225ZM251 168H252V169H251ZM258 168H259V167H258ZM50 169H51V168H50ZM72 169H73V168H71V171H73ZM78 169H79V168H78ZM78 169H77V171L74 169V170H75V173L78 172ZM80 169H79V170H80ZM86 169H85V170H86ZM89 169H90V168H88L86 171L83 169V171H84V172H87ZM113 169H114V167H113ZM113 169H112V170H113ZM121 169H122V168H121ZM121 169H120V170H121ZM132 169H133V168H132ZM132 169H131V170H132ZM150 169H151V168H150ZM153 169H151L150 172H153V173H154L155 171H157V170L152 171ZM163 169H162V170H163ZM173 169H174V167L172 168V171H174ZM178 169H177V170H178ZM208 169H210V167H209ZM231 169H230V170H231ZM238 169H241V167H240V168H237V171H238ZM244 169H243V170H244ZM47 170H49V169H46V170H45V174H46V171H47ZM81 170H82V169H81ZM97 170H98V171H97V172H98V176H97V178L99 177V179H101V178H100L101 176H99V175H100V174L103 175V173H102V172H101V173L99 172V171H101V170H99V169H97ZM116 170L114 169V171H116ZM127 170H128V169H127ZM127 170H126V171H127ZM137 170L141 171V173H142L143 171H146V170H143V168H142V169H141V168H138ZM137 170H136V171H137ZM167 170H168V169H167ZM177 170H176V173H177V174L174 172L175 175H179V173H180V172L178 173ZM184 170H187V168H185ZM189 170H190V169H189ZM189 170H188V171H189ZM211 170H212V168H211ZM211 170L209 171V173L212 172L213 174H215V173L213 172V171H214V168H213L212 171H211ZM230 170H228V172H229ZM232 170H233V169H232ZM234 170H236V168H235ZM243 170H240V172H241L240 174H242V171H243ZM259 170H260V169H258V171H259ZM261 170H263V168H262ZM261 170H260V172H261ZM49 171H50V170H49ZM49 171H48L47 173H50V174H51V177H49V179L52 181L51 178H52L56 173L58 174V172H55V173H54L53 171H50V172H49ZM63 171H62V173H63ZM65 171H66V173H67L69 170H68V171L65 170ZM83 171H80V172H83ZM89 171H90V170H89ZM126 171H125V173H126ZM136 171L134 170V172H136ZM164 171H165V170H164ZM168 171H169V170H168ZM178 171H179V170H178ZM180 171H181V170H180ZM188 171H187V172H188ZM197 171H198V170H197ZM200 171H201V172L199 173V171H198V173L201 175V174H202V169H201ZM224 171H225V170H224ZM237 171H236V172H237ZM244 171H245V170H244ZM255 171L258 173L257 169H255ZM263 171H264V170H263ZM263 171L261 172L262 175H263V173H264ZM51 172L54 173V174H52ZM73 172H74V171H73ZM73 172H72V173H73ZM84 172H83V173H84ZM91 172H92V171H91ZM91 172H89V173H91ZM95 172H96V171H95ZM120 172H121V175L123 174V177H124V175H125L124 172H123V171H120ZM120 172H117L116 174H118V173H120ZM122 172H123V173H122ZM129 172H130V171H129ZM129 172H128V175H127V173H126V175H125V178H126V179H127V178H130L131 175H132V172H130L131 175L129 174ZM150 172H147V171H146L145 174H148V173H150ZM157 172H158V171H157ZM182 172H183V171H181V173H182ZM184 172H185V175H186L187 172H186V171H184ZM184 172H183V174H184ZM228 172L225 171V174H226V173L228 174ZM231 172H232V171H231ZM231 172H230V173H231ZM234 172H235V171H234ZM234 172H233V173H234ZM247 172H246V173H247ZM260 172H259V173H260ZM60 173H61V172H60ZM62 173H61V174H62ZM64 173H65V172H64ZM72 173L70 174V172H69V175H71V176L74 175V173H73V174H72ZM87 173H88V172H87ZM89 173H88V174H89ZM99 173H100V174H99ZM104 173H105V172H104ZM112 173H113V172H112ZM136 173H137V174H136ZM136 173H135L136 175H140V174H141L140 172H136ZM138 173H139V174H138ZM143 173H144V172H143ZM153 173H151V174L155 177V175H154ZM160 173H161V172H160ZM160 173L158 172L157 174L160 175ZM167 173H168V172H167ZM174 173H173V174H174ZM181 173H180V175H181ZM196 173H197V172H196ZM196 173L193 172V178H196V176H194ZM198 173H197V174H198ZM261 173H260V174H261ZM50 174H49V175H50ZM61 174H60V175H61ZM78 174H79V172H78ZM81 174H82V173H81ZM88 174H87V175H88ZM91 174H93V172H92ZM145 174H144V175L142 174V175H143L144 177H147V178L150 177V176H147V175H145ZM163 174H165V172H164ZM170 174H172V173H170ZM173 174H172V177H173ZM187 174H188V173H187ZM190 174H191V172H190ZM190 174H188L187 176H183V175H181V176H182V179H183V177H184V178H188ZM197 174H196V175H197ZM218 174H220V173H218ZM222 174H223V173H222ZM225 174H223V176H224ZM235 174L237 175V173H235ZM238 174H239V173H238ZM243 174H244V172H243ZM47 175H48V174H47ZM52 175H53V176H52ZM62 175L64 176L65 174H62ZM67 175H68V173L66 174V176H67ZM82 175H83V174H82ZM82 175H81V177H82ZM87 175H86V176L83 175V176H84V177H87ZM93 175L95 176V174H93ZM107 175H108V176H107ZM109 175H110L109 173H107L106 175H104V176H103V179L105 178V176H107V177H108V180H107V181H104V180H103L102 182H110L111 180H110L109 178H110V177H113V175H110V177H109ZM129 175H130V177H129ZM136 175H134V176H136ZM148 175H149V174H148ZM152 175H151V176H152ZM180 175H179V176H180ZM191 175H192V174H191ZM236 175H234V176H236ZM244 175H245V176H243V177L240 176V175H238V177H242V178H245V179H246V178H247V177H246V174H244ZM4 176H5V175H4V172L2 171V169H0V179L4 178ZM66 176H65V177H66ZM126 176H128V177H126ZM132 176H133V175H132ZM143 176H142V177H143ZM160 176H161V175H160ZM169 176H170V175H168V177H169ZM179 176H176V177H179ZM181 176H180V177H181ZM197 176L199 177V175H197ZM203 176H205V175H203ZM203 176H202V177H203ZM208 176H209V175H208ZM215 176L217 177L216 174H215ZM227 176H228V175H227ZM230 176L232 177L233 175H230ZM59 177H61V176H59ZM67 177H68V181H69L71 178H70L69 176H67ZM67 177H66L65 182H66L67 185H68ZM72 177H73V176H72ZM81 177H78V178H81ZM91 177H93V176H91ZM107 177H106V178H107ZM118 177H119V176H118ZM144 177L141 178V176H140V177H138V178H140V179L142 180V179H144ZM154 177H150V178H153V179H150V178L147 179V181L149 180L148 184L150 183L151 180H152V181L154 180ZM158 177H159V176H158ZM158 177L156 176L155 178L157 179ZM170 177H171V176H170ZM180 177H179V179H180V181H181V178H180ZM190 177H191V176H190ZM200 177H201V176H200ZM220 177H221V175H220ZM248 177H249V174H248ZM47 178H48V177H47ZM53 178L55 179V176H54ZM61 178H62V177H61ZM61 178L59 179V178L57 177V179H59V180H57V181H59L58 183H60V181H62V180L65 179V178H63V179L61 180ZM69 178H70V179H69ZM89 178H90V176H89ZM89 178H88V182H87V179L85 180V181H86V182H85V181H84V178H83V179L81 178L82 180H79L80 186H81V187H85V186H86L85 183H89V181H90V180H93V179H94V181H95V178H93V179H89ZM133 178L135 179V177H133ZM133 178H131L132 180L129 181V183H130L131 181H133V182L130 183V184H133V183H134ZM161 178H162V176H161ZM193 178H192V179H193ZM207 178L210 179V178H213V177L211 176V177H207ZM225 178H227L226 175H225ZM228 178H229V177H228ZM234 178H235V177H234ZM236 178H237V176H236ZM49 179H48V181H49ZM76 179H77V177H76ZM99 179H98V180H99ZM140 179H139V180H140ZM145 179H146V178H145ZM158 179H160V178H158ZM158 179H157V180H158ZM166 179H167V176L165 177V180H166ZM170 179H172V180H173V179H176V182L178 181V179L175 178V177L170 178ZM196 179H197V178H196ZM214 179H216V178H214ZM232 179H233V177H232ZM245 179H244V180H245ZM247 179H248L249 181L251 180V179H249V178H247ZM43 180H44L43 182H44V184H45V181H46V180H45V179H43ZM55 180H56V179H55ZM98 180H96V181H98ZM101 180H102V179H101ZM113 180H114V179H113ZM119 180H120V179H119ZM128 180H129V179H128ZM136 180H137V177H136ZM162 180H164V177H163ZM165 180H164V181H165ZM168 180H169V179H167V181H168ZM184 180H185V179H183L182 182H183ZM193 180H194V182H195V179H193ZM193 180H191L192 182L190 181V184L192 183V185H194ZM199 180H200V179L197 180V184L195 183V185L198 186V183L201 182V180H200V181H199ZM204 180H205V178H204ZM210 180H211V179H210ZM226 180H227V179H226ZM233 180H237V179H233ZM253 180H254V178L251 180L253 183H255V182H258V183H259L260 181H262V180H259V179H258L259 181H258V180H257V181H253ZM48 181H47V182H48ZM51 181H50V182H51ZM70 181H71V180H70ZM81 181L84 182V183H83L84 186L81 185ZM94 181H93V183H94ZM126 181H127V180H126ZM167 181H165V182L160 181V183L163 182V183H164L163 185H165V183H166V185L169 186L170 189H171V186H172L174 183H176V182L173 183V182L169 181L170 183H173V184L171 185V184L168 183ZM173 181H174V180H173ZM180 181H178V183H179ZM198 181H199V182H198ZM202 181H203V180H202ZM207 181H209V180L207 179ZM212 181H213V180H212ZM215 181H216V180H214V182H215ZM217 181H218V180H217ZM223 181H224V180H223ZM238 181H239V180H238ZM241 181L243 182V179H241ZM245 181H246V180H245ZM245 181L243 182V184H246ZM53 182H54V181H52V183H53ZM65 182H61V183H63V184L65 185ZM99 182H100V181H99ZM112 182H113V181H112ZM115 182H116V181H115ZM127 182H128V181H127ZM138 182H140V181H138ZM142 182H145V184H147L146 181H142ZM182 182H180V183H182ZM184 182L188 183L189 181H188V182H187V181H184ZM184 182L182 183V186H184V184H185ZM209 182H211V181H209ZM252 182H250V183H251L250 185H248L249 182H247V185H248V187H249V186H252V187H249V189L251 188L252 190H254V189H255L254 186H255L256 184H253ZM263 182H264V181H263ZM52 183H51V184H52ZM61 183H60V184H61ZM70 183H71V184H70ZM70 183H69V184L71 185L70 187H72V189H76L75 187H80V186H76V185H75V187H73V183H72V182H70ZM93 183H90V184L93 185ZM125 183H126V182H124V183H120V184L122 185L121 187H123V184H125ZM129 183H128V185H129ZM136 183H137V181H136ZM136 183H134V184H136ZM167 183H168L169 185H168ZM178 183H177V185H178ZM201 183H202V182H201ZM201 183H200V184H201ZM205 183H207V182H205ZM54 184H55V182L53 183V185H54ZM60 184H59V185H60ZM97 184L100 185V183H96V184H94L95 187H96ZM102 184H103V183H101V185L99 186V188L102 186ZM105 184H106V183H105ZM110 184H111V183H109V185H110ZM115 184L117 185L118 183H114V182H113V185H115ZM139 184H141V183H139ZM148 184H147V185H148ZM150 184H151V183H150ZM150 184H149L148 188L146 187L147 190H150L151 186H154V184H156V183H155V180L153 181V185L150 186ZM157 184H158V182H157ZM157 184L155 185V187H157ZM200 184H199L200 187L198 186V187H199V188H198L199 191H200L203 187H204V189H207L208 186H211V185H205V186H204V185H202V184L200 185ZM203 184H204V181H203ZM211 184H213V182H212ZM259 184H261V182H260ZM262 184L264 185V183H262ZM49 185H50V183H49L47 186H49ZM92 185H91V187H92ZM107 185H108V183H107ZM107 185H106V188H105L106 190H105V191H108V190L111 189V187H107ZM109 185H108V186H109ZM111 185H112V184H111ZM111 185H110V186H111ZM116 185H115V188H116ZM118 185H119V184H118ZM128 185H127V186H128ZM137 185H138V184H137ZM137 185H135V187H136ZM147 185H146V186H147ZM170 185H171V186H170ZM180 185H181V184H180ZM192 185H191V186H192ZM195 185H194V186H195ZM213 185L215 186V184H213ZM218 185H221V184L219 183V181H218ZM247 185H246V186H247ZM253 185H254V186H253ZM257 185H258V184H257ZM263 185H262V186H263ZM54 186H55V185H54ZM56 186H58V184H57ZM68 186H69V185H68ZM127 186H126V187H127ZM130 186H131V185H129L127 188H129ZM132 186H133V188H134V185H132ZM141 186H143V190H144L145 185H141ZM182 186H181V188H182ZM185 186H187V185H185ZM185 186H184V187H185ZM194 186H192V188H191L192 190H195V189H196V188H194ZM197 186H195V187H197ZM201 186H203V187L201 188ZM206 186H207V187H206ZM214 186H212V187H214ZM221 186H223V185H221ZM229 186H231V185H229ZM244 186H245V185H244ZM246 186H245V187H246ZM65 187H66V185H65ZM70 187H68V188H70ZM81 187L79 188V191L81 190ZM93 187H94V186H93ZM104 187H105V186H104ZM104 187H102L103 190H104ZM117 187H118V186H117ZM119 187H120V185H119ZM126 187H125V188H126ZM138 187H139V185H138ZM149 187H150V188H149ZM159 187H160V184H159ZM159 187H157V188L160 190L161 188H159ZM161 187H162V186H161ZM164 187H165V186H164ZM179 187H180V186H178V188H179ZM184 187H183V188H184ZM205 187H206V188H205ZM215 187H217V186H215ZM215 187H214V188H215ZM256 187H257V186H256ZM58 188H60V189L62 188V189H63L62 186H61V187L58 186ZM58 188H54V189H58ZM85 188H86V187H85ZM97 188H98V187H96V189H97ZM99 188H98V190H99ZM102 188H101L100 190H102ZM108 188H109V189H108ZM113 188H114V187H113ZM130 188H131V187H130ZM130 188H129V189H130ZM153 188H154V187H153ZM157 188H154V189L151 188V190H153V191H152V194L154 193V195L156 196V194L159 192L160 194L158 193V194H159L158 197H160V196H161V193H163V191H161V190H163L164 188L161 189L160 191L158 190V192H156L157 190H155V189H157ZM165 188H168V187H165ZM172 188H173V186H172ZM183 188H182V189H183ZM186 188H187V187H186ZM193 188H194V189H193ZM200 188H201V189H200ZM208 188H209V187H208ZM227 188L229 189V187H227ZM253 188H254V189H253ZM54 189H52V190H54ZM90 189H91V188H90ZM90 189H89V187H88V190H89V194H88V195H89V197H90ZM119 189H120V191H123V190H124V188H123L122 190H121V188H118V189L116 188L115 190H113V191H115V192H112V189H111V194H112V193H116V194H113V195H117V192H118L117 190H119ZM129 189H128V190L125 189V191H123V194H124L125 192H127L126 194H128V191L130 192ZM136 189H137V188H135V190H136ZM140 189H141V188H140ZM174 189H175V190L177 189V188L175 187V184H174ZM198 189H196V190L193 191V192H196ZM216 189H218L217 192H216V194H217L218 192H220V193H225V192H221L219 188H216ZM216 189H215V190H216ZM222 189H223V188H222ZM228 189H226V187H225V190H228ZM232 189H235V188L232 187ZM243 189H244V188H243ZM257 189H258V187H257ZM259 189H260V186H259ZM261 189H262V188H261ZM46 190H47V189H46ZM82 190H85V189L82 188ZM92 190H93V189H92ZM100 190H99V192H100ZM132 190H134V189H132ZM151 190H150V191H151ZM154 190H155V191H154ZM168 190H169V188H168ZM175 190H174V193H175ZM177 190H178V189H177ZM183 190H184V189H183ZM183 190H182V193H181V191H180V189H179V191H180V193H181V194H179L180 196H183V195H182V194H183ZM210 190H211L210 193H208L207 190H205L206 193L209 194L208 196L214 194V193H212V189H208V191H210ZM215 190H214V191H215ZM238 190H241V189H238ZM246 190H248V189L246 188ZM252 190H250L251 192H250V191H248V192L252 193V192H254V191H255V192L257 191V192L259 193L258 190H254V191H252ZM55 191H56V190H55ZM58 191H59V190H57L56 192H58ZM64 191H66V190H64ZM71 191H73V190H71ZM75 191L79 192L77 189H76ZM94 191H95V189H94ZM94 191H91V192H94ZM105 191H103V192H105ZM116 191H117V192H116ZM141 191H142V189H141ZM150 191H148V192L150 193ZM166 191H167V189H166ZM172 191H173V190H172ZM172 191L170 190L171 193H173ZM184 191H185V190H184ZM199 191H197V192H199ZM202 191H203V189L201 190V192H202ZM242 191H243V190H242ZM242 191H241L240 193H242ZM263 191H264V190H263ZM263 191H262V192H263ZM56 192H55V193H56ZM83 192H84V191H83ZM86 192H87V191H86ZM99 192H98V193H99ZM108 192H109V191H108ZM134 192H135V191H134ZM138 192H139V190H138ZM146 192H147V191H146V189H145V193H144V195L147 194ZM155 192H156V193H155ZM170 192H169V193H170ZM193 192H191V193H193ZM201 192H200V193H201ZM226 192H229V191H226ZM238 192H239V191H238ZM243 192H245V191H243ZM257 192H256V193H257ZM262 192H261V193H262ZM58 193H62V192L60 191V192H58ZM65 193H66V192H65ZM65 193L63 192V194H61V195H63V197L66 198V196L68 197L69 195H65ZM69 193H72V192H70V191L68 192V191H67L66 194H69ZM75 193H76V192H75ZM96 193H97V191H96ZM98 193H97V194H98ZM100 193H102V192H100ZM130 193H133V192L131 191ZM136 193H137V192H136ZM164 193H165V190H164ZM164 193H163V194H164ZM171 193H170V194H171ZM186 193H187V190L185 191V194H186ZM211 193H212V194H211ZM230 193H231V191H230ZM240 193H239V194H235V192H234V194L231 193V194H229V197L225 194V195H226V196H225V199H226L225 201H221V200H222L221 197H222L223 195L221 196V195L218 193V194L220 195V200H219V198H218V200L220 201V203H219V201L217 200V198L215 199L216 201L212 198L213 195L210 196V197L213 199V201H215V205L213 204V205H214L213 208L209 209V211H205V209H203V210L206 212L205 215L201 212L202 208H200V207H202V206H200L199 209H201V210L198 211V212L201 213V215L203 214L204 216L196 218V220L194 221L193 226L190 227L191 229H189L188 227H184V228H188V231H187V229H186V232L183 231V230H185V229L183 228V230H181V231H183V232H185V233L183 234V232H182V234H180V233H179V232H180V231H179L180 227L178 228L177 226H175V227L178 228V229H177L178 232H176V233H179V234H176L175 232H174V233H171V232H173V230H171V232L169 231V233H171V234L168 235L166 238H165V236L163 235V236H164V237H163V238H164L163 241H166V243H167L166 245L168 246L167 248L169 249V247H170V250H171L172 253L169 254V257L166 256V257H163V260L161 259L162 264H183V263H184V264H194V262H196V263H198V264H207V263H208V264H211L209 261H210V260H213V259L216 258V257L219 258V256H221V254L227 255L228 258H227L224 262H223V261H218V262L213 263V264H238L237 262H238L239 260H241L243 257H251L249 254L254 255V256L257 255V251H255V250H253V249H249V242L246 241V240H240V241H239V240H238V241L227 240L229 243H225V241H220V242H222V243H224V244H222V243H220V242H218V243L216 242V241L218 240V238L220 237L219 235H221V234H226L227 231L230 229V227H232L233 225H235L236 222H238V220H240V222L243 221L244 223H245V222L248 223V222L250 221L248 225L251 226V227H255L254 229L250 227V228L253 229V230H257V229H259V228L256 227L257 223L259 224V225H258L259 227L261 226V223H262L263 226H262L261 228H264V224H263L264 220H263V222H260V223H259V222L252 221V219H249V218H248V216H253L255 213H256V214H259V213L262 214V213H264V211H261V212H254V213L250 214V212H252V211H248V208H247V209L245 208L246 206L248 207V201H247L248 199H247V198H244L246 195H244V194H240ZM246 193H247V192H246ZM73 194H74V191H73ZM81 194L83 195L82 191H81ZM84 194H85V193H84ZM86 194H87V193H86ZM97 194H96V195H97ZM102 194H103V193H102ZM102 194H101V195H102ZM104 194H105V193H104ZM104 194H103L102 196H104ZM106 194H107V192H106ZM111 194H110V195H111ZM120 194H122V193H120ZM126 194H124V195H126ZM134 194H135V193H134ZM137 194H138V193H137ZM137 194H136V196H135V195H132V196H135V198H136V197L138 196ZM141 194H142V193H141ZM167 194H168V193H167ZM167 194H166V195H167ZM176 194L178 195L177 191H176ZM185 194H184V195H185ZM195 194H197V193H194V195H195ZM201 194H203V192H202ZM207 194L205 195V193H204L203 195H205V196L207 197ZM216 194H215V195H216ZM227 194H228V193H227ZM262 194H263V193H262ZM262 194L259 193V195H262ZM76 195H77V193H76ZM76 195H75V196H76ZM82 195H81V196H80V195H77V196H80V197H78V198L81 199ZM98 195H99V194H98ZM101 195H100V197H101ZM113 195H112V196H109V194H108V197H109V198H110V197H113L112 200H114V197H115V196H113ZM149 195H150V194H149ZM179 195H178V196H179ZM187 195H188V194H187ZM187 195H185V196H187ZM198 195H200V194L198 193ZM198 195H197V197H198ZM255 195H256V194H255ZM259 195L257 194V196H259ZM57 196H58V195H57ZM59 196H60V194H59ZM70 196H71V195H70ZM70 196H69L67 199L70 200V199H71ZM85 196H86V195H84L83 198H84ZM140 196H141V195H140ZM140 196H138V197H140ZM146 196H148V195H146ZM146 196H145V197H146ZM155 196H152L151 199H150L151 196H149L147 199H150L149 201H151L152 199H154V198L156 199V198H157V196H156V197H155ZM163 196H165V194H164ZM163 196H162L161 198H162V199H163V198L166 199L165 201L168 202L167 199H169V198H168V197L165 198V197H163ZM178 196H175V195H174L172 198H174V197H178ZM192 196H193V195H192ZM192 196H190V197H192ZM97 197H98V196H96V198H97ZM104 197H105V196H104ZM108 197L106 198V201H107V202L110 201V199H108ZM153 197H154V198H153ZM183 197H184V196H183ZM190 197H189V199L187 200L188 202H190V201H189V200H190ZM206 197H205V198H206ZM213 197H214V196H213ZM226 197H227V198H226ZM260 197H261V196H260ZM51 198H52V197H51ZM55 198H57V197H55ZM58 198H59V197H58ZM98 198H99V197H98ZM102 198H103V197H102ZM121 198H123L122 195H121ZM130 198H131V197H130ZM130 198H129V201H130V200H131V201L134 200V199H130ZM133 198H134V197H133ZM141 198H143V196L140 197V200H141ZM172 198H171V199H172ZM181 198H182V197H181ZM185 198H186V197H185ZM185 198H184V199H185ZM198 198H199V197H198ZM223 198H224V197H223ZM261 198H262V197H261ZM67 199H66V201H67ZM76 199H77V198H76ZM99 199L102 200V201H105V200H103V199H101V198H99ZM99 199H98V203H99ZM144 199H146V198H144ZM155 199H154V201H155ZM157 199H159V198H157ZM162 199H160V201H163V202L165 203V201L162 200ZM171 199H170V200H171ZM176 199H178V198H176ZM176 199H175V201H177ZM179 199H180V198H179ZM191 199H192V198H191ZM200 199H201V198H200ZM200 199H198V200L200 201L199 203H201V200L203 199V197H202L201 200H200ZM207 199L209 200L210 198L208 197ZM207 199H206V200H207ZM212 199H211V200H212ZM81 200H82V199H81ZM122 200H124V198H123ZM126 200L128 201L127 198H126ZM126 200H125V201H126ZM185 200H186V199H185ZM198 200H196L195 202L192 200L193 202L191 201V203H192V204L194 203V205H195V203H197ZM253 200H254V199H253ZM253 200L251 199V200H249V201H253ZM257 200H258V199H257ZM70 201H71V203H72V202H73V198H72ZM70 201H69V202H70ZM76 201H78V200H76ZM79 201H80V200H79ZM119 201H120V200H119ZM135 201H136V200H135ZM135 201H134V202H135ZM145 201H147V200H144V202H145ZM181 201L183 202V200H179L180 203H181ZM187 201H186V202H187ZM217 201H218V203H216ZM80 202H81V201H80ZM80 202H79L78 204H80ZM107 202H106V203H107ZM117 202H118V201H117ZM134 202L132 201V203H131L133 207H135ZM140 202H141V201H140ZM142 202H143V201H142ZM142 202H141V204H138L137 201H136V203L138 204V206L140 205L141 207H142ZM179 202H177V203H179ZM207 202H208V201H207ZM73 203H74V205H75L77 202H73ZM73 203H72V204H73ZM96 203H97V199H96ZM100 203H103V202L100 201ZM124 203H125V202H124ZM136 203H135V204H136ZM147 203H148V201H147ZM151 203H153V202L151 201V202H150V205H151ZM156 203H157V202H155V204H156ZM169 203H170V202H169ZM172 203H173V201H172ZM172 203H171V204H172ZM174 203H175V202H174ZM191 203H190V205H191ZM205 203H206V201H205ZM250 203H251V202H250ZM250 203H249V204H250ZM56 204H57V203H56ZM65 204H66V203H65ZM67 204H69V203H67ZM67 204H66V205H67ZM107 204H108V203H107ZM117 204H118V203H117ZM117 204H116V205H117ZM155 204H154V205H155ZM187 204H188V203H187ZM202 204H204V203H202ZM202 204H199V205H202ZM206 204H207V203H206ZM211 204H212V203H211ZM255 204H256V203L254 202L253 205H255ZM58 205H59V207L61 206L60 204H58ZM80 205H81V204H80ZM104 205H105V203H104ZM104 205L102 204V206H104ZM113 205H115V203H113ZM116 205H115V206H116ZM119 205H120V204H119ZM119 205H117V206H119ZM121 205H123V201H121ZM121 205L118 207L119 209L121 208ZM129 205H130V204H129ZM143 205H144V204H143ZM146 205H147V204H146ZM150 205L148 204V206H150ZM154 205H153V206H154ZM158 205H163V204L159 202ZM165 205H166V204H165ZM181 205H182V207H183V205H185V202H184V204H181ZM188 205H189V204H188ZM197 205H198V203H197L195 206H197ZM204 205H205V204H204ZM207 205H208V204H207ZM55 206H57V205H55ZM68 206H70V205H68ZM75 206H76V205H75ZM81 206H82L81 208L83 209L84 206H83V205H81ZM102 206H100V208H101ZM115 206H114V208L117 207V206H116V207H115ZM126 206H127V204H126ZM126 206H124V209H126V210L128 209L129 212H131L129 209H131V210L133 209V210H134V208H132V206H130V207L127 206V208H126ZM136 206H137V205H136ZM153 206H152V207H153ZM175 206L177 207L178 205L176 204ZM179 206H180V205H179ZM192 206H193V205H192ZM192 206H191V207H192ZM205 206H206V205H205ZM205 206H203V207H205ZM209 206H210V202H209ZM209 206H208V207H209ZM249 206H250V205H249ZM251 206H252V205H251ZM257 206H258V205H257ZM59 207H58V209H59ZM71 207H72V209H76V208H73V206H70V208H71ZM76 207H78V205H77ZM97 207H99V206H97ZM107 207L109 208V206H107ZM107 207L105 206V207H102V208H105V209H106ZM158 207H159V206H158ZM167 207H168V205H167L165 208L162 206V209H160L161 207H159L158 210L160 209V211H162L163 208H164V209H165L164 211H167ZM171 207H172V209H170L171 211H172V210H175V208H176V207L173 208L172 205H171ZM182 207H180L179 210H180V209H183ZM191 207H190V209H191ZM228 207H229V208H232V209H234V210L227 211ZM56 208H57V207H55V209H56ZM78 208H80V207H78ZM78 208H77V209H78ZM81 208H80V209H81ZM85 208H86V207H85ZM100 208H98V209H100ZM118 208H117V211H115L116 213L118 212ZM136 208H137V207H136ZM136 208H135V209H136ZM142 208H144V211H142V212H146L147 210H145V209L148 208V207L146 206V208H145V207L143 206ZM193 208H194V207H193ZM196 208H198V207H196ZM196 208H195V210H196ZM205 208H206V207H205ZM259 208H260V209H259ZM259 208H258V209L261 210L260 204H259ZM58 209H57V212H58ZM80 209L78 210V212H82V210L80 211ZM96 209H97V208L95 207V210H96ZM105 209H104L103 212H105ZM111 209H112V211H111V210H110V211H111V213L113 214V208L111 207ZM138 209H139V208H138ZM138 209H137V211H135V212H136L135 214H138L137 212H140V211H138ZM156 209H157V208L154 207V210H156ZM177 209H178V208H176V210H177ZM256 209H257V208H256ZM84 210H85V209H84ZM84 210H83L82 214L85 213L86 210H85V211H84ZM102 210H103V209H102ZM106 210H108V209H106ZM115 210H116V209H115ZM139 210H141V208H140ZM168 210H169V209H168ZM179 210H177V211H179ZM203 210H202V211H203ZM249 210H250V208H249ZM251 210H252V209H251ZM128 211H127V213H129ZM149 211L152 212L151 209H149ZM160 211H159L158 213H162V212H160ZM164 211H163V212H164ZM171 211H169V213H168V212H165V213H166V214H169L170 217H174V218H171V219H175V218H177V215H174V216L172 215V214L174 213V211H173L172 213H170ZM196 211H197V210H196ZM253 211H254V210H253ZM257 211H258V210H257ZM55 212H56V211H55ZM95 212H96V211H95ZM100 212H102L101 209H100ZM106 212H107V211H106ZM120 212H121V211H120ZM147 212H148V211H147ZM151 212H150V213H151ZM175 212H176V211H175ZM180 212H181V211H179V214H178V215L181 214ZM194 212H195V211H194ZM108 213H109V210H108ZM111 213H110V214H111ZM124 213H125V211L123 212L122 216L124 215ZM148 213H149V212H148ZM150 213H149V214H150ZM177 213H178V212H177ZM76 214H77V213H76ZM78 214H79V213H78ZM80 214H81V213H80ZM102 214H103V215H102ZM105 214H106V213H105ZM112 214H111V215H112ZM118 214H119V213H118ZM118 214H116V215H118ZM131 214H132V212H131ZM149 214H148V215H149ZM154 214H155V217H157V216H156V214H157V210H156V212H154ZM154 214H153V215H154ZM166 214H165V215H166ZM175 214H176V213H175ZM196 214H197V213H196ZM101 215L104 216V213H101ZM106 215H107V214H106ZM125 215H126V214H125ZM125 215H124V216H125ZM141 215H144V214L141 213ZM145 215H146V214H145ZM151 215H152V214H151ZM157 215H159V217H160V215H162V214H157ZM163 215H164V214H163ZM169 215L165 216V219H166L167 217L169 218ZM171 215H172V216H171ZM80 216H81V215L77 216V219H78V217L80 218ZM112 216H115V214L112 215ZM129 216H130V215H129ZM180 216H181V215H180ZM182 216H183V212H182ZM255 216H256V215H255ZM260 216H261V215H260ZM82 217H83V216H82ZM127 217H128V216L126 215L125 218H127ZM133 217L136 218V215H135V216H133V215L131 216V218H133ZM137 217H139V216L137 215ZM162 217H163V216H162ZM162 217H160V219H162ZM256 217H258V215H257ZM261 217H264V215L261 216ZM94 218H95V217H94ZM110 218H111V217H110ZM110 218L108 219V221H110ZM118 218H119V215H118ZM118 218H117V219H118ZM120 218L122 219V217H120ZM120 218H119V219H120ZM123 218H124V217H123ZM128 218H129V217H128ZM163 218H164V217H163ZM168 218H167V219H168ZM258 218H259V217H258ZM105 219H106V217H105ZM105 219H104V220H105ZM112 219H114V218H112ZM119 219H118V221L122 222L123 219H122V220H119ZM133 219H134V218H133ZM136 219H137V218H136ZM160 219H158V220H159L160 223H161V220H160ZM165 219H164V220H165ZM169 219H170V218H169ZM181 219H182V218H181ZM181 219H179V220H181ZM83 220H84V222H85V217H84V219L82 218V222H83ZM93 220H94V219H93ZM98 220H99V219H98ZM98 220H97V221H98ZM102 220H103V219H102ZM129 220H130V218H129ZM164 220L162 219L163 222H164ZM175 220H176V219H175ZM184 220H185V219H184ZM247 220H248V221H247ZM253 220H254V219H253ZM79 221L81 222V219H80ZM95 221H96V220H95ZM97 221L95 222V225H96V223L99 225L98 222H99L100 220H99L98 222H97ZM127 221H128V219H127ZM133 221H134V220H133ZM143 221H144V220H143ZM148 221H149V220H148ZM167 221L170 222L169 220H167ZM172 221H174V220H172ZM172 221H171L170 223H172ZM182 221H183V220H182ZM185 221H186V220H185ZM106 222H107V221H106ZM106 222H105V226H106ZM110 222H111V221H110ZM123 222L126 223V220H125V221L123 220ZM130 222H132V219H131ZM134 222H135V221H134ZM157 222H158V221H157ZM177 222H178V221H177ZM240 222H239V223H240ZM254 222H255L256 225L254 224ZM100 223H101V222H100ZM111 223H112V222H111ZM111 223H110V224H111ZM116 223H117V222H116ZM116 223H115V224H116ZM137 223H138V222H137ZM147 223H148V222H147ZM164 223H166V222H164ZM173 223H175V222H173ZM180 223H181V222H180ZM180 223H179V224H172V225H181L182 223H181V224H180ZM82 224H83V223H82ZM82 224H81V225H82ZM108 224H109V222H108ZM110 224H109V225H110ZM113 224H114V223H112V225H113ZM115 224H114V225H115ZM126 224H127V223H126ZM126 224H125V226H126ZM132 224L135 225V223H132ZM185 224H186V223H185ZM103 225H104V224H103ZM103 225H102V226H103ZM116 225L118 226V224H116ZM121 225H122V223H121ZM133 225H131V226L133 227ZM166 225L168 226L169 224H166ZM248 225L246 224L245 227H248ZM254 225H255V226H254ZM102 226H101V228H102ZM117 226H116V227H117ZM119 226H120V225H119ZM128 226H129V224H128ZM128 226H127V229L130 227V226H129V227H128ZM136 226H137V225H136ZM136 226H135V227H136ZM162 226H163V225H162ZM162 226H160V227H162ZM170 226H171V225H170ZM183 226H185V225H183ZM186 226H187V224H186ZM99 227H100V226H99ZM108 227H111V225L108 226ZM113 227H114V226L111 227V232H112L113 229H115V228H113ZM123 227H124V226H123ZM147 227H148V226H147ZM165 227H166V226L164 225V226L162 227V230H161V231H163V228H165ZM175 227H173V229H176ZM181 227H182V225H181ZM245 227L243 226V227H241V228H245ZM101 228H100V229H101ZM106 228H107V227H106ZM106 228L103 227V229H106ZM118 228H119V227H118ZM121 228H122V227H121ZM158 228H159V227H156V229H158ZM167 228H168V227H166V229H167ZM171 228H172V226H171ZM171 228H168V230L171 229ZM250 228H249V229H250ZM83 229H84V228H83ZM109 229H110V228H109ZM133 229H135V228H132V230H133ZM132 230H131V231H132ZM149 230H150V229H149ZM151 230H152V229H151ZM158 230H159V229H158ZM158 230H157V231H158ZM164 230H165V229H164ZM168 230H166V232H168ZM177 230H175V231H177ZM259 230H260V229H259ZM259 230H257V231H259ZM102 231H103V230H102ZM106 231H109V234L111 233L110 230H106ZM113 231H115V230H113ZM120 231H121V230H120ZM120 231L118 230V232H120ZM125 231L127 232V230H125ZM131 231L129 230V232H131ZM138 231H139V230H138ZM140 231H141V230H140ZM145 231H146V230H145ZM161 231L156 232V230H155V233H156V234L154 233V235H156V237H157V234L159 233V234H160V237H161V236H162L161 233H160ZM262 231H263V229H262ZM262 231H259V232H261V235H262V233H263ZM147 232H151V231H148V230H147ZM164 232H165V231H164ZM190 232H191V233H190ZM112 233H115V232H112ZM112 233H111L110 235H112ZM122 233H124V231L121 232V234H122ZM131 233H132V232H131ZM66 234H67V233H66ZM105 234H106V233H105ZM107 234H108V232H107ZM117 234H118V236H120L119 233H117ZM125 234H126V233H125ZM125 234H123V235H125ZM144 234H145V233H143V235H144ZM146 234H147V233H146ZM148 234H150V237H151V233H148ZM152 234H153V231H152ZM159 234H158V236H159ZM162 234H163V233H162ZM164 234H165V233H164ZM166 234H167V233H166ZM185 234H186V235H185ZM263 234H264V233H263ZM123 235H122V238H123ZM128 235H129V234H128ZM261 235H260V236H261ZM59 236H60V235H59ZM67 236H69V237H67L66 239L68 240V239L70 238V240H68V241L71 242L72 240H71L70 235L67 234ZM107 236H108V235H107ZM112 236L114 237L115 235H112ZM112 236H111V238H112ZM136 236H137V235H136ZM141 236H142V235H141ZM144 236H145V235H144ZM218 236H219V237H218ZM260 236H258V234H257V237H260ZM60 237H62V236H60ZM137 237H138V236H137ZM139 237H140V235H139ZM154 237H155V236H154ZM217 237H218V238H217ZM261 237H262V236H261ZM57 238H58V237H57ZM57 238H56V239H57ZM111 238H110V239H111ZM119 238H121V237H119ZM122 238H121V240H123ZM124 238H126V237H124ZM152 238H153V235H152ZM157 238H159V237H157ZM116 239H117V238H116ZM143 239H144V238H143ZM150 239H151V238H150ZM58 240H59V238H58ZM58 240H56V241H58ZM62 240H63V238L60 239L59 241L63 242ZM145 240H146V239H145ZM145 240H142V241H145ZM158 240H159V239H158ZM136 241H137V240H136ZM147 241H148V240H147ZM151 241H152V240H151ZM155 241H156V240H155ZM155 241H154V242H155ZM261 241H263V237L261 238ZM61 242H60V243H57V242H56V243H57V244H61ZM70 242L67 243L66 245L68 246V245L70 244ZM123 242H124V241H123ZM127 242H128V240H127ZM53 243H55V242H53ZM72 243H73V242H72ZM156 243H157V241H156ZM156 243H155V244H156ZM184 243H185V244H184ZM187 243L189 244L188 247H187ZM231 243H232V244H231ZM260 243H261V253H260V254H261V257H262V253H263V251H264V242H260ZM129 244H130V242H129ZM129 244H128V245H129ZM134 244H135V243H134ZM137 244H138V241H137ZM150 244H151V243H150ZM160 244H162V243H160ZM226 244H230V245H226ZM61 245H62V244H61ZM121 245H122V244H121ZM125 245H126V243L124 244V246H125ZM151 245H152V244H151ZM185 245H186V248H185ZM58 246H59V245H58ZM70 246H71V245H70ZM114 246H117V245L115 244ZM114 246H113V251H114V250L116 251V249H114V248H116V247H114ZM118 246H119V243H118ZM124 246H123V247H124ZM143 246H144V245H143ZM148 246H149V245H148ZM63 247H66V246H63ZM68 247H69V246H68ZM72 247H73V246H72ZM88 247H89V244H88ZM123 247H122V248H123ZM128 247H129V246H128ZM134 247H135V246H134ZM134 247H133V248H134ZM145 247H147V245H146ZM73 248H74V247H73ZM240 248H241V249H244V250H242L243 252H241ZM62 249H64V248H62ZM65 249L68 250L67 247H66ZM75 249H76V248H74V250H75ZM77 249H78V248H77ZM77 249L75 250V252L78 253L79 251H77ZM111 249H112V248H111ZM128 249H129V248H128ZM156 249H157V247H156ZM158 249H159V246H158ZM163 249H164V248H163ZM172 249H173V250H172ZM211 249H214L213 252H212ZM67 250H63V251H67ZM70 250H73V249L70 248L69 251H70ZM80 250H82V248H81ZM83 250H84V249H83ZM95 250H96V249H95ZM153 250H154V249H153ZM159 250H160V249H159ZM164 250H166V248H165ZM209 250H210L212 253H209ZM117 251H118V250H117ZM117 251H116V252H117ZM124 251H125V250H124ZM166 251H167V250H166ZM253 251H255V252H253ZM59 252H60V251H59ZM73 252H74V251H73ZM73 252L71 251V252H69V253H70V254L72 253V255H75V254H73ZM85 252H86V251H85ZM161 252H162V251H161ZM195 252H197V253H195ZM62 253H63V252H62ZM62 253H60V255H62ZM64 253H65V252H64ZM64 253H63V255H65V258L68 259V262H69L68 264L72 263V262H73V258H74L76 255H75L74 257H71V256H69V254H67V252H66V254H67L69 257H71V259H70V258H69L68 256H66V254H64ZM81 253H83V251H81ZM92 253H93V252H92ZM92 253H89V254H92ZM96 253H97V252H96ZM114 253H115V252H114ZM119 253H121V252H117L116 256H118ZM127 253H128V252H127ZM175 253H176V254H175ZM111 254H112V253H111ZM178 254H182L183 256H182V255H178ZM63 255H62V256H63ZM78 255H79V253H78ZM85 255H87V254H84V257H85ZM96 255H97V254H96ZM96 255H95V256H96ZM98 255H99V254H98ZM98 255H97V256H98ZM114 255H115V254H114ZM120 255H122V254H120ZM176 255H178V256H180V257L182 256V257L184 258V260H183V261H180V259H179L178 256H176ZM79 256H80V255H79ZM79 256H78V258H79V259L82 258L83 261L81 262V261H79L78 259H76L78 262H76V263H74V264H80V262L84 264V263L87 262V260H85V262H84L83 257H81L82 255H81L80 257H79ZM102 256H103V255H102ZM104 256H105V255H104ZM107 256H108V254H107ZM259 256H260V255H259V253H258V257H259ZM86 257H88V256H86ZM90 257H91V255L89 256V258H90ZM93 257H94V255H93ZM100 257H101V255H100ZM114 257H115V256H113V258H114ZM118 257H119V256H118ZM122 257H123V256H122ZM89 258H88V259H89ZM101 258H102V257H101ZM63 259H64V258H63ZM69 259H70V261H69ZM90 259H91V258H90ZM94 259H95V258H94ZM99 259H100V258H99ZM102 259H104V257H103ZM116 259H117V261H118L119 258L116 257ZM71 260H72V262H71ZM74 260H75V258H74ZM76 260H75V261H76ZM91 260H92V259H91ZM91 260H90V261H91ZM95 260H96V259H95ZM106 260L108 261V258H107ZM90 261H89L88 263H90ZM100 261H101V260H100ZM105 262H106V261H105ZM129 262H130V261H129ZM101 263H103V262H101ZM117 263H118V262H117ZM72 264H73V263H72ZM90 264H93V263H90ZM98 264H99V263H98ZM118 264H119V263H118ZM239 264H240V263H239Z\"/></svg>", "mask_w": 264, "mask_h": 264}]
</instances>
